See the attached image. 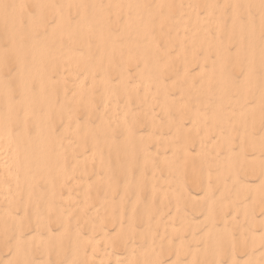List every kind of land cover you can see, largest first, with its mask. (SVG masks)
<instances>
[{
    "label": "rangeland",
    "instance_id": "obj_1",
    "mask_svg": "<svg viewBox=\"0 0 264 264\" xmlns=\"http://www.w3.org/2000/svg\"><path fill=\"white\" fill-rule=\"evenodd\" d=\"M12 2L13 0H9V2ZM27 1H29V2H27ZM90 0H88L86 3L88 4V2H89ZM101 2L103 1V6L105 5L104 3H106V1H104V0H100ZM170 0H165L164 2H162V3H159L158 5H155L154 6V2H153V4L151 5V6H149L148 5V7H149V9H151L152 7H154L155 8V10H156V13H155V17H156V20H155V28H156V30H157V32L158 33H156L157 35H156V42H157V46H158V48H159V50H160V54H159V56H158V58H157V60L159 61V63H160V70H161V68H162V70L165 68V70H163L162 71V73L161 74H159V76H157V77H155L154 75H151L152 76V78H151V76H150V78H151V80H153V81H155V83L154 84H152L151 86H150V90H151V95L153 96V101L152 102H148V97L147 96H143V95H141V94H143V90L141 89L142 87H140V86H142V85H138L139 87H137L136 89H130V85H134V84H136V83H138L137 82V80H138V72L136 73V69H138V65H139V63H136V64H133V65H130V66H134V67H130V66H126V67H124L123 65H122V61H123V59H124V55H126L125 53H126V51H123L122 52V50H124V49H126V48H124L125 47V44L124 43H127L128 41H131V38L129 37V39L128 40H126V37L125 36H123L122 35V37L121 38H117V37H119V36H121L120 35V32H119V30L121 29V27H119V26H122V21H123V12H120V13H118V15H116V16H114V17H111L112 15L110 14V16H109V24H107L106 25V27L108 28H106L107 29V31L109 32V31H111L112 29V31L111 32H109L108 34H111V39L112 40H114L115 41V43L117 44V46L118 47H120V46H122V47H120V51H115V52H113L112 53V55H107V54H105V55H103V58L102 59H104L103 61H109V63H110V65L108 64L107 65V67L104 69H96V70H94V72H93V74L92 75H88L86 78H87V80H85V78H83V80L81 81V84L83 85H81L82 86V97H87V93L88 92H90V93H92V95H93V97H95L94 98V103H93V105H94V108L97 110V111H95L93 114H90V116L86 113V111L85 112H83L84 110H82V109H78L77 110V112L75 113V117H74V119L75 120H77L78 121V123H79V125L81 126V127H79V128H81V129H83V128H85V126H84V124L87 126V127H89V126H91L90 128H93V129H95V128H97V126L96 125H98L99 124V122H100V118L104 115V118L106 119V120H108V123L110 124V121H111V125H110V127L111 128H114L112 131H111V133H110V136H109V139L112 141V142H114V143H116V144H118L117 146H116V144H114V143H112V145L111 146H108V147H110V148H108L107 146H104V147H102L104 144H103V142L104 143H106V138H105V136H103L102 134H96L95 135V137H96V139L98 138V141H99V146H100V144H102L100 147H99V149H103V151H101V150H99L98 149V152H97V154L100 156V160L98 161L97 159H95V160H90V161H87L86 162V164H87V168H86V172L84 173V175L82 176H80V178L82 179H84L85 180V182H88V184L87 185H89V188H88V190H90V191H88V196H89V200H90V202L86 205L87 206V208L86 209H84V211L82 212V214H80L79 213V209L77 210V208H72L71 210V212H73L72 214L71 213H67V214H65L64 216H62V217H60L62 214L61 213H63V211L65 210V211H67L68 209H69V207H71V206H69V205H71L72 203H78V201H79V199H80V197H79V195H77V194H79V193H77V188H78V185L77 186H74L73 188H75V190H73V188L71 189V191H72V195L75 197L74 199H73V201L74 202H72V200L71 201H68V204L66 203V202H63L61 199V201H59V197H57V195H59L60 193L61 194H64V190H60V192L59 193H57L56 192V196L55 197H51V198H49V200H48V197L49 196H46V195H49V189L47 188V185H45V183H42V182H40V181H38V182H36L35 184H36V189H35V187L32 189V194H33V196H32V194H31V196H30V198L28 199L29 200V202H28V205H27V207H26V209H25V211H26V213H25V215L24 216H22V214H21V209L23 208V205L22 204H24V202H21V201H23L24 200V196H23V194L25 195V191H24V189L21 191L22 192V195H19V197L17 198V200L19 201V206L17 205V208L15 207V208H13L14 210H11V213H13L12 214V218H13V221H15V223L10 219L9 220V218L8 217H6V216H4V215H1L0 214V226L2 225V227H3V229H5V230H3L2 231V227L0 228L1 230H0V239L1 240H3L2 241V243H3V245L1 246V242H0V264H80V262H81V264H88V263H92V264H95V260H93V259H90L91 261L89 262V260L87 259V256L88 255H86L87 254V252H89V248H88V246H86V245H84V248H83V245H81L82 244V241L84 240V238H86L87 237V235H90V236H99L100 234H104L105 235V237H107V239H106V241L104 242V243H99L98 244V246H103V247H98L96 250H97V252H95V255H99L102 251L101 250H103V249H106V247H107V249H109V252H110V255H111V258H107L106 259V262L108 263V264H112L114 261H115V256L117 255V259H118V261H119V264H136V262H137V264H144V262H145V264L147 263V264H153V261H152V259H154V258H156V260L158 261V263H160V264H172L173 262V264H181V263H184V264H188V255L193 251H195L194 253L196 254V255H198V256H195L196 257V259H195V261H197V263L194 261L193 263L195 264H200L199 263V261L200 260H202V258H205L206 257V253H204V251H205V249L203 248V242L204 241H200L201 239H203L204 237H203V233H205V230L208 228V224H207V222L206 221H204V219H202V220H200L201 218H203L204 216H203V214H202V212H204L205 213V208L207 209L208 207L207 206H209L208 204H210V202L212 201L213 202V210L215 209V211H214V214L216 215H214L215 216V218H214V220L216 221H214L212 224H215V225H213V226H216L215 227V232H214V230H213V232L211 231V233L210 234H208L207 233V236H209V237H207L208 239H211V241L210 240H208V239H206V244L208 243V245H210L211 244V242H213L214 240H212L213 239V237H215L214 235H217L216 236V238L217 239H219V242H220V245H221V247H223V249L222 248H220V252H225V254L227 253V250H228V253L227 254H229V251L231 250H234V253H235V256L238 258V260L240 261V260H242L243 259V257H245V254H246V252L247 251H244L243 249L241 250L240 249V247L238 246L241 242V239H242V237H243V239H242V241H244V242H246V243H248V240L250 241V237H249V233L248 232H251V231H255L256 232V234H257V236L258 237H260L261 236V227L262 228H264V224H261V225H259V224H257V226L256 225H254V227L252 226V227H250L249 226V223H248V221L250 222V220H251V218H254V219H257V221H261L262 220V223H264V221H263V218H264V210H263V208H261V207H263L264 206V196H263V194H264V183H262L261 182V178H259V176H258V172H256L257 170L259 171V169L258 168H256L255 167V165H254V163L255 164H257L258 162L259 163H263L264 162V149L262 148L263 146V144H264V139H263V137H264V93H263V90H264V81L262 80V79H264V78H262V77H264V65H262L264 62H263V58H264V54H263V52H264V33H263V30H264V25H263V23H264V19H263V17H264V13H262V12H264V6H263V8H262V5H264L263 4V1L261 0H255V1H257V5H255L256 4V2H255V4H254V0H245V3H244V0H212V3H213V9H215V11L212 9V11H213V13L212 14H209V15H206L204 12H205V9L207 8V3L204 1V2H201L202 0H195V1H191V0H173L172 2H176L175 4L174 3H172L171 1L169 2ZM179 1V2H178ZM215 1V2H214ZM224 1H226V3L224 2ZM228 1V2H227ZM243 1V2H242ZM252 1H253V3H252ZM2 4H1V0H0V9H1V11H0V16H2L3 17V19L5 18V20L3 21V19H2V17L0 18L1 20V24H0V26L2 25V27H0V31L1 32H3V34L0 32V35L2 36H0V41L2 42H4V37L7 35V34H9V36L7 35V38H9V39H5V42L3 43H1L2 44V46H1V44H0V60L2 59V57H5V58H3L2 59V61H5L7 64H5L6 66H8L7 68L5 67L4 68V70L6 69V70H8V73H7V71L5 72L3 69V71H1L0 73L2 74H0L1 75V77H2V80H4L5 82L7 81V82H9V83H5L6 85H8L10 88H11V90H10V95H11V98L13 99V101L14 102H18L19 101V94L17 93V92H15V90H13L12 89V87H13V85L12 84H14V82L16 81L15 79L16 78H14V76H13V74L16 72L15 70H16V65H14V63H12L11 61L9 62L10 64H8V59L7 58H9L10 59V57H11V60H12V57H14V54H15V56H17L16 55V52H15V50L17 51V54H19V55H21L22 56V54H24V52H26L27 51V54L30 56H26V55H23L22 57H23V60L24 59H27L28 61V63L27 62H25V64H26V66L28 67V65L30 64L29 62L32 60L31 58L32 57H35V56H37L36 55V53L34 52V51H36V50H34V49H36V48H33L32 47V44L33 45H35V46H45L44 48H45V50H46V52H47V54H49L50 56H54V57H57V59L58 58H62L63 60H65V58L69 55L70 57H72V55L71 54H76L77 55V57H76V59L78 60V61H80L81 59H82V57H84V59H82V62L80 61V65L82 64V63H84L85 65H83L84 66V68L85 67H88V66H90V65H94V64H96V63H99V59H101V57L102 56H100L99 55V46H97L98 45V42H97V38L95 37L94 38V40H93V37L94 36H90V34L88 35V34H83L82 35V37L83 38H81V39H84V40H76L75 39V35H76V31L74 32V34H73V30L74 29H76V28H74L73 26L76 24V22L78 21V19H77V17H75V16H77V13L75 14V12H74V10H71L70 9V11H68L67 12V17H69L68 19H70V23L69 24H65V25H57L56 26V19H55V15L56 14H54V13H56V12H58L59 10H61V9H59L58 7H60L61 8V6H59V4H58V2H59V0H32L31 2H30V0H22V2H23V6H21L20 8H18V7H16V3H18L17 2V0H14L12 3H9L7 0H2ZM7 2V4H5ZM32 2H33V4L36 6V8H34L35 6L33 5L32 6ZM152 2V1H151ZM186 2V4H180V3H185ZM200 2V3H199ZM219 2V3H218ZM221 2V3H220ZM236 2H240V3H237L236 4ZM242 2V3H241ZM249 2V3H248ZM258 2H259V4H258ZM262 2V3H261ZM31 3V4H30ZM56 3V4H55ZM156 3V2H155ZM170 3H171V5H170ZM180 5H179V4ZM195 3V4H194ZM199 3V4H198ZM202 3H204V5L202 4ZM215 3H217V4H215ZM228 3H231V5L229 6L228 5ZM250 3H252L253 4V7L254 6H257V8L256 7H252V4H251V7H249L248 8V6L250 5ZM260 3H261V5H260ZM10 4H12V6L10 5ZM29 4V6H27ZM49 5V4H51V6H53V10L52 11H50L51 13H49V12H45V15H47V17L44 15L42 18H40V20H38L37 18H36V13H35V11L37 10V9H45V7H46V5ZM55 4V5H54ZM87 4H86V8H87V13L89 12V10L90 9H88V8H90L91 6H92V4L89 2V4H88V6H87ZM149 4V3H148ZM224 4H226V6H224ZM6 5V6H5ZM42 5V6H41ZM170 5V6H169ZM179 7L180 6V8L177 10V6ZM198 5V6H197ZM205 5H206V8H205ZM235 5V6H234ZM236 5H238V6H240L241 8H239V7H236ZM245 5V6H244ZM27 6V7H26ZM32 6V7H31ZM102 6V7H103ZM173 6V8L170 10L169 9V7L171 8ZM183 6V7H182ZM242 6H244V7H242ZM260 6H261V8H260ZM8 7V8H7ZM158 7H160L159 9H158ZM174 7H177V8H174ZM182 7V8H181ZM201 7H203V9L204 10H202V8H201V11H200V8ZM6 8V9H5ZM11 10H10V9ZM23 8V9H22ZM28 8V9H27ZM31 8V9H30ZM162 8H164V9H162ZM198 8V9H197ZM231 9V11H230V9ZM235 8V9H234ZM245 8H247L246 10H244ZM257 10H256V9ZM8 9V10H7ZM34 9V10H33ZM162 9V10H161ZM169 9V10H168ZM174 9V10H173ZM176 9V10H175ZM190 9L193 11H190ZM240 9H241V11H240ZM244 11H243V10ZM252 9H254V10H252ZM261 9V10H260ZM6 10V11H5ZM223 10H226V11H223ZM238 10V11H237ZM3 11V12H2ZM9 13H8V12ZM13 11V13L12 14H10V12H12ZM30 11V12H29ZM158 11H159V13H158ZM167 11V12H166ZM173 11V12H172ZM175 11V12H174ZM204 11V12H203ZM237 11V12H236ZM253 11H254V13H253ZM23 13V14H20V16H19V13ZM26 12V13H25ZM53 12V13H52ZM70 12V13H69ZM73 12H74V14H73ZM183 12V13H182ZM188 12V13H187ZM215 12V13H214ZM236 12V13H235ZM239 12H240V14H239ZM244 12V13H243ZM248 12H249V15H248ZM256 12V13H255ZM6 13H8V14H6ZM165 13H167V14H165ZM170 13V14H169ZM175 13H176V15H175ZM185 13H187V14H185ZM197 13V14H196ZM200 13H202V14H200ZM223 13V14H222ZM224 13H225V15H224ZM227 13H230L231 15H232V17H231V15H228ZM238 13V14H237ZM243 14V16H242V14ZM245 13H247L246 15H245ZM258 13V14H257ZM2 14V15H1ZM5 14H6V17H5ZM27 16H25V15ZM33 14V15H32ZM54 14V15H53ZM158 14V15H157ZM189 14V15H188ZM195 14V15H194ZM222 14V15H221ZM233 14H235L237 17H235V15H233ZM251 14V15H250ZM253 14V15H252ZM261 14H263V15H261ZM4 15V16H3ZM50 15H52V16H50ZM70 15H72L71 17H70ZM73 15H75V16H73ZM178 15V16H177ZM179 15L181 16V17H179ZM221 15V16H220ZM226 15H228V17L226 16ZM256 15V16H255ZM9 16V17H8ZM13 16H15V18L13 17ZM118 16V17H117ZM174 16V17H173ZM176 16V17H175ZM194 16V17H193ZM198 18H197V17ZM219 16V17H218ZM234 16V17H233ZM248 16V20L246 21V17ZM250 16H252L253 18H254V22L252 21L253 20V18H250ZM7 17L8 18H10V19H7ZM20 17V18H19ZM48 17H49V19H48ZM54 18V20H53V18ZM158 17V18H157ZM190 17V18H189ZM192 17V18H191ZM223 17H226V18H223ZM14 18V19H13ZM17 18V19H16ZM44 18V19H43ZM73 18H74V20H73ZM111 18H112V20L114 21H112L113 22V24H114V26H113V24H112V22H110L111 21ZM116 20H115V19ZM170 18H172V19H170ZM208 18H210V19H208ZM221 18V19H220ZM234 19V20H236L235 18H237V20L238 21H242L241 23L239 22V24H237L238 22H237V20H236V22H235V24H233L234 22H233V20L232 19ZM242 18H243V20H242ZM250 18V19H249ZM259 18H260V21H259ZM22 19V20H21ZM53 21H52V20ZM168 19H170L169 21H168ZM178 19V20H177ZM189 19V20H188ZM192 19V20H191ZM252 19V20H251ZM14 20H17V21H13ZM47 20V21H46ZM50 20V21H49ZM76 20V21H75ZM118 20V21H117ZM162 20H164V21H162ZM175 22H174V21ZM177 20V21H176ZM187 20V21H186ZM250 20V21H249ZM3 21V22H2ZM8 21V23H6ZM40 21H41V23H45V24H40ZM74 21V22H73ZM121 21V22H120ZM167 23H166V22ZM171 21H173V22H171ZM184 21V22H183ZM190 21V23H188ZM201 21V22H200ZM247 22V23H244V22ZM252 21V24L253 25H250V22ZM6 23V24H2V23ZM22 24H21V23ZM51 22V23H50ZM71 22H72V24H71ZM116 22L118 23V24H116ZM120 22V23H119ZM186 22L188 23V24H186ZM195 22V23H194ZM226 22H227V24H226ZM249 22V23H248ZM259 23V25L257 24V23ZM263 22V23H262ZM11 23V24H10ZM15 25H14V24ZM27 23H28V25H27ZM49 23V24H48ZM171 23V24H170ZM175 23V24H174ZM197 23V24H196ZM213 23H214V25H213ZM223 23V27L224 28H227V27H225V26H227L228 24V28L225 30V29H223V32H222V26H220L221 24ZM12 24H13V26H12ZM48 26H47V25ZM110 24H112V25H110ZM167 24V25H166ZM201 24H202V26H201ZM205 24V25H204ZM211 24V25H210ZM239 25V26H237V25ZM245 25V27L246 28H248V31H246V28H245V30H244V26H241V25ZM9 25V26H8ZM18 25V26H17ZM28 26L27 28H29V29H27L25 26ZM43 25H46L45 27L43 26ZM69 26V25H71L70 27H67V26ZM165 25V26H164ZM171 27H170V26ZM175 25V26H174ZM188 25V26H187ZM204 25V26H203ZM231 25H236L235 26V28H236V30H239V27L241 28L240 30L242 31V30H244V33L243 32H241L240 30V34H239V31H234L233 29H235V28H233L234 26H231ZM263 25V26H262ZM3 26L5 27V29L3 28ZM11 26V27H10ZM16 26V27H15ZM20 26V27H19ZM24 26L25 28H22V27ZM39 26V27H38ZM118 26V27H117ZM169 26V27H168ZM173 26V27H172ZM209 26V27H208ZM249 26H250V28H249ZM252 26L254 27L253 29H252ZM14 27V28H13ZM42 27H44V28H42ZM193 27V28H192ZM222 27V28H221ZM260 27H262L261 29H260ZM7 28H8V30H7ZM30 28H33L32 29V32H29V34H28V31H31V29ZM36 28V29H35ZM40 28V29H39ZM47 28V29H46ZM67 28H68V30H67ZM72 28V29H71ZM78 28V27H77ZM93 28V27H92ZM160 28V29H159ZM179 28H180V30H179ZM209 28V29H208ZM213 29V31H215L214 33H213V31H212V29ZM233 28V29H232ZM243 28V29H242ZM256 28V29H255ZM257 28H259L260 30H262L261 32H260V30L258 29V34L256 33V32H254L253 34H254V36L251 34L253 31H256L257 30ZM2 29V30H1ZM4 29V30H3ZM19 30V31H16V30ZM22 29H24L23 31H22ZM41 29L42 30H44V31H42L41 32ZM53 29H56L55 30V32H54V30ZM119 29V30H118ZM161 29L162 30H164V32L163 33H161L162 31H161ZM165 29H167V30H165ZM168 29H171L170 31H168ZM211 29V30H210ZM220 29V31L222 32L221 34L223 35H221V34H219L220 33V31L218 32V30ZM230 29H231V31H230ZM251 29V30H250ZM255 29V30H254ZM14 30H15V32H16V34H15V32H14ZM21 30V31H20ZM34 30H35V32H34ZM37 30V31H36ZM47 30H49V31H47ZM71 30V31H70ZM117 30V31H116ZM160 30V31H159ZM198 30L200 31L198 34L196 33V32H198ZM7 31V32H6ZM25 31H26V33H25ZM64 31H66V33H64ZM69 31V32H68ZM93 31H94V28H93ZM210 31V32H209ZM226 31V32H225ZM234 31V32H233ZM245 31L246 32H248V33H245ZM251 31V32H250ZM36 33V34H34V33ZM68 32V33H67ZM115 32V33H114ZM160 32V33H159ZM204 32V33H203ZM230 32H231V34H232V36L233 37H235V38H233L232 36H231V34H230ZM233 32V33H232ZM237 32H238V34H237ZM12 35H11V34ZM21 33V34H20ZM32 33V34H31ZM42 35H41V34ZM54 34V37H52L53 36V34ZM72 33V34H71ZM112 33H114V34H112ZM166 33H168V34H166ZM178 33V34H177ZM196 33V34H195ZM235 33V34H234ZM242 33V34H241ZM20 34V35H19ZM27 34V35H26ZM30 34H31V36H30ZM52 34V35H51ZM115 34H117L116 36L117 37H115ZM160 34H165V35H160ZM176 34V35H175ZM226 34V35H225ZM228 34V35H227ZM244 34V35H243ZM246 34H248V35H246ZM250 34V35H249ZM15 35H16V37H15ZM26 36L27 37V40H26V37H24V36ZM28 35L32 38V36H33V38L30 40L29 39V37H28ZM41 35V36H40ZM74 35V36H73ZM88 35V37H86V36ZM119 35V36H118ZM170 35H171V37L173 36V38H172V40L170 39ZM210 35V36H209ZM230 35V36H229ZM237 35H239V36H237ZM246 35V36H245ZM256 35H258L257 37L258 38H256L255 36ZM4 36V37H3ZM22 38L21 40L22 41H20V39L18 38ZM38 36H40V37H38ZM47 36H48V39H47ZM85 36V37H84ZM162 36H165L164 38H162ZM177 38L176 40L177 41H179L180 40V42H175L174 43V41L175 40H173V39H175V37ZM205 36V37H204ZM206 36L207 37H209V38H206ZM212 36H213V38H212ZM218 36H220V37H218ZM225 36V37H224ZM243 38H242V37ZM248 36H249V38H248ZM251 36V37H250ZM253 36V37H252ZM259 36L261 37V39L259 38ZM14 37H15V39L18 41V42H20V44L22 45V49H21V45H20V47L18 46V48H17V45H15L14 46V49H13V45H11V42L12 41H14L15 39H14ZM35 37H37V38H35ZM43 37H45V38H43ZM113 37H115V38H113ZM222 37H224V39L222 38ZM228 37H230V38H228ZM24 38H25V40H24ZM49 38H52V39H50V41H52V42H50L49 41ZM56 38L58 39V40H61V44L59 43V41L57 40L56 41ZM61 38V39H60ZM69 38V39H68ZM161 38V39H160ZM183 38H185L184 40H183ZM187 38V39H186ZM254 38H256V39H254ZM19 39V40H18ZM33 39L35 40V43H34V41H33ZM40 39V40H39ZM42 39V40H41ZM85 39H86V41H85ZM91 39V40H90ZM95 39H96V41H95ZM122 41H121V40ZM123 39H125V41L123 40ZM158 39L160 40V41H158ZM164 39H166V40H164ZM179 39V40H178ZM212 39V40H211ZM230 39V40H229ZM232 39H233V42H232V44H231V46H229L230 44H228L229 42H231L232 41ZM242 39L244 40V41H242ZM247 39H248V41H247ZM7 40H9V41H7ZM14 41L15 43L17 42V41ZM30 40V41H29ZM119 40V41H118ZM167 40H168V42H167ZM187 40V41H186ZM228 40H229V42H228ZM246 40V41H245ZM255 40V41H254ZM257 40H258V42H257ZM260 40V41H259ZM24 41H25V43H24ZM54 41H56V42H54ZM63 41V42H62ZM68 41V42H67ZM74 41V42H73ZM79 41H82V43H80ZM90 41H92V42H90ZM170 41V42H169ZM235 41H237V42H235ZM240 41H242V42H240ZM251 41H253V43L251 42ZM6 42H8V43H6ZM17 42V43H18ZM28 42V43H27ZM31 42V44H29ZM37 42V43H36ZM46 42H48V43H51V44H48V43H46ZM54 42V43H53ZM71 42V44L73 43V45L75 44V47H73V45H71V44H69ZM76 42V43H75ZM94 42V44H92ZM165 42V43H164ZM172 42V43H171ZM184 44H183V43ZM219 42H221V43H219ZM226 42V43H225ZM244 42H246L245 43V45H244ZM255 42V43H254ZM10 43V44H9ZM13 43V42H12ZM24 43V44H23ZM27 43V44H26ZM44 43V44H43ZM46 43V44H45ZM78 43L79 44H82V45H79L78 46ZM83 43H85V44H83ZM87 43V44H86ZM119 43H120V45H119ZM164 43V44H163ZM248 43H252V44H250V45H248ZM27 45V46H29V49L30 48H33V50L32 49H30L31 51H29L28 50V48L26 47L25 48V46L24 45ZM52 44H53V46H52ZM56 44H57V46H56ZM59 44L60 45H63V46H60L59 47ZM92 46H91V45ZM96 44V45H95ZM162 44V45H161ZM168 44V45H167ZM173 44V45H172ZM199 44L201 45L200 47L202 48L203 47V51H204V49H206V48H209L208 46H210V50H208L207 51V54L206 55H204L205 54V52H203V51H199V50H201L200 49V47H199ZM219 44V45H218ZM221 44V45H220ZM225 44H226V46H225ZM235 44V45H234ZM240 44H242L241 45V47L240 46H237V45H240ZM261 44V45H260ZM11 45V46H10ZM65 45V46H64ZM68 47H67V46ZM69 45H71V46H69ZM85 45V46H84ZM87 45V46H86ZM90 45V46H89ZM93 45H94V47H93ZM170 45V47H168ZM184 45V46H183ZM244 45V46H243ZM49 46V47H48ZM51 46V47H50ZM124 46V47H123ZM164 46H166L165 48H164ZM174 48H173V47ZM176 46V47H175ZM212 46H217L218 48H221V50H219L220 52H216V51H214V50H212L211 49V47ZM224 46V47H223ZM235 46V47H234ZM248 46V47H247ZM252 46H254V47H252ZM24 47V48H23ZM48 47V48H47ZM55 47H58V49H56ZM64 47V48H63ZM84 47H86V48H84ZM162 47V48H161ZM169 48V50H168V48ZM237 47V48H236ZM256 47H257V49H256ZM259 47V48H258ZM262 47V48H261ZM12 48V49H11ZM73 50H72V49ZM83 48V49H82ZM94 49V50H92V49ZM172 48H173V50H172ZM233 48V49H232ZM244 48H246L247 49V51H246V49L244 50ZM250 48H252V50H254L255 49V53L254 52H252V50L250 49ZM5 49V50H4ZM17 49H19V52H18V50ZM22 50V52H23V49H24V52L22 53V52H20L21 50ZM60 49V50H59ZM71 49V50H70ZM82 49V50H81ZM98 49V50H97ZM197 49V50H196ZM199 49V50H198ZM227 49L228 50H231V51H227ZM240 49H242V50H244V52L246 51V53H248V55L246 56L245 54H244V52L242 51V50H240ZM4 50V51H3ZM12 50V51H11ZM57 50V51H56ZM67 50V51H66ZM68 50H69V52H68ZM88 50H89V52L91 53H89L88 52ZM97 50V51H96ZM117 50V49H116ZM130 50H132L133 52H135L133 49H130ZM166 50V51H165ZM185 50V51H184ZM64 52V53H62V52ZM163 51L164 52H167L168 51V53H166L165 55H163L164 53H163ZM199 51V52H198ZM225 51V52H224ZM241 51V52H240ZM251 51V52H250ZM5 52V53H4ZM8 52L9 53H11V52H13V54L11 55L10 54V56L8 55ZM30 52V53H29ZM33 52H34V54H33ZM61 52V53H60ZM94 52V53H93ZM185 52V53H184ZM210 54H209V53ZM212 52H214V53H212ZM222 52H224V53H222ZM229 52V53H228ZM231 52V53H230ZM22 53V54H21ZM87 53H89V54H87ZM118 54V55H115V54ZM120 53V54H119ZM123 55H122V54ZM180 53V54H179ZM194 53V54H193ZM195 53H196V56H194L193 57V61L192 62H190L191 63V65L188 63L187 64V69L186 70H188V72L189 73H187V71L185 72V71H183L182 70V67H183V64L184 63H186V59L188 58V56H189V54H193V55H195ZM201 53V54H200ZM226 53V54H225ZM228 53V54H227ZM245 55L244 57H240V55ZM243 53V54H242ZM257 53H258V56H255V55H257ZM260 53H262V54H260ZM35 55V56H31V55ZM80 54V55H79ZM133 54H136V56H138L139 57V53L137 54V53H133ZM162 54V55H161ZM218 54V55H217ZM220 54V55H219ZM230 54H231V56H230ZM233 54V55H232ZM255 54V55H254ZM7 55H8V57H7ZM79 55V56H78ZM90 55V56H89ZM99 55V56H98ZM161 55V56H160ZM185 55V56H184ZM209 55V57L208 58H210V59H208L207 60V62L205 61L204 63H203V66H204V68H203V71H201V74H199L200 72H199V64L201 63V59L204 57V56H208ZM221 55L223 56V57H221ZM227 55V56H226ZM229 55V56H228ZM250 55V56H249ZM260 55V56H259ZM263 57H262V56ZM118 57L117 59H118V61L116 60V57ZM123 56V57H122ZM219 56V57H218ZM237 56V57H236ZM238 56H239V58H238ZM252 56V57H251ZM7 57V58H6ZM25 57V58H24ZM85 57L87 58V59H85ZM90 57H91V59H90ZM94 57V58H93ZM122 57V58H121ZM137 57V58H138ZM161 57H163V58H161ZM173 57H175V58H173ZM177 57V58H176ZM180 57V58H179ZM197 57V58H196ZM199 57V58H198ZM213 57H215V59H213ZM225 57V58H224ZM232 57V58H231ZM249 57H250V60H249ZM257 57V58H256ZM37 58V57H36ZM97 58H99V59H97ZM121 58V59H120ZM159 58H161L160 60H159ZM182 58V59H181ZM229 58V59H228ZM235 58V60H233ZM241 58V59H240ZM261 58V59H263V60H259V59ZM29 59H31V60H29ZM114 59V60H113ZM172 61H171V60ZM175 59H177V60H175ZM180 59V60H179ZM198 59V60H197ZM211 59H213V60H211ZM221 59H223V61L221 60ZM225 59V60H224ZM228 61H227V60ZM231 59V63L229 62V60ZM244 59H246V61L244 60ZM259 60V61H257V60ZM7 60V61H6ZM88 60V61H87ZM112 60H113V63H116V64H113L112 63ZM121 60V61H120ZM179 60V61H178ZM182 60V63H180V61ZM195 60V61H194ZM199 60H200V62H199ZM211 60V64L209 65V61ZM216 60V61H215ZM241 60V64H240V61ZM255 60H256V62H257V64L258 65H256V63H255ZM26 61V60H25ZM92 61V62H91ZM170 61V62H169ZM214 61H215V63H214ZM225 61V63H223L222 65H221V63L222 62H224ZM249 61H251V62H249ZM252 61H254L253 63H252ZM119 62V63H118ZM169 62V63H168ZM173 62V63H172ZM197 64H196V63ZM228 62V63H227ZM233 62H234V65H233ZM237 62H239L238 63V65H236V63ZM248 64H247V63ZM262 62V63H261ZM171 63V64H170ZM175 63H177L176 65H177V69H176V65H175ZM207 63V64H206ZM227 63V64H226ZM250 63H251V65H250ZM181 64V65H180ZM217 64H218V66H217ZM230 64V65H229ZM240 64V65H239ZM243 64V65H242ZM11 65H13V66H11ZM80 65H79V68H80ZM86 65H88V66H86ZM115 65V67H113ZM119 65V66H118ZM172 65V66H171ZM195 65V66H194ZM209 65V66H208ZM223 65H225V67H224V70H223ZM238 66V68L236 67V66ZM245 65V66H244ZM253 65H255V66H253ZM12 68H11V67ZM109 66V67H108ZM112 66V67H111ZM168 66V67H167ZM194 66V67H193ZM239 66H244V68H239ZM258 66V67H257ZM261 66V67H260ZM128 67V68H127ZM170 67H172V68H170ZM191 67V68H190ZM206 67V68H205ZM208 67V68H207ZM221 67V68H220ZM252 67H254V71H252ZM255 67H257V68H255ZM263 67V68H262ZM8 68H10V69H8ZM107 68L109 69V71L107 70ZM113 68V69H112ZM117 70H116V69ZM119 68H121L119 71L120 72H123V73H117V71H118V69ZM124 68H125V70H124ZM167 68H168V71H170V72H168L167 71ZM211 68H212V70H214L213 72H212V70H211ZM219 68V69H218ZM230 70H229V69ZM232 68V69H231ZM235 68L237 69V70H235ZM260 68H262V70L260 69ZM12 69H14V70H12ZM172 69V70H171ZM218 69V70H217ZM228 69V70H227ZM238 69H240V70H238ZM10 70V71H9ZM99 70V72L97 73V71ZM113 72V75H112V72ZM116 70V71H115ZM123 70V71H122ZM193 70V71H192ZM232 70H234L233 72H231ZM244 70V71H243ZM101 71V72H100ZM102 71H104L105 73H109L110 75H111V77H110V75L108 74V75H106V78H105V85H107L108 84V81L110 80H112L111 81V83H110V81H109V84L106 86V88H108L107 90L109 91V92H111L112 93V98H110V100L111 101H115V107H114V109H116V111H114L113 113H112V117H116V116H118V114L120 115V113L119 112H121V109L122 108H124V109H127V107H130L131 108V110H130V112H129V114H127V116H126V121H127V123L129 124V127L131 126V129L133 128V129H135L132 133L134 134L133 136L135 137V136H137L135 139H133L134 137L132 136V139H128L127 140V138L125 139V136H124V134L122 133V131H123V127L122 126H120L119 125V123H118V121H116L114 118H112V117H110L109 116V113L108 112H103L102 111V109H101V102H102V100L101 99H103L104 97H103V94L105 95V93H106V91H104L105 89H104V87H105V85H101V83L103 84V82H101V83H99L100 81V75L103 73ZM132 71V72H131ZM135 71V72H134ZM173 71V72H172ZM222 71H226L227 73H223ZM238 71H240V73L238 72ZM179 72V73H178ZM216 72V73H215ZM222 72V73H221ZM230 72H231V74L232 75H230ZM249 72V73H248ZM251 72H253V73H251ZM263 72V73H262ZM165 73V75H162V74H164ZM167 73V74H166ZM171 74V75H168V74ZM177 73V74H176ZM184 73V74H183ZM186 73V74H185ZM191 73V75H189ZM193 73V74H192ZM196 75H198L196 78H195V74ZM212 73H213V75H212ZM237 73V74H236ZM242 73L244 74V75H242ZM257 73V74H256ZM49 74V73H48ZM55 72L53 73H51V71H50V76L52 77V80H53V82L55 83V81H57V83L59 82L58 80H57V78H56V76H55ZM81 72H80V69H78L75 73H74V75H71V77L70 76H65V81L63 82V81H61V82H59V85H57L56 83H55V85H56V89L54 88V92H55V94L56 95H54L55 97H54V99H56V97H57V99H56V101L54 100L53 102H55L57 105L60 103V98L62 99V96H60V94H62V95H66L67 93V98H66V100H68L69 98H70V94H71V91H72V89L75 87V85H74V81H73V79H78V82L81 80L80 79V77L79 76H81ZM127 74H129L130 75V77H128V79H124L122 82L120 81V75H124V77H126V75ZM188 74V75H187ZM247 76H246V75ZM250 74V75H249ZM260 74V75H259ZM6 77H5V76ZM8 75V76H7ZM76 75H77V77H76ZM97 75V76H96ZM129 75H127V76H129ZM161 75V76H160ZM166 75H167V77H166ZM176 75V76H175ZM185 75H187L186 77H185ZM192 75H195L194 76V78H193V76ZM201 75V76H200ZM204 75V77H202ZM218 75V76H217ZM255 75L257 76V77H255ZM259 75V76H258ZM261 75H263V76H261ZM108 76V77H107ZM164 76V77H163ZM173 76V77H172ZM220 76V77H219ZM227 76H232V77H230V78H232V80H229L230 78L229 77H227ZM243 76V77H242ZM251 76H254L253 78L251 77ZM96 77V78H95ZM119 77V78H118ZM132 77H133V79H132ZM153 77H155L154 79H153ZM158 77H159V79H158ZM162 77H163V80H162ZM166 77V78H165ZM182 77H184V78H182ZM213 79L214 77V79H216V80H218L217 82H218V84H217V82H215L214 81V79L212 80L211 78ZM236 78V79H234V78ZM240 77V78H239ZM252 79H251V78ZM11 78H14V79H11ZM90 78H93L94 79V83L91 85V87L89 86V82L88 81H90ZM109 80H108V79ZM118 78V79H117ZM176 78H178L177 79V81H176ZM183 80H182V79ZM186 78V79H185ZM227 78V79H226ZM239 78V79H238ZM251 80H250V79ZM256 78L257 79H259L258 81H256ZM8 79V80H7ZM70 81H69V80ZM115 79V80H114ZM134 79H136L135 81H134ZM193 81H192V80ZM226 79V80H225ZM240 79H243V80H241V81H239ZM254 79V80H253ZM97 80V81H96ZM160 80H161V82H163V83H161L160 82ZM179 80V81H178ZM199 80V81H198ZM220 80H221V82H223L225 85H226V82H227V86H225L223 83H221L220 82ZM11 81H12V83H11ZM96 81V82H95ZM121 82V84H120V82ZM128 82L127 84H126V82ZM131 81H133V82H131ZM194 82V83H192V82ZM203 81H205L203 84H205V85H202V82ZM211 81V82H210ZM233 81V82H232ZM236 81V82H235ZM237 81H239V83L237 82ZM262 82V83H260V82ZM87 82V83H86ZM106 82H107V84H106ZM118 82V84H120L119 86L116 84ZM181 82V83H180ZM208 83V85H207V83ZM213 82V83H212ZM215 82V83H214ZM220 82V83H219ZM230 82H232L234 85L232 86L231 84L232 83H230ZM246 82V83H245ZM248 82H249V84H248ZM253 82V83H252ZM255 82V83H254ZM61 83V84H60ZM69 83V84H68ZM70 83H72V84H70ZM95 83H99L98 84V86H97V84L95 85ZM114 84L113 85V88L115 87V85H117L114 89H115V91H114V89L112 88V85L111 84ZM130 83V84H129ZM160 84V86H161V88H160V86H159V84ZM164 83H165V86H163L164 85ZM186 83V84H185ZM210 83V84H209ZM252 83V84H251ZM256 83H259V84H256ZM175 84V85H174ZM188 84V85H187ZM194 85V87L192 86V85ZM199 84V85H198ZM216 85L215 87L213 86V85ZM222 84V85H221ZM237 84V85H236ZM69 86L68 88H67V86ZM95 85V86H94ZM111 85V86H110ZM154 85V86H153ZM190 85V86H189ZM197 85H198V87H197ZM209 85H210V87H209ZM212 85V86H211ZM239 85V86H238ZM240 85H242V87L240 86ZM252 85V86H251ZM256 85V86H255ZM258 85H260V86H258ZM263 85V86H262ZM66 86V87H65ZM86 86H87V88H86ZM94 86V87H93ZM104 86V87H103ZM109 86V87H108ZM169 86H170V88H169ZM172 86L174 87V88H172ZM185 87H188V88H192V89H188V88H186V90L184 91V88ZM200 86H202V87H200ZM228 86H229V88H228ZM254 86V87H253ZM60 87V88H59ZM73 87V88H72ZM90 87V88H89ZM97 89H96V88ZM102 88V90L100 91V88ZM153 87V88H152ZM158 87V88H157ZM177 88V90H176V88ZM178 87H179V89H178ZM197 87V88H196ZM205 87H207V89L205 88ZM209 87V88H208ZM225 87H226V89H229V90H227L226 91V89H225ZM250 87H253L252 89H254V93H253V91H251L252 89L250 88ZM258 87V88H257ZM261 87V88H260ZM152 88V89H151ZM157 88V89H156ZM160 88V89H159ZM172 88V89H171ZM181 88V89H180ZM205 88V89H204ZM232 88V89H231ZM233 88H234V90H233ZM257 88V89H256ZM259 88H260V90H259ZM57 89H59L58 91H57ZM91 89H92V91H91ZM96 89V90H95ZM138 89V90H137ZM156 89V90H155ZM162 89V90H161ZM169 89V90H168ZM175 91H174V90ZM195 89L196 90H198V91H195ZM200 89H202V90H200ZM208 89H210V90H208ZM215 89V90H214ZM236 89V90H235ZM237 89H239V90H237ZM249 89V90H248ZM256 89V90H255ZM263 89V90H262ZM56 90V91H55ZM88 90V91H87ZM99 90V91H98ZM119 90V91H118ZM120 90H121V93H120V95H119V93L118 92H120ZM128 90H130L131 92H134V90H135V92H134V94H136L135 96V98L134 99H131V101H129L128 102V100L130 99V97L132 96V97H134V94L132 95L131 94V92L130 91H128ZM137 90V91H136ZM159 90V91H158ZM180 90V91H179ZM195 92H193V91ZM208 90V91H207ZM222 90V91H221ZM230 90H232V91H230ZM14 91V92H13ZM66 91V92H65ZM86 91H87V93H86ZM97 91V92H96ZM123 91V92H122ZM159 93L157 96H156V94H157V92ZM163 91V92H162ZM170 91V92H169ZM178 91H179V93H178ZM182 91H183V95L184 96H186L185 98L184 97H182ZM224 91V92H223ZM228 92V93H226V92ZM235 91H237V92H235ZM241 91V92H240ZM250 91V92H249ZM257 91V92H256ZM260 91V92H259ZM125 92H127L126 94H125ZM160 92H162V93H160ZM166 92V93H165ZM186 92V93H185ZM188 92V93H187ZM197 92V93H196ZM204 94H203V93ZM208 92H209V94H211V92H212V94L209 96V94H208ZM220 92V93H219ZM239 92V93H238ZM248 92V93H247ZM12 93V94H11ZM70 93V94H69ZM100 93H101V95H100ZM103 93V94H102ZM123 93L125 94V96L123 95ZM154 93V94H153ZM167 93H169V94H167ZM199 93V94H198ZM206 93L208 94V95H206ZM232 93V94H231ZM251 93V94H250ZM255 93H257L256 95H254ZM262 93V94H261ZM16 94V95H15ZM58 94V95H57ZM97 94L98 95H100V96H97ZM116 94V95H115ZM130 94V97L128 96ZM161 94V95H160ZM191 95L190 96V98H188V95ZM204 95V96H201V95ZM217 96H216V95ZM223 94V95H222ZM228 94V95H227ZM237 94H239V95H237ZM245 94V95H244ZM15 95V96H14ZM70 95V96H69ZM121 95H123L122 96V98H121ZM140 95V96H139ZM172 95H175L174 97L172 96ZM194 95H197V96H194ZM231 95V96H230ZM247 95H249V96H247ZM255 97H253V96ZM259 95H261V97L259 96ZM68 96H69V98H68ZM119 96V97H118ZM139 96V97H138ZM154 96H156V97H154ZM162 96V97H161ZM164 96H165V98H164ZM178 96H180V97H178ZM223 96V97H222ZM234 96H236V97H238V98H236V97H234ZM242 96V97H241ZM250 97L251 98V100L253 101H251L250 100V98H248L247 99V97ZM16 97V98H15ZM98 97H99V99H98ZM131 97V98H132ZM141 97V98H140ZM147 101V103H143V102H145V100H143V98ZM168 97V98H167ZM174 99H173V98ZM200 97V98H199ZM203 97V98H202ZM213 97V98H212ZM218 97H219V99H218ZM257 97V98H256ZM15 98V99H14ZM84 98H82V99H84ZM124 98H126V99H124ZM156 98H157V100H156ZM162 98H164V99H162ZM170 98H172V100L170 99ZM179 98V99H178ZM196 100H195V99ZM217 98V99H216ZM222 98V99H221ZM240 98H241V100H240ZM253 98V99H252ZM261 98H263V99H261ZM93 99V98H92ZM97 99V100H96ZM137 99H140L139 101L137 100ZM179 100V101H177V100ZM186 99V100H185ZM193 99V100H192ZM200 101H199V100ZM209 99V100H208ZM224 99H226L227 100V102H226V100H224ZM243 99V100H242ZM255 99V100H254ZM57 100H59V101H57ZM71 100V102L70 101H68V102H70L69 104H71L72 103V99H70ZM117 100V101H116ZM123 100H126V101H123ZM136 100V101H135ZM143 100V101H142ZM171 100V101H170ZM189 100V101H188ZM208 100V101H207ZM214 100H215V102H214ZM235 100V101H234ZM257 100H258V102L260 101V103L258 104V102H257ZM262 100H263V103H262ZM139 103H138V102ZM159 101V102H158ZM168 101V102H167ZM175 101V102H174ZM186 101H187V103L189 104H187L186 103ZM191 101V102H190ZM206 101V102H205ZM222 101L224 102V104H226V105H220V102L222 103ZM247 101V102H246ZM68 102H66L65 104H66V107L67 106H70L69 104H67ZM96 102H99L100 104H96ZM121 102V103H120ZM122 102H124L123 103V105H122ZM158 102V103H157ZM192 102L194 103V104H192ZM209 102V103H208ZM231 102V103H230ZM120 103V104H119ZM138 103V104H137ZM170 105H169V104ZM175 103V104H174ZM202 103V104H201ZM227 103H229L228 105H227ZM251 103V104H250ZM119 104V105H118ZM130 106H129V105ZM137 106H136V105ZM144 104V105H143ZM149 104V105H148ZM151 104H153L152 105V108H151ZM157 104V105H156ZM159 104V105H158ZM171 104H172V106H171ZM195 104H198V105H195ZM200 104H201V106H200ZM208 104H211V105H208ZM126 105H128L127 107H126ZM136 107H139V108H136ZM168 105H169V107H168ZM175 107H174V106ZM140 106H142V107H140ZM150 107V108H148V107ZM180 106H182V108L180 107ZM194 106H199V107H195L194 108ZM213 106V107H212ZM215 106V107H214ZM221 106V107H220ZM244 106V107H243ZM254 106H255V108H254ZM65 107V108H66ZM99 107V108H98ZM119 107V108H118ZM160 107V108H159ZM170 107H173V108H170ZM181 109H180V108ZM183 107L186 109V110H184L183 109ZM145 108V109H144ZM155 108V109H154ZM158 108H159V110H158ZM192 110H191V109ZM202 108H204V110L202 109ZM206 108V109H205ZM214 108H217V110L216 109H214ZM258 108V109H257ZM66 109H69V107H67ZM119 109V110H118ZM129 109V108H128ZM147 109H149L148 111H147ZM168 109V110H167ZM175 109V110H174ZM187 109H189V110H191V111H189V110H187ZM214 109V110H213ZM219 109H221L220 111H219ZM17 110V109H16ZM151 110V111H150ZM170 110V111H169ZM172 110V111H171ZM183 110H184V112H183ZM203 110V111H202ZM141 111V113H142V115H141V113H139ZM155 111H159L157 114L155 113ZM161 111H163V112H161ZM174 111H176L177 112V114L176 113H174ZM192 112V113H188V112ZM208 111V112H207ZM215 111H218V113L216 114V112ZM254 111V112H253ZM16 112H18L17 114H18V116H20L19 114H20V111H16ZM81 112V113H80ZM100 112V113H99ZM136 112V113H135ZM147 112V113H146ZM152 112V113H151ZM180 112V113H179ZM224 112H225V114H224ZM0 113H2V112H0ZM115 113V114H114ZM165 113H167V114H165ZM171 113V114H170ZM194 113V114H193ZM207 113V114H206ZM220 113V114H219ZM261 113V114H260ZM77 114H79V115H77ZM84 114V115H83ZM98 114H100L99 116H98ZM138 114V117L136 116ZM147 114V115H146ZM168 114H169V116H168ZM176 114V115H175ZM192 115V117H194V116H196L197 117V119H199V121L200 122H205L207 125H209V128L207 129L208 130V132L209 133H207V136L206 135H202V132H203V127L201 126V127H194V129L189 125L190 124V119L189 118H191V116H189V115ZM206 114V115H205ZM216 114V115H215ZM248 114H249V116H248ZM86 115H88L89 116V118L88 117H86ZM94 115V120H93V118H92V116ZM95 115L97 116V117H95ZM106 115V116H105ZM146 115V116H145ZM151 115H152V117H151ZM162 115H163V117H162ZM166 115V116H165ZM262 115V118H260V116ZM77 116V117H76ZM110 118H109V117ZM130 116H133L134 117V119H135V121L137 120V119H139V120H137L138 122H139V124L137 123V121H136V124L139 126H137L135 123L133 124V125H131L130 124ZM156 116V117H155ZM176 118H175V117ZM182 118H181V117ZM186 116V117H185ZM201 116V117H200ZM219 118H217V117ZM227 116H229V119H228V117ZM243 116V117H242ZM248 116V117H247ZM83 117H85V118H83ZM100 117V118H99ZM137 117V118H136ZM140 117V118H139ZM144 117V118H143ZM174 117V118H173ZM183 117H184V119H183ZM222 117V118H221ZM231 117V118H230ZM238 117H239V119H238ZM77 118V119H76ZM88 118V119H87ZM90 118H92V119H90ZM96 118V119H95ZM110 120H109V119ZM156 118V119H155ZM162 120H161V119ZM169 118V119H168ZM252 118H254V120H252ZM258 118V119H257ZM98 119V120H97ZM145 119H147V120H145ZM149 119H151V120H149ZM159 119V120H158ZM166 119V120H165ZM173 120V122H171L172 120ZM177 119V120H176ZM180 119L182 120V121H180ZM209 119V120H208ZM223 119V120H222ZM238 119V120H237ZM247 119V120H246ZM261 119H263V120H261ZM81 120H82V122H81ZM90 120V121H89ZM169 122H168V121ZM179 120V121H178ZM215 120V121H214ZM219 120V121H218ZM227 120H228V122H227ZM245 120H246V122H245ZM259 120V121H258ZM85 123H84V122ZM97 121H99L98 123H97ZM142 121V122H141ZM143 121H145V122H143ZM157 121V122H156ZM158 121L160 122V123H158ZM166 121V122H165ZM178 122L177 124H176V122ZM206 121H209V122H206ZM217 121V122H216ZM226 123H225V122ZM253 121V122H252ZM62 122V121H61ZM161 122L163 123V124H161ZM215 122V123H214ZM223 122V123H222ZM244 122H245V124H244ZM260 123V124H258V123ZM263 122V123H262ZM80 123H82V124H80ZM84 123V124H83ZM87 123V124H86ZM113 123V124H112ZM142 123H144L143 125H142ZM172 123L174 124V126L172 125ZM182 123V124H181ZM252 123V124H251ZM256 123V124H255ZM117 124V125H116ZM146 124V125H145ZM156 124V125H155ZM162 125V127L161 126H158V125ZM167 124V125H166ZM170 124V125H169ZM176 124V125H175ZM181 124V125H180ZM215 124V125H214ZM225 124V125H224ZM228 124V125H227ZM238 124H239V126H238ZM254 124H255V126L257 127L258 125H259V127L258 128H255V126H254ZM263 124V125H262ZM116 125V126H115ZM134 125H136L135 127H132V126H134ZM150 127H149V126ZM186 125H188V128H187V126ZM217 125V126H216ZM237 125V126H236ZM245 125H247V126H245ZM253 125V126H252ZM84 126V127H83ZM94 126V127H93ZM114 126V127H113ZM163 126H165L166 128L167 127H169V128H165V129H162V128H164ZM180 128H179V127ZM186 126V127H185ZM220 126V127H219ZM233 126V127H232ZM241 126H244V128L246 129V131H245V129L244 128H242ZM261 126H262V128H261ZM58 127V128H57ZM60 125H59V123H56L55 124V128H56V133L58 134L59 133V130H60ZM117 127H119L118 129H116ZM122 127V128H121ZM152 127L154 128V129H152ZM157 127V128H156ZM160 127V128H159ZM183 127V128H182ZM215 127V128H214ZM223 127V128H222ZM249 127V128H248ZM252 127V128H251ZM136 128H138L137 130H136ZM148 128H149V130H148ZM156 128V129H155ZM158 128H159V130H158ZM198 128V129H197ZM200 128H202L201 130H200ZM222 128V129H221ZM231 128H233V130L235 129V131H232L231 130ZM242 128V129H241ZM151 129V130H150ZM170 129V130H169ZM172 129V130H171ZM177 129H179V130H177ZM187 129H192L193 130V133H192V130H187ZM212 131H210V130ZM237 129V130H236ZM241 129V130H240ZM252 129V130H251ZM259 129H261V130H259ZM30 130V129H29ZM32 130V129H31ZM122 130V131H121ZM160 130H161V132H160ZM255 130H256V132H255ZM263 130V131H262ZM120 131H121V133H120ZM151 131V132H150ZM155 133H153V132ZM174 131H175V133H174ZM188 131V132H187ZM198 133H197V132ZM230 131H232V132H230ZM252 133H251V132ZM259 131V132H258ZM113 132L115 133V134H113ZM137 132V133H136ZM179 132V133H178ZM186 133V135H185V133ZM236 132V133H235ZM122 134V135H120V134ZM153 133V134H152ZM159 133H160V135H159ZM164 135H163V134ZM177 133V134H176ZM181 133H182V136H180L181 135ZM190 135H189V134ZM196 133V134H195ZM216 133V134H215ZM250 133H251V135H250ZM254 133V134H253ZM112 134L114 135L113 137H112ZM117 134H119V135H117ZM135 134H138V135H135ZM179 134V135H178ZM197 135V134H201V135H197L196 137H195V135ZM230 134V135H229ZM232 134V135H231ZM247 134V135H246ZM140 135H142V136H144V137H142V136H140ZM151 135V136H150ZM166 135V136H165ZM173 135H175V136H173ZM177 135V136H176ZM184 135V136H183ZM193 135V136H192ZM208 135H209V137H208ZM238 135V136H237ZM244 135V136H243ZM254 135V136H253ZM261 135H263V136H261ZM99 136H101V138L99 137ZM139 136V137H138ZM167 136H168V138H167ZM179 136V137H178ZM187 136V137H186ZM190 136V137H189ZM191 136L192 137H194V138H191ZM206 137V139L207 138H209V139H205L204 138V140H203V137ZM214 136V137H213ZM234 136V137H233ZM257 136V138H255ZM112 137V138H111ZM176 137V138H175ZM201 137V138H200ZM237 137H238V139H237ZM242 137H243V139H242ZM99 138L101 139V140H99ZM121 138V139H120ZM124 138V139H123ZM141 138H145L146 140H144L143 139V141H145V142H147V143H150V145L149 144H147V143H145V142H143L142 141V139ZM152 138L153 139H155V140H157L156 142L154 141V143H153V140H152ZM183 138V139H182ZM197 138H199L198 140H196ZM219 138V139H218ZM230 138L235 142L234 144H233V141H230ZM116 139H117V141H116ZM149 139V142L147 141ZM172 139H174V140H172ZM176 139V140H175ZM192 139V140H191ZM194 139V140H193ZM201 139V140H200ZM217 139H218V141H217ZM244 139H245V141H244ZM120 140H122V141H120ZM124 140H126L125 142H124ZM131 140V141H130ZM136 140V141H135ZM140 142H139V141ZM162 140H164V141H166V142H164V141H162ZM187 141V143H186V141ZM191 140V141H190ZM200 140V141H199ZM254 140V141H253ZM260 142H258V141ZM261 140V141H260ZM100 141H101V143H100ZM103 141V142H102ZM130 141V143H128ZM169 141H171V142H169ZM174 141H176V142H174ZM179 141V142H178ZM203 141H204V143H203ZM227 141V143H225ZM246 142V143H244V142ZM252 141V142H251ZM119 142V143H118ZM120 142H121V144H122V142L124 143V146H123V144L121 145L120 144ZM137 142V143H136ZM139 142V143H138ZM143 142V144H141L140 145V143H142ZM158 142V143H157ZM192 143V144H190V143ZM197 142V143H196ZM209 144H208V143ZM228 142H229V144H228ZM237 142V143H236ZM85 143H87V142H85ZM128 143V144H127ZM133 143H135L137 146H142L143 145V147H142V149H140L141 147H134L135 145L133 144ZM161 143H162V145H161ZM186 143V144H185ZM221 143H222V146H221ZM225 143V144H224ZM128 145V147H127V145ZM188 144V145H187ZM196 144H198V145H196ZM201 144H203V145H201ZM246 144V146L247 147H250V148H247V147H244V145ZM86 146H87V144H85ZM122 147H124V148H122L121 150L119 149V148H121L120 146ZM132 147H131V146ZM184 145V146H183ZM208 146V148H207V146ZM235 145V146H234ZM112 146H115V147H112ZM154 146V147H153ZM181 146V147H180ZM192 146V147H191ZM201 146L203 147V148H201ZM223 146H225V149H224V147ZM262 146V147H261ZM126 147V148H125ZM132 149V150H134V151H132L130 148ZM146 147V148H145ZM158 147H160V149L162 150H160ZM165 147V148H164ZM168 147V148H167ZM170 147V148H169ZM172 147V148H171ZM178 147H180V149L179 150H177L178 149ZM198 149H197V148ZM200 147V148H199ZM210 147L212 148V149H214V150H212V149H210ZM214 147V148H213ZM230 149H229V148ZM89 148H90V146H88L87 148H85V146H84V148H83V150L85 151V150H89ZM108 148V149H107ZM117 150H115V149ZM138 148V149H137ZM145 148V149H144ZM154 148V149H153ZM155 148H157L156 150H155ZM165 150H164V149ZM187 148H188V150L189 151H187ZM207 150H206V149ZM217 148V149H216ZM219 148V149H218ZM237 148V149H236ZM243 148L246 150H243ZM252 148V149H251ZM253 148H254V151H253ZM257 148H259V149H257ZM110 149V150H109ZM112 149V150H111ZM119 149V150H118ZM137 149V150H136ZM146 149H148V150H146ZM175 149V150H174ZM202 149H203V151H202ZM233 149H234V151H233ZM261 149V150H260ZM107 151V153H104V152H106ZM108 150H109V152H108ZM116 151V153H118L119 155H118V157H117V154L116 153H114V151ZM124 150H126V151H124ZM127 150H130V151H128L127 152ZM139 150V151H138ZM141 150V151H140ZM142 150H143V152H142ZM149 150H152V151H149ZM176 150H177V152L179 153H177L176 152ZM212 150V151H211ZM222 150H224V151H222ZM249 150L250 151H252V152H254V153H250L249 152ZM122 151V152H121ZM137 151V152H136ZM171 151V152H170ZM176 153H175V152ZM182 151V152H181ZM200 151V152H199ZM205 151V152H204ZM243 151V152H242ZM248 151V153H246ZM257 151V152H256ZM258 151H261L260 153L258 152ZM102 153V154H100V153ZM127 152V153H126ZM156 152V153H155ZM170 152V153H169ZM234 152H235V154H234ZM103 153H104V155H103ZM111 153H112V155H114V156H112L111 155ZM124 153V154H123ZM125 153H126V155H125ZM129 153V154H128ZM132 153H133V155H132ZM135 153H136V156H137V159H136V156H135ZM159 153V154H158ZM160 153H162V154H160ZM164 153V154H163ZM173 153H175L174 155H173ZM181 153V154H180ZM195 153V154H194ZM200 153V154H199ZM205 153V154H204ZM209 153V154H208ZM212 153V154H211ZM216 153V154H215ZM218 153V154H217ZM225 153V154H224ZM232 153L234 154V155H232ZM239 153V154H238ZM259 153V154H258ZM121 154V155H120ZM141 154V155H140ZM146 154V155H145ZM149 154V155H148ZM189 154H190V157L189 158H193L192 160L190 159H188V156H189ZM192 154V155H191ZM230 154H231V156H230ZM244 154V155H243ZM252 154V155H251ZM259 156H258V155ZM74 155H80L79 154V152L77 151H75V153H74ZM102 155V156H101ZM108 155H111V156H108ZM116 155V156H115ZM129 155V156H128ZM130 155H132V157L130 156ZM156 155H157V158H156ZM166 155H168V157L166 156ZM181 155V157H179ZM194 155V156H193ZM198 155V156H201L200 158L198 157H196V156ZM205 155L207 156V157H205ZM214 155V156H213ZM217 155V156H216ZM224 155H225V157H224ZM236 155H238V156H236ZM262 155V156H261ZM105 156V158H102V157H104ZM129 157V158H124V157ZM133 156H135V157H133ZM173 156V157H172ZM187 156V157H186ZM193 156V157H192ZM211 156V157H210ZM213 156V157H212ZM220 158H219V157ZM222 156V157H221ZM232 156H234V158L232 157ZM248 156V157H247ZM256 156L258 157V158H256ZM119 157H121V159H122V161L123 162H125V164L123 163L122 164V161L121 160H118V159H120ZM131 157V158H130ZM150 157H151V159H150ZM177 157H178V159H177ZM203 157V158H202ZM231 157L233 158V159H236V161H239L238 163H239V166H240V159H242L243 160V163H242V166H240V168L238 169H236V171H233V172H231V174H227V176H222V182L224 183H222V182H220V183H218V184H216L215 183V180L213 179L214 177H213V175H214V173L218 170V169H225V168H227V166H228V164H229V161L231 162ZM261 157V158H260ZM108 158V159H107ZM111 158V159H110ZM116 158V160H114ZM153 158V159H152ZM160 158V159H159ZM163 158V159H162ZM204 158H206L207 160H208V162H207V160L206 159H204ZM209 158V159H208ZM223 158H225V159H223ZM71 158H69V160H68V158H67V160H66V163H68L69 161H71L70 160ZM128 159L129 160H132V161H128ZM134 159V160H133ZM188 159V160H187ZM201 159V160H200ZM213 159H214V161H213ZM246 159H247V161H246ZM105 160H106V162H105ZM110 161V164H111V166H110V164H108L109 163V161ZM114 160V161H113ZM127 160V161H126ZM152 160H154L153 162H152ZM187 160V161H186ZM195 160V161H194ZM198 160H200L199 162H198ZM205 160H206V162H205ZM211 160H212V162H211ZM257 160V161H256ZM102 161V162H101ZM107 161H108V163H107ZM139 161V162H138ZM146 161V162H145ZM160 163H159V162ZM173 162V163H171V162ZM176 161V162H175ZM191 161V162H190ZM202 161H204V162H202ZM249 161V162H248ZM261 161V162H260ZM92 162H94V163H92ZM116 162H118V164L116 163ZM130 165V167L128 166V164ZM137 162V163H136ZM187 162H188V164H187ZM250 162H252V164H249ZM254 162V163H253ZM101 163V164H100ZM103 163V164H102ZM107 163V164H106ZM134 163H136L135 165H134ZM140 163V164H139ZM142 163V164H141ZM147 163V164H146ZM156 163H157V166H156ZM163 163V164H162ZM165 163H167L166 165H165ZM184 163H186V164H184ZM200 163H203V164H205L206 165V163H207V166L205 167V165L203 166V165H200ZM211 163H213L212 165H210ZM215 163V164H214ZM217 163V164H216ZM219 163V164H218ZM223 163V164H222ZM96 164V165H95ZM100 164V165H99ZM117 164V165H116ZM132 164V165H131ZM145 164V165H144ZM149 164H150V166H149ZM153 164V165H152ZM169 164L172 166H169ZM174 166H176V167H174ZM195 164V165H194ZM197 164V165H196ZM92 165V166H91ZM93 165H95V166H93ZM107 165V166H106ZM110 167H109V166ZM114 165L118 168H120V171H122V173L124 174H121V178H120V171L117 169V168H114ZM120 165V166H119ZM134 165V166H133ZM137 165V166H136ZM162 165V166H161ZM177 165H179L178 167H177ZM189 165H191V166H189ZM200 165V166H199ZM215 167H214V166ZM217 165H219V166H217ZM225 167H224V166ZM254 165V166H253ZM105 166V167H104ZM125 167V168H123V167ZM133 166V167H132ZM136 166V167H135ZM140 168H139V167ZM142 166V167H141ZM161 166V168H160V170H159V167ZM167 168V170H169V171H166V168ZM213 166V167H212ZM221 166V167H220ZM223 166V167H222ZM244 166V167H243ZM95 167H97V168H95ZM103 167H104V169L106 170V172L108 171H111V172H105V170L103 169ZM128 167V168H127ZM150 167L151 169H148V168ZM180 167V168H179ZM186 167V168H185ZM189 167H190V170H189ZM191 167H192V169H191ZM194 167V168H193ZM201 169H200V168ZM205 167V168H204ZM212 167V168H211ZM245 167H246V169H245ZM249 169H248V168ZM251 167V168H250ZM256 168V170L254 169L253 171H250L249 172V170H251L252 168ZM101 168V169H100ZM108 168H110V170L108 169ZM133 168V169H132ZM135 168V169H134ZM144 168V169H143ZM163 168V169H162ZM169 168V169H168ZM177 168V169H176ZM195 168H196V171H195ZM198 168V169H197ZM204 168V169H203ZM211 168V169H210ZM218 168V169H217ZM244 170H242V169ZM260 168V167H259ZM97 169H100L101 171H99V170H97ZM103 169V170H102ZM124 169V170H123ZM125 169H128V171L127 170H125ZM139 169V170H138ZM189 171H188V170ZM208 169V170H207ZM93 170V171H92ZM98 172H97V171ZM113 170H115V171H113ZM116 170L118 171V173L116 172ZM129 170H131L130 171V173H129ZM142 170H144V171H142ZM159 170V171H158ZM162 170L164 171V172H162ZM176 170H178L177 172H176ZM205 172H204V171ZM212 170H215V171H212ZM239 170V171H238ZM88 171V172H87ZM124 171V172H123ZM137 171V173H135ZM151 171V172H150ZM156 171V172H155ZM173 171H174V173H173ZM182 171H183V173H182ZM198 171H199V174H198ZM203 171V173L205 174V176H204V174L203 173H201ZM242 171L244 172V174L246 175V176H244V174L242 173ZM91 172V173H90ZM98 173V175H97V173ZM116 173L115 175H117V176H115L114 174H112V173ZM160 172V173H159ZM166 172V173H165ZM172 172V173H171ZM177 174H176V173ZM187 172V173H186ZM251 172H254V173H251ZM86 173L90 176H88V175H86ZM94 173V174H93ZM96 173V174H95ZM111 173V174H110ZM127 173V174H126ZM139 173H140V175H139ZM141 173H142V175H141ZM145 173V174H144ZM170 173H171V175H170ZM181 173V174H180ZM193 173V174H192ZM238 173V174H237ZM242 173V174H241ZM249 173H250V175H249ZM91 174V175H90ZM100 174V175H99ZM107 174V175H106ZM119 174V175H118ZM131 176H130V175ZM135 174L137 175L136 177H135ZM149 174V175H148ZM179 174V175H178ZM202 174V175H201ZM210 174V175H209ZM211 174H212V176H211ZM235 174H237V175H235ZM248 174V175H247ZM255 174V175H254ZM76 176H79L78 174H75ZM108 175H111V177H113V178H111L110 176L108 177ZM129 175L130 176V178H129V176L127 177V176ZM158 175H160V176H158ZM166 175V176H165ZM169 175V176H168ZM175 175L176 176H178V177H175ZM198 175V176H197ZM209 175V176H208ZM233 175V176H232ZM242 175L244 176V177H242ZM257 175V176H256ZM87 176V177H86ZM125 176V177H124ZM141 176V177H140ZM144 176V179L142 178ZM145 176H147V177H145ZM160 178H158V177ZM174 176V177H173ZM184 176V177H183ZM196 176H197V179H196ZM231 176L232 177H234L235 179L232 181V179H231ZM239 178V179H237V177ZM100 177V178H99ZM103 177V178H102ZM114 177H115V179H114ZM123 177L126 179H123ZM127 177V178H126ZM132 177V178H131ZM139 177V178H138ZM150 177V178H149ZM153 177V178H152ZM170 177H172V178H170ZM190 177V180L188 179ZM213 177V178H212ZM88 178V180H86ZM100 180H99V179ZM109 178V179H108ZM129 178V179H128ZM141 178V180H137V179H140ZM145 178H147V180L145 179ZM158 178V179H157ZM170 178V179H169ZM204 178V179H203ZM224 178V179H223ZM259 178V179H258ZM90 179V180H89ZM109 181H108V180ZM111 179V180H110ZM117 179V180H116ZM119 179V180H118ZM137 181L136 182V184H135V180ZM142 179H143V181H142ZM156 180V181H158L157 183H156V181H154V180ZM210 179V180H209ZM211 179L213 180V181H211ZM98 180H99V182H101L100 184H98L99 182H98ZM114 180V181H113ZM122 180H125V181H123L122 182ZM151 180V181H150ZM164 181V182H162V181ZM178 180V181H177ZM185 180V181H184ZM189 180V181H188ZM200 180V181H199ZM206 180V181H205ZM231 182H230V181ZM239 180V181H238ZM246 180V181H245ZM256 180V181H255ZM258 180V181H257ZM97 181V182H96ZM102 181H105V182H102ZM118 181V182H117ZM134 181V182H133ZM141 181V182H140ZM160 181V182H159ZM166 181V182H165ZM186 181H188V182H186ZM191 181V182H190ZM193 181V182H192ZM199 181V182H198ZM210 183H209V182ZM248 181V182H247ZM91 182H94V184L93 183H91ZM108 182V183H107ZM113 182H114V185L115 186H113L112 184H113ZM121 182V183H120ZM143 182H146L145 184L143 183ZM178 182V183H177ZM202 182H203V184H202ZM215 185H212V183ZM235 182V183H234ZM254 182V183H253ZM43 184V186H42V184ZM104 183H107V184H103ZM112 183V184H111ZM118 183V184H117ZM132 183V184H131ZM142 183V184H141ZM161 184V185H157V184ZM162 183H164V184H162ZM174 185H173V184ZM175 183H177L176 185H178V186H176L175 185ZM195 184V185H193V184ZM204 183H205V185H204ZM232 183V184H231ZM238 183V184H237ZM91 184H93L92 186H91ZM98 184V185H97ZM128 184H129V186H128ZM133 184H135V185H137V187H139V188H137V189H131V187L133 186ZM140 186H139V185ZM169 184H170V186H169ZM180 184V185H179ZM230 186H229V185ZM261 184H263V185H261ZM39 185V186H38ZM96 187H95V186ZM122 185V186H121ZM134 185V187H132V188H136V186ZM150 186V188H149V186ZM186 185V186H185ZM191 185H192V187H191ZM198 185V186H197ZM205 187H204V186ZM208 185V186H207ZM211 185V186H210ZM216 185H218L217 187H216ZM221 185H223V186H225L226 188H225V192L224 193H222L223 195H225V196H223L222 194V196L221 195H218V196H221L220 198L217 196V194H219V191L221 190V188H219V187H223V186H221ZM228 185V186H227ZM235 185V186H234ZM243 185H244V188H243ZM251 185V186H250ZM259 185V186H258ZM98 186V187H97ZM101 186V187H100ZM119 186H121V187H119ZM128 186V187H127ZM131 186V187H130ZM143 186H144V188H143ZM147 186V187H146ZM160 186V187H159ZM165 186V187H164ZM195 188H194V187ZM38 187H39V190L41 189V188H43L42 189V192H41V190L38 192ZM93 187V188H92ZM104 187H106V188H104ZM127 187V188H126ZM141 187V188H140ZM162 187V188H161ZM181 188V189H179V188ZM200 187V188H199ZM212 187V188H211ZM232 187H233V189H232ZM238 187H239V190H238ZM247 187H248V189L249 190H247ZM44 188H46V192H45V189ZM98 190H97V189ZM104 188V189H103ZM119 188V189H118ZM121 188H122V190H121ZM146 188H147V190H146ZM175 188V189H174ZM182 188H187V190L185 189V191H184V189L182 190ZM240 188H242V189H240ZM261 188H263V189H261ZM93 189V190H92ZM118 190V192H116L117 190ZM177 189H179L181 192H178L179 190H177ZM204 189V190H203ZM206 189H211L210 190V192H209V190H207V192H208V194L206 193V197H208V198H210V199H206L204 196H205V194H204V191L206 190ZM214 189H217V190H214ZM248 191H246V190ZM97 190V191H96ZM103 190H104V192H103ZM114 190V191H113ZM116 190V191H115ZM130 190H131V192H130ZM158 190V191H157ZM176 190V191H175ZM202 190H203V192H202ZM227 190V191H226ZM242 190V191H241ZM259 191V193L260 194H258V191ZM34 191V192H33ZM63 191V192H62ZM112 191V192H111ZM128 191V194L126 193V192ZM144 191V192H143ZM212 191V192H211ZM218 191V192H217ZM228 191H230L231 193H229ZM235 191H238L237 193L240 195V196H242V198L243 199H241V197L239 196V198H238V201L240 200V202H238L237 200H234V202H233V204L235 203V205L237 204V206H235V209H236V211H235V214L237 213V211L238 210H240L241 212H239L238 211V213H237V215H235L232 219L234 220V222L236 223V222H241V219L243 218V215H244V219H243V222H241V223H237L238 224V226H237V224H235L233 221L231 222V221H229L228 223L226 222L225 223V220H221V212H219V211H217L219 208H218V206L221 204L220 202H223V201H230V200H232V195L231 194H233V193H235ZM251 191V192H250ZM262 191H263V193H262ZM44 192V193H43ZM92 192V193H91ZM94 192V193H93ZM95 192H96V196H95ZM103 194H102V193ZM143 192V193H142ZM147 192H148V194H150L149 196L147 195ZM186 192H187V194H186ZM226 192H227V194H226ZM243 192H244V194L245 193H249L250 194V196H248V195H246L245 194V196L243 195ZM42 193V194H41ZM48 193V194H47ZM107 193V194H106ZM109 193V194H108ZM119 193V194H118ZM132 193V194H131ZM139 193V194H138ZM155 193V194H154ZM171 193V194H170ZM212 193V194H211ZM216 193V194H215ZM20 194V193H19ZM44 194V195H43ZM75 194V195H74ZM100 194H101V196H100ZM106 194V195H105ZM114 194V195H113ZM125 194V195H124ZM130 194V195H129ZM141 194V195H140ZM160 194V195H159ZM168 194V195H167ZM188 194H189V196L190 197H188ZM197 194V195H196ZM201 196H200V195ZM204 194V195H203ZM215 194V195H214ZM229 194V195H228ZM261 194H262V197H261ZM35 195V196H34ZM38 195V196H37ZM110 195H113V196H111V198L109 197ZM119 195V196H118ZM128 195V196H127ZM136 195V196H135ZM154 195V196H153ZM155 195H157V196H155ZM173 195H175V197L173 196ZM178 195H180V196H178ZM184 195V196H183ZM186 195V196H185ZM208 195V196H207ZM23 196V197H22ZM40 196V197H39ZM174 197L175 199H173V198H171V197ZM176 196H178V197H176ZM195 196V197H194ZM198 197V199H197V197ZM200 196V197H199ZM203 196V197H202ZM214 196V197H213ZM217 196V197H216ZM229 196H231V197H229ZM252 196L253 197H255V200H252ZM258 196H260V197H258ZM34 199H36V201H35V199H34V202L35 203H33L32 202V198ZM95 197V198H94ZM100 197V198H99ZM106 197V198H105ZM119 197V198H118ZM136 197H138L140 200H138V198H136ZM149 197V198H148ZM160 197V198H159ZM170 197V198H169ZM185 197V198H184ZM227 197V198H226ZM249 197V198H248ZM41 198V199H40ZM46 198V199H45ZM58 198V199H57ZM90 198H94V199H98V201H100V203L99 202H97V201H95L94 199H90ZM121 198V199H120ZM181 198H184V199H182V201H181ZM192 200H194L195 201V203H194V201L192 200H190V199ZM199 198H202V201H201V199L199 200ZM260 198V199H259ZM40 199V200H39ZM58 201H57V200ZM120 199V200H119ZM160 199V200H159ZM161 199H163V200H161ZM166 201H165V200ZM169 199V200H168ZM205 199V200H204ZM259 199V200H258ZM27 200V201H28ZM31 200V201H30ZM42 200V201H41ZM91 200H92V203H91ZM102 200H103V202H102ZM105 200H107V201H105ZM112 200V201H111ZM119 200V201H118ZM126 200V201H125ZM132 200V201H131ZM168 200V201H167ZM181 201V202H179V201ZM196 200H197V203H196ZM216 200V201H215ZM220 202H219V201ZM243 200V201H242ZM247 200V201H246ZM38 201V202H37ZM43 201H45L44 203H43ZM49 201V202H48ZM52 201V202H51ZM110 201H111V203H110ZM117 201V202H116ZM130 201V202H129ZM136 201H139L138 203L136 202ZM140 201H141V204L144 206H147V207H141L142 205H139L140 204ZM161 201V202H160ZM163 201V202H162ZM188 201H191L190 203H188ZM200 201V202H199ZM205 201V202H204ZM215 201V202H214ZM218 201V202H217ZM237 201V202H236ZM251 201V202H250ZM43 203V205H42V203ZM54 202V203H53ZM102 202V203H101ZM108 202V203H107ZM118 202H119V204H118ZM120 202H122V205L120 204ZM166 204H165V203ZM169 203V205H167L168 203ZM170 202H172V203H170ZM178 202V203H177ZM193 202V203H192ZM211 202V203H212ZM263 202V203H262ZM32 205H31V204ZM53 203V204H52ZM58 203V204H57ZM64 203V204H63ZM94 203V204H93ZM116 203H117V205H116ZM130 203V204H129ZM153 204V208H152V204ZM164 203V204H163ZM181 203H183V204H181ZM192 203V204H191ZM200 203V204H199ZM205 203V204H204ZM214 203H216V205H218V206H215V204ZM247 203H249V204H247ZM22 206H21V205ZM35 204H36V206H35ZM38 204V205H37ZM57 204V205H56ZM60 204H62V205H64V208H62L61 206H60ZM90 204V205H89ZM106 204V205H105ZM113 204L115 205V206H113ZM136 204H138V205H136ZM159 204H162V207L159 205ZM179 204V206H181V207H179V206H177ZM186 204H188V206L186 207ZM193 204H195V205H193ZM196 204L197 205H199V208H198V206H196ZM202 204H203V206L204 207H202ZM240 206H239V205ZM256 204V205H255ZM263 204V205H262ZM4 206V204H2V203H0V208H3L2 206ZM41 207H40V206ZM45 205V206H44ZM50 206L51 207V209H50V211H49V213L46 211V209H47V207L46 206ZM54 205H55V207H54ZM58 205H59V207H58ZM67 205V206H66ZM166 207H165V206ZM249 205V206H248ZM250 205H251V207H252V205H254V208L252 207H250ZM259 205V206H258ZM33 206V207H32ZM37 206H39V207H37ZM101 206H104V207H101ZM107 206H109V208H107ZM110 206H112V207H114L113 209H111L110 208ZM119 206V207H118ZM130 206V207H129ZM135 206H137V207H135ZM151 206V207H150ZM158 206H160V207H158ZM190 206V207H189ZM21 207V208H20ZM31 207V208H30ZM37 207V208H36ZM43 207V208H42ZM52 207H54V208H52ZM56 207H58L57 208V210H58V214H59V217H58V214L56 213L57 211H55L56 210ZM89 207V208H88ZM116 207V208H115ZM124 207V208H123ZM189 207V208H188ZM201 207V208H200ZM214 207H216L217 208V210H216V208H214ZM248 207H250V208H248ZM256 207L258 208H260V209H257L256 210ZM18 208H19V210H18ZM44 208H45V210H44ZM68 208V209H67ZM99 208V209H98ZM105 208V209H104ZM132 208V209H131ZM191 208V209H190ZM41 209H43V210H41ZM55 209V210H54ZM94 209H97V211H98V214H96V216L95 215H92V214H88V213H92V211L94 210ZM118 209H119V211H118ZM129 209V210H128ZM136 211H135V210ZM143 209H147V210H145V212H144V210ZM151 209H153V210H151ZM154 209H156V210H154ZM159 209H160V211H159ZM183 209V210H182ZM192 210V211H190V210ZM23 210V209H22ZM36 210H37V212H36ZM51 210H52V212H51ZM75 210H76V212H75ZM104 210H106V211H104ZM122 210V211H121ZM124 210V211H123ZM128 210V211H127ZM132 210H134L133 212L134 213H132L131 211ZM139 210V211H138ZM141 210V211H140ZM164 210H166V211H164ZM179 210H182V211H179ZM198 210V211H197ZM230 210H232V208H228L226 211L225 210H223V212H222V215H224L225 214V216L227 215L228 217V219L230 220L231 219V217H232V211H230ZM248 210L251 212V214H248L247 212H248ZM257 211V213H256V211ZM261 212H260V211ZM42 211V212H41ZM54 211H55V213H54ZM64 211V212H65ZM77 211H78V213H77ZM111 211V212H110ZM118 211V212H117ZM152 211H153V213H152ZM155 211V212H154ZM164 212V214H163V212ZM189 211V212H188ZM196 211H197V213H196ZM199 211H200V213H199ZM253 211V212H252ZM28 212H29V214H28ZM31 212V213H30ZM109 212V213H108ZM117 212V213H116ZM188 212V214H186V213ZM195 212V213H194ZM219 212V213H218ZM231 212V213H230ZM245 212V213H244ZM259 212V213H258ZM19 213V214H18ZM34 213H36V214H34ZM48 213V214H47ZM111 213V214H110ZM142 214V217H141V214ZM149 213V214H148ZM150 213H152V214H150ZM160 213V214H159ZM161 213H162V215H161ZM174 213V214H173ZM184 213V214H183ZM240 213V214H239ZM246 213L248 214V216L246 215ZM16 214H17V216H16ZM32 216H31V215ZM37 214H40L39 216L37 215ZM56 214V215H55ZM70 214V215H69ZM73 214H75V215H73ZM77 214H78V216H77ZM109 214H110V216H109ZM122 214V215H121ZM127 216H126V215ZM133 214H135V218H134V216H133ZM136 214H139L138 216L136 215ZM144 214V215H143ZM175 214H177V215H175ZM182 216H180V215ZM220 216H218V215ZM260 214H262V216H260ZM20 215H21V218H22V220H21V218H20ZM34 215H35V217H37V219H41V220H43V217H45L44 218V221H49V228H48V226H47V228H42V227H37L36 226V223H35V220H34ZM84 215V216H83ZM90 217H89V216ZM111 215H114L113 216V218H112V216ZM149 215V216H148ZM150 215H153V216H150ZM155 215V216H154ZM174 215V216H173ZM234 215V214H233ZM2 216V217H1ZM14 216H15V218H14ZM25 216H26V218H25ZM28 216V217H27ZM47 216H48V218H52L51 220L50 219H47ZM52 216V217H51ZM55 216H56V218H55ZM108 216V217H107ZM120 216H122V217H120ZM123 216H124V218H123ZM126 216V217H125ZM148 216V217H147ZM165 216V217H164ZM176 216H177V218H176ZM180 216V217H179ZM183 216H185V217H183ZM242 216V217H241ZM24 217V218H23ZM30 217H31V219H30ZM42 217V218H41ZM66 217H67V219H66ZM79 217V218H78ZM84 217V218H83ZM86 217L88 218L87 220V222H86ZM160 217V218H159ZM171 217H173V218H171ZM236 217H237V219H236ZM240 217V218H239ZM247 219H246V218ZM259 217V218H258ZM63 218H64V220H63ZM77 218V219H76ZM83 218V219H82ZM100 218H103L104 219V221L102 222V224L101 225H99V222H98V220L100 219ZM108 218V219H107ZM116 218V219H115ZM117 218H120V219H117ZM121 218H123V219H121ZM127 218H129V219H127ZM147 218V219H146ZM153 218V219H152ZM184 218H186V219H184ZM218 218V219H217ZM220 218V219H219ZM4 220L6 223L7 222H10V223H8V225L7 224H5V222L3 221H1V220ZM16 219H17V221H16ZM28 220V219H30V220H28L27 221V223H29V224H26V220ZM33 219V220H32ZM54 219V221H52ZM59 220V222H58V220ZM62 219V220H61ZM72 219H74V220H72ZM95 219V220H94ZM132 219V220H131ZM135 219V221L133 222V220ZM137 219H139V221L141 222H139V221H137ZM141 219V220H140ZM144 219V220H143ZM167 219H168V221H167ZM177 219H179V222H178V220ZM190 220L189 222L187 221V220ZM195 219H196V221H195ZM231 219V220H232ZM84 220V221H83ZM91 220V221H90ZM118 220V221H117ZM131 222H130V221ZM147 221V223H146V221ZM152 220H153V222H152ZM157 220V221H156ZM165 220V221H164ZM239 220V221H238ZM19 221V222H18ZM20 221H21V223H23L24 225H28V226H26V227H24V225L23 224H21L20 223ZM32 221H34V223L32 222ZM61 221H66V225H67V231L65 230V231H62V230H60V226H61ZM78 221H79V223H78ZM89 221H90V223H89ZM95 221V222H94ZM112 221V222H111ZM127 221V222H126ZM143 221H145V222H143ZM159 221V222H158ZM163 221V222H162ZM172 221H174V223H172ZM186 221V222H185ZM202 221H203V223L205 224V225H203V223H202ZM221 221H223L224 222V224L223 223H221ZM228 221V220H227ZM51 222V223H50ZM126 222V223H125ZM137 222V223H136ZM148 222H149V224H148ZM151 222V223H150ZM168 222V223H167ZM176 222H178L177 224H176ZM191 222V223H190ZM196 222V223H195ZM198 222V223H197ZM4 223V224H3ZM18 223H19V225H18ZM55 223H57V225L55 224ZM61 223V224H60ZM67 223H69V225L67 224ZM74 223V224H73ZM83 223V224H82ZM86 223H88V224H86V226H85V224ZM111 223H112V225H111ZM143 223H145L144 224V226H143ZM153 223V225H151ZM158 223V224H157ZM161 223H163V224H161ZM183 223H185V224H183ZM193 223V224H192ZM195 223V224H194ZM248 223V224H247ZM14 224V225H13ZM54 224V225H53ZM59 224V225H58ZM77 224V225H76ZM79 224V225H78ZM127 226H126V225ZM148 224V225H147ZM159 224H160V226H159ZM165 224V225H164ZM173 224V225H172ZM190 224V225H189ZM201 224H202V226H201ZM223 224V225H222ZM230 224H232V226H230ZM233 224H234V226H233ZM16 225V226H15ZM20 225H22V226H20ZM52 225L54 226V227H52ZM76 225V226H75ZM82 225V226H81ZM90 225H93L94 226V230H95V233L93 232L94 230H92L91 232H90V234H89V229H90ZM107 225V226H106ZM109 225V226H108ZM139 225V226H138ZM185 225V226H184ZM192 225H195V226H192ZM198 225V226H197ZM200 225V226H199ZM226 225V226H225ZM239 225H240V227H239ZM244 225V226H243ZM258 225L260 226V227H258ZM5 226L7 227V228H5ZM10 226V227H9ZM12 226V227H11ZM15 226V227H14ZM81 228H80V227ZM124 226V227H123ZM151 226H153V227H155V228H153L152 227V229H151ZM159 226V227H158ZM166 226H167V228H166ZM172 226V227H171ZM179 226V227H178ZM186 228H184V227ZM187 226V227H186ZM195 227V229L197 230H195V231H192V230H190V228L189 227ZM197 226V227H196ZM207 226V227H206ZM249 226V227H248ZM8 227L10 228V229H8ZM16 227H17V229H16ZM22 229H21V228ZM74 227V228H73ZM85 227H87L86 229H85ZM97 227H98V229H97ZM135 227V228H134ZM137 227L138 228H140V229H137ZM145 227V228H144ZM148 227V228H147ZM200 227V228H199ZM218 227V228H217ZM13 228L15 229V232H14V230H13ZM20 228V230H22V231H18V229ZM99 228H101V230H99ZM102 228H103V230H102ZM115 228V229H114ZM126 228H128V229H126ZM164 228V229H163ZM180 228V229H179ZM184 228V229H183ZM222 230H221V229ZM233 228H234V230H233ZM238 228V229H237ZM250 228V229H249ZM6 229L9 231V232H11V233H9V235H10V239H9V235H6V234H8L7 233V231H6ZM12 229V231H10ZM26 229V230H25ZM43 229V230H42ZM45 229H49V231H50V233L49 232H47V231H45ZM74 229H76V230H74ZM84 229V230H83ZM96 229H97V232H96ZM120 229V230H119ZM132 229V230H131ZM137 229V231H135ZM143 229H145V230H143ZM147 229V230H146ZM176 229V230H175ZM188 229V231L189 232H185L184 230H187ZM219 229V230H218ZM237 231H236V230ZM244 229V230H243ZM246 229H247V231H246ZM74 230V231H73ZM85 230H87V232L85 231ZM100 232H99V231ZM125 231V233L127 234L125 237L127 238H125L123 235H125V233H123L124 231ZM161 232H160V231ZM164 230V231H163ZM217 230H218V232H217ZM231 230V231H230ZM233 230V231H232ZM260 230V231H259ZM17 231V232H16ZM34 231H36V233H34ZM38 231V232H37ZM45 231V232H44ZM52 231V232H51ZM55 231V232H54ZM119 231V232H118ZM135 231V232H134ZM141 231V232H140ZM145 231V232H144ZM147 231V232H146ZM155 231V233H153ZM180 231V233L181 234H179V237H178V234H176L177 232H179ZM190 231H191V233H190ZM236 231V232H235ZM246 233H245V232ZM32 232V233H31ZM70 232H72V233H70ZM75 232V233H74ZM102 232V233H101ZM129 232V233H128ZM139 232V233H138ZM173 232V233H172ZM175 232V233H174ZM184 232V233H183ZM218 234H217V233ZM220 232H224L223 234V237L221 236V234L222 233H220ZM242 234H241V233ZM1 233H2V235H1ZM6 233V234H5ZM16 233V234H15ZM19 233V234H18ZM38 233H39V235H41L40 237H39V235H38ZM45 233V234H44ZM47 233V234H46ZM56 234V236L55 235H53L52 237L51 236H47V235H50V234ZM62 233H64V234H62ZM75 235H74V234ZM78 233H80V234H78ZM86 233V234H85ZM100 233V234H99ZM109 233V234H108ZM120 233H122L121 235H120ZM131 233V234H130ZM136 233H138V234H136ZM140 233H144L143 235H142V237L144 238L145 236L146 237H151V239L148 241V238H142L139 234ZM161 233V235H159ZM168 235H167V234ZM187 233V234H186ZM189 233L190 234H194V238L197 240H194V241H191L190 240V237L189 236H191V235H189ZM198 233V234H197ZM200 233H202L201 234V236H200ZM233 234V236H232V234ZM4 234V235H3ZM18 234V235H17ZM68 234V235H67ZM73 234V235H72ZM94 234V235H93ZM116 234V235H115ZM147 234V235H146ZM149 234H151V235H149ZM171 234V235H170ZM176 235L177 237H175L174 235ZM183 234V235H182ZM196 234V235H195ZM213 234V235H212ZM236 234V235H235ZM238 234V235H237ZM246 234V235H245ZM13 235H16L15 237L13 236ZM34 235H36V236H34ZM44 235V236H43ZM66 235H67V237H66ZM107 235V236H106ZM130 235H132V237L130 236ZM137 235V236H136ZM145 235V236H144ZM154 235H155V237H154ZM220 235V236H219ZM244 235V236H243ZM4 236V237H3ZM7 236V237H6ZM13 236V237H12ZM27 236V237H26ZM63 236V237H62ZM119 236V237H118ZM121 236V237H120ZM123 236V237H122ZM138 236H140L139 238H138ZM157 236L159 237V239L160 238H164V239H160V240H158V242L156 241L158 238H157ZM165 236V237H164ZM182 238H181V237ZM186 236V237H185ZM200 236V237H199ZM213 236V237H212ZM228 236H231L230 238L228 237ZM5 237H6V239H5ZM17 237V238H16ZM31 237H32V239H34V240H31ZM54 237V238H53ZM57 237V239L55 240V238ZM72 237V238H71ZM80 237V238H79ZM116 237H118V239H116ZM175 237V238H174ZM199 237V238H198ZM210 237H212V238H210ZM219 237V238H218ZM222 237V238H221ZM235 237V238H234ZM238 237V238H237ZM246 237V238H245ZM247 237H249V238H247ZM14 238H16V239H14ZM19 238V239H18ZM22 238V239H21ZM27 238V239H26ZM42 238V239H41ZM47 238H48V240H47ZM51 238V239H50ZM60 240H62V241H59V239ZM63 238H66V239H63ZM75 238V240H77V241H80V243L79 242H77V241H73V239ZM76 238H79V239H76ZM112 240H111V239ZM129 238H130V240H129ZM135 238V239H134ZM157 238V239H156ZM166 238V239H165ZM189 240H188V239ZM193 238V239H194ZM226 238L229 240L230 239V242L228 241H226ZM9 239V240H8ZM36 239V240H35ZM125 239V240H124ZM132 239H134V241H131ZM142 239V240H141ZM154 239V240H153ZM172 239H173V241H172ZM221 239V240H220ZM224 239H225V241H224ZM247 239V240H246ZM0 240V241H1ZM13 240V241H12ZM23 241L24 243H23V245H21V241ZM30 240V241H29ZM42 242H40V241ZM53 240L55 241V242H53ZM114 240V241H113ZM122 240V241H121ZM139 240V241H138ZM152 240V241H151ZM162 240V241H161ZM171 242H170V241ZM174 240H175V242H174ZM182 240V241H181ZM203 240H205V239H203ZM223 240V241H222ZM234 240H236L237 241V243L234 241ZM11 241V242H10ZM27 241H28V244H27ZM45 241H47V243L45 242ZM68 243H67V242ZM148 241V242H147ZM155 241V242H154ZM188 243H187V242ZM210 241V242H209ZM234 241V243H232ZM12 242H14V243H12ZM19 244H18V243ZM32 242H33V244H32ZM37 242V243H36ZM50 242L52 243V245H53V247H52V245L50 246ZM64 242H66V243H64ZM73 242V243H72ZM114 243L112 246H111V243ZM116 242V243H115ZM121 242V243H120ZM150 242V243H149ZM164 242H166V244H167V247H165V244H164ZM191 242V243H190ZM221 242H222V244H221ZM11 243V244H10ZM56 243H57V245H56ZM58 243H60V245L58 244ZM118 243V244H117ZM126 243V244H125ZM140 243V244H139ZM147 243V244H146ZM173 243V244H172ZM190 243V244H189ZM210 243V244H209ZM225 243V244H224ZM6 244H8V246L6 245ZM13 244V245H12ZM27 244V245H26ZM31 244H32V246H31ZM37 244H39L41 247H39V245H37ZM48 246H47V245ZM69 244V245H68ZM73 244V245H72ZM78 244H80L81 245V247H80V245L78 246ZM103 244V245H102ZM120 244V245H119ZM122 244V245H121ZM123 244H125L124 245V249L122 248L123 247ZM146 244V245H145ZM150 244H152V246L150 245ZM154 244V245H153ZM161 244V245H160ZM162 244H164V245H162ZM171 244V245H170ZM231 246H230V245ZM235 244H236V246L237 247H235ZM34 245V246H33ZM37 245V246H36ZM55 245V246H54ZM74 245H76L77 246V249H76V246H74ZM117 245H119V247H117L116 248V246ZM129 245H130V247L131 248H129ZM157 245V246H156ZM185 245H186V247H185ZM195 247H194V246ZM208 245H207V248L210 250V248L208 247ZM226 245L227 246H229L228 247V249H226ZM232 245H233V248H232ZM7 246V247H6ZM14 246V247H13ZM15 246H16V249H17V253H16V249H15ZM19 246H21L20 248H18ZM43 246H44V248L47 250H45L44 248H43ZM47 246V247H46ZM50 246V247H49ZM73 247V248H71V247ZM105 246V247H104ZM122 246V247H121ZM127 246H128V249H127V251H129L130 250V252H126V248H127ZM143 248H142V247ZM159 246V247H158ZM172 246V247H171ZM191 246V247H190ZM198 246V247H197ZM6 247V248H5ZM24 247H25V249H24ZM29 248V249H27V248ZM32 247V248H31ZM33 247H36V248H33ZM70 247V248H69ZM78 247H80V248H82V249H80V248H78ZM112 247V248H111ZM136 249H135V248ZM147 247V248H146ZM164 247H165V249H167V250H164ZM38 248H41V249H39V251H38ZM48 248V249H47ZM69 248V249H68ZM87 248V249H86ZM151 249V250H153L152 251V253H154L153 255H152V253H151V250H149V249ZM161 250H164V251H166V252H164V251H161ZM171 248V249H170ZM201 248V249H200ZM203 248V249H202ZM206 248V249H207ZM230 248V249H229ZM3 249V250H2ZM5 249V250H4ZM6 249H7V251H6ZM12 249H14V250H12ZM22 249V250H21ZM37 249V250H36ZM44 249V250H43ZM54 249V250H53ZM63 251H62V250ZM65 249V250H64ZM98 249H99V251H98ZM101 249V250H100ZM112 249V250H111ZM134 249V250H133ZM138 249H140L141 251H139ZM169 249H170V251H169ZM175 249V250H174ZM194 249H197V250H199V251H197V250H194ZM208 249H207V251H208ZM226 249V250H225ZM241 251H240V250ZM19 250H21V252L24 250V252L23 253H19L18 251ZM31 250V251H30ZM35 250V251H34ZM51 250V251H50ZM55 250H61V251H59L60 253H57ZM68 250V251H67ZM72 250V251H71ZM78 250V251H77ZM81 250V251H80ZM83 250H86V252L85 251H83ZM132 250V251H131ZM137 250V251H136ZM177 250H180V251H177ZM192 250V251H191ZM28 251V252H27ZM41 251H43V254L41 253ZM45 251V252H44ZM49 251V252H48ZM52 251H54L53 253H52ZM121 251V252H120ZM125 251V252H124ZM147 251H149L150 253H148ZM159 251V252H158ZM173 251V252H172ZM174 251H175V253H174ZM181 251H185V252H182L181 253ZM186 251H188V254L186 253ZM196 251H197V253H196ZM206 251V252H207ZM237 251L240 253H237ZM5 252V253H4ZM29 252H30V256H29ZM63 252H64V255H62L63 254ZM68 252H70V255H69V253ZM73 252V253H72ZM79 252V253H78ZM85 252V253H84ZM100 252V253H99ZM136 252V253H135ZM143 252V253H142ZM146 252V253H145ZM160 252H162L161 253V255H159V253ZM169 252V253H168ZM171 252V253H170ZM198 252H201V253H198ZM210 254H208L207 255V257L204 259L205 261H206V259L208 260V259H210L209 258V256H211L212 254V252H211V250L210 251H208ZM207 252V253H208ZM233 252V251H232ZM14 253V254H13ZM26 254V253H28L27 254V256H25V257H23V255L22 254ZM40 253V254H39ZM45 253V254H44ZM49 255H48V254ZM62 253V254H61ZM80 253H82L81 255H80ZM122 253H124V254H122ZM125 253H128V254H126L127 256L125 257ZM138 253V254H137ZM158 253V254H157ZM173 253H174V255H173ZM178 253V254H177ZM184 253V254H183ZM223 253H221V258L219 257V262H220V264H223V262H225V264H228L226 261H227V257H228V255L226 254H223ZM32 254V255H31ZM33 254H34V256H33ZM52 254V255H51ZM57 254H58V256H57ZM68 256H67V255ZM116 254V255H115ZM132 255V256H129V255ZM135 254V255H134ZM140 254V255H139ZM144 254V255H143ZM181 254V256H179ZM204 254V255H203ZM242 254V255H241ZM15 255H18V257H20V255H22L21 257H23V258H20L21 260H27V261H21V260H19V258H17ZM38 255V256H37ZM40 255V256H39ZM45 255V256H44ZM62 255V257H60ZM78 255H79V257H78ZM86 257H85V256ZM122 257H121V256ZM138 255V256H137ZM142 255V257H140ZM149 255H151V257L149 256ZM159 257H158V256ZM167 255V256H166ZM169 255V256H168ZM14 258H13V257ZM44 256V257H43ZM53 256V257H52ZM56 256V258H54ZM67 256V257H66ZM135 256V257H134ZM143 256H144V258H143ZM167 258H166V257ZM176 256H177V258H176ZM203 256V257H202ZM222 256H223V258L224 259H226V260H224L223 258H222ZM9 257H11V258H9ZM70 257H72V258H70ZM74 257H76L75 259H74ZM130 257H132V259L130 258ZM133 257L135 258L134 259V262L135 263H133ZM187 257V258H186ZM199 257V258H198ZM61 258V259H60ZM81 258H84L85 260L83 261V263H82V259ZM114 258V259H113ZM121 258V259H120ZM138 260H137V259ZM147 258H150V259H147ZM172 258V259H171ZM4 259V260H3ZM9 259V260H8ZM15 259V260H14ZM32 261H31V260ZM40 259V260H39ZM43 259H45V260H43ZM48 259V260H47ZM78 259V260H77ZM79 259H81V260H79ZM87 259V260H86ZM144 259H146V260H144ZM178 259V260H177ZM198 259V260H197ZM200 259V260H199ZM10 260H12V261H14V262H11ZM18 260V261H17ZM43 260V261H42ZM57 260H60V261H57ZM68 260V261H67ZM74 260H75V262H74ZM108 260V261H107ZM113 260V261H112ZM132 260V261H131ZM143 260V261H142ZM149 260V261H148ZM177 260V262H179V261H181V262H179V263H175V261ZM2 261V262H1ZM35 261V262H34ZM38 261L40 262V263H38ZM42 261V262H41ZM45 261V262H44ZM48 261V262H47ZM65 261V262H64ZM85 261H87V262H85ZM150 261H151V263H150ZM203 261V260H202ZM204 261V262H205ZM47 262V263H46ZM61 262V263H60ZM73 262V263H72ZM121 262V263H120ZM132 262V263H131ZM156 262V261H155ZM154 262V264H158V263H155ZM165 262V263H164ZM170 262V263H169ZM207 262H209L208 264H210L211 262H210V260L209 261H207ZM207 262H205V264L207 263ZM204 264V263H203Z\"/></svg>",
    "mask_w": 264,
    "mask_h": 264
},
{
    "label": "bare ground",
    "instance_id": "obj_2",
    "mask_svg": "<svg viewBox=\"0 0 264 264\" xmlns=\"http://www.w3.org/2000/svg\"><path fill=\"white\" fill-rule=\"evenodd\" d=\"M8 2H9V0H7ZM14 1V0H13ZM12 1V2H13ZM32 0H30V2H31ZM37 1V0H36ZM88 0H59V2H58V4H59V6H61V8L60 7H58L59 9H61V10H59L58 12H56V13H54V14H56L55 15V19H56V26L57 25H65V24H69L70 23V19H68L69 17H67V12L68 11H70V9L71 10H74V12H75V14L77 13V16H75V15H73V16H75V17H77V19H78V21L76 22V24L73 26L74 28H76V29H74L72 32H73V34H74V32L76 33V35H75V39L76 40H80L81 38H83L82 37V35L83 34H90V36L92 35V36H94L93 37V40H94V38L96 37L97 38V42H98V45L97 46H99V55L100 56H102L101 57V59H99V58H97V59H99L100 61H99V63H96V64H94V65H90V66H88V65H86V66H88V67H85L84 68V66L83 65H85L84 63H82L81 65H80V61L82 62V59H84V57H82V59L80 60V61H78L77 59H76V57H77V55L76 54H71L72 55V57H70L69 55L65 58V60H63L62 58H58L57 59V57H54V56H50L49 54H47V52H46V50H45V46H35V45H33L32 44V47L33 48H36V49H34V50H36V51H34L35 53H36V55L37 56H35V55H33L34 54V52H33V54L31 55V56H35V57H32L31 59H29V60H31L29 63V65H28V67L26 66V64H25V62H27L28 60V58L27 59H24L23 60V55H26L27 54V51L26 52H24V49H23V52H24V54H22L23 52H22V45L20 44V42H18L16 39H15V37H16V35H15V37H14V39L18 42H14V41H12L11 42V45H13V49H14V46L15 45H17V48H18V46L20 47V45H21V51L20 52H22L21 54H22V56L21 55H19V54H17V51L15 50V52H16V55L17 56H15V54H14V57H12V60H11V57H10V59L9 58H7L8 57V55L10 56V54L12 55L13 54V52H11V53H9L8 52V55H7V59H8V64H10L9 62L11 61L12 63H14V65H16V72L13 74V76H14V78H16L15 80V82H14V84H12L13 85V87H12V89L13 90H15V92H17L18 94H19V101L18 102H14L13 101V99L11 98V95H10V90H11V86L9 87L8 85H6L5 83L7 82H5L4 80H2V77H1V75H0V112H2V113H0V203H2V204H4V206H2L3 208H0V214L1 215H4V216H6V217H8L9 218V220L11 219L12 221H13V216H12V214L13 213H11V210H14L13 208H17V205L19 204V201L17 200V198L19 197V195H22V190L24 189V191H25V195L23 194V196H24V200L23 201H21V202H24V204H22L23 205V210L21 209V214H22V216H24L25 215V213H26V211H25V209H26V207H27V205H28V202H29V198H30V196H31V194H32V189L35 187V189H36V182H38V181H40V182H42V183H45V185H47V188L49 189L48 191H49V195H46V196H49L48 197V200H49V198H53V197H55L56 196V192L57 193H59L60 192V190H64V194H59V195H57V197H59V201H63V202H66L67 204H68V201H71L72 200V202H74L73 201V199L75 198L72 194V191H71V189L74 187V186H77L78 185V188H77V193H79V194H77V195H79V197H80V199H79V201H78V203H72L71 205H69V206H71V207H69V209L67 210V211H63V213H61L62 215L60 216V217H62V216H64L65 214H67V213H73V212H71L72 210V208H77V210L79 209V213L80 214H82V212L84 211V209H86L87 208V204L90 202V200H89V196H88V191H90V190H88V188H89V185H87L88 184V182H85V180L82 178H80V176L82 175H84V173L86 172V168H87V164H86V162L87 161H92V160H95V159H97L98 161L100 160L99 158H100V156L97 154V152H98V149H99V147L102 145V144H100V146H99V141H98V138L96 139V137H95V135L96 134H104L103 136H105V138H106V143H104L103 141V146L102 147H104V146H111L112 145V143H114V142H112L110 139H109V136H110V133H111V131L114 129V128H111L110 127V125H111V121H110V124L108 123V120H106L105 118H104V115L100 118V122L99 121H97V123L99 122V124L98 125H96L97 126V128H95V129H93V128H90L91 126H89V127H87L84 123V126H85V128H83V129H81V128H79V127H81L80 125H79V123H78V121L77 120H75L74 119V115H75V113L77 112V110L78 109H82V110H84L83 112H85L86 111V113L90 116V114H93L95 111H97L95 108H94V105H93V103H94V98L95 97H93V95H92V93H90V92H88L87 93V91H86V93H87V97H82V84H81V81L83 80V78H85V80H87V76L88 75H92L93 74V72H94V70H96V69H105L106 67H107V65L109 64L110 65V63H109V61H103L104 59H102L103 58V55H105V54H107V55H112V53L113 52H115V51H120V47H122V46H120V47H118L117 46V44L115 43V41L114 40H112L111 39V34H108L109 32H111V31H107V27H106V25L107 24H109V16H110V14L112 15L111 17H114V16H116V15H118V13H120V12H123V21H122V26H119V27H121V29L119 30V32H120V35L121 36H119V37H117L116 35L117 34H115V37H117V38H121L122 37V35L123 36H125L126 37V40H128L129 39V37L131 38V41H128L127 43H124L125 44V47L124 48H126V49H124V50H122V52L123 51H126V55H124V59H123V61H122V65L124 66V67H126V66H130V65H133V64H136V63H139V65H138V69H136L137 71H136V73L138 72V80H137V82L138 83H136V84H134V85H130V89H136L137 87H139L138 85H142V86H140V87H142L141 89L143 90V94H141V95H143L144 97L145 96H147L148 97V102H152L153 101V96L151 95V90H150V86L152 85V84H154L155 83V81H153V80H151V78H152V76L151 75H154L155 77H157V76H159V74H161L162 73V71L163 70H165V68L162 70V68H161V70H160V63H159V61L157 60V58H158V56H159V54H160V50H159V48H158V46H157V42H156V33H158L157 32V30H156V28H155V20H156V17H155V13H156V10H155V8L154 7H152L151 9H149V7H148V5L149 6H151L152 4H153V2H154V6L155 5H158L159 3H162V2H164L165 0H104V1H106V3H104L105 5L103 6V1L101 2L100 0H90L89 2L92 4V6L90 7V8H88V9H90L89 10V12L87 13V8H86V2H87ZM152 1V2H151ZM171 2L173 1V0H170ZM169 1V2H170ZM191 1H195V0H191ZM199 1V0H198ZM206 2L207 4V8H206V5H205V14L206 15H209V14H212L213 13V11H212V7H213V3H212V0H202L201 2ZM216 1V0H215ZM214 1V2H215ZM219 1V0H218ZM221 1V0H220ZM229 1V0H228ZM227 1V2H228ZM231 1V0H230ZM250 1V0H249ZM259 1V0H258ZM261 1V0H260ZM259 1V2H260ZM263 1V0H262ZM11 1L9 2V3H12ZM17 2L18 3H16V7H18V8H20L21 6H23L22 4H23V2H22V0H17ZM27 2H29V1H27ZM89 2H88V4H89ZM179 2V1H178ZM225 3H226V1H224ZM243 2V1H242ZM241 2V3H242ZM255 2H256V4H255ZM259 2H258V4H259ZM3 2H2V0H1V4H2ZM149 3V4H148ZM172 3H176V2H172ZM200 3V2H199ZM198 3V4H199ZM219 3V2H218ZM221 3V2H220ZM237 3H240V2H236V4ZM244 3H245V0H244ZM249 3V2H248ZM252 3H253V1H252ZM252 3H250V5L248 6V8L249 7H251V4ZM262 3V2H261ZM261 3H260V5H261ZM5 4H7V2L5 3ZM31 4V3H30ZM56 4V3H55ZM54 4V5H55ZM88 4H87V6H88ZM177 4V3H176ZM179 4V3H178ZM180 4H186V2L185 3H180ZM179 4V5H180ZM195 4V3H194ZM203 5H204V3H202ZM215 4H217V3H215ZM231 5V3H228V5ZM254 4L255 5H257V1H255L254 0ZM263 4H264V1H263ZM3 5V4H2ZM8 5V4H7ZM11 6H12V4H10ZM34 4H33V2H32V6H33ZM170 5H171V3H170ZM169 5V6H170ZM229 5V6H230ZM6 6V5H5ZM27 6H29V4L27 5ZM26 6V7H27ZM31 6V7H32ZM35 6V5H34ZM42 6V5H41ZM103 6V7H102ZM177 6V5H176ZM198 6V5H197ZM224 6H226V4H224ZM235 6V5H234ZM245 6V5H244ZM244 6H242V7H244ZM263 6L264 5H262V8H263ZM1 7V6H0ZM156 7V6H155ZM178 7V6H177ZM177 7H174V8H177ZM183 7V6H182ZM181 7V8H182ZM236 7H239V8H241L240 6H238V5H236ZM252 7H253V4H252ZM251 7V8H252ZM254 7H256L257 8V6H254ZM253 7V8H254ZM3 8V7H2ZM1 8V9H2ZM8 8V7H7ZM34 8H36V6L34 7ZM160 7H158V9H159ZM173 8V6L170 8L169 7V9L171 10ZM180 8V6L177 8V10ZM200 8V7H199ZM202 8V10H204L203 9V7H201ZM201 8H200V11H201ZM255 8V9H256ZM260 8H261V6H260ZM261 8V9H262ZM1 9H0V11H1ZM6 9V8H5ZM10 9V8H9ZM12 9V8H11ZM10 9V10H11ZM23 9V8H22ZM28 9V8H27ZM31 9V8H30ZM162 9H164V8H162ZM161 9V10H162ZM168 9V10H169ZM198 9V8H197ZM230 9V8H229ZM235 9V8H234ZM247 8H245L244 10H246ZM260 9V10H261ZM8 10V9H7ZM34 10V9H33ZM53 10V6H51V4H47L46 5V7H45V9H37L36 11H35V15H36V18L38 19V20H40V18H42L44 15H45V12H49V13H51L50 11H52ZM174 10V9H173ZM176 10V9H175ZM193 10V9H192ZM191 9H190V11H192ZM214 11H215V9H213ZM243 10V9H242ZM243 10V11H244ZM248 10V9H247ZM252 10H254V9H252ZM257 10V9H256ZM6 11V10H5ZM223 11H226V10H223ZM230 11H231V9H230ZM238 11V10H237ZM236 11V12H237ZM240 11H241V9H240ZM255 11V10H254ZM254 11H253V13H254ZM3 12V11H2ZM8 12V11H7ZM30 12V11H29ZM74 12H73V14H74ZM167 12V11H166ZM173 12V11H172ZM175 12V11H174ZM193 12V11H192ZM216 12V11H215ZM214 12V13H215ZM232 12V11H231ZM235 12V13H236ZM242 12V11H241ZM9 13V12H8ZM8 13H6V14H8ZM13 13V11L12 12H10V14H12ZM26 13V12H25ZM53 13V12H52ZM70 13V12H69ZM158 13H159V11H158ZM183 13V12H182ZM188 13V12H187ZM187 13H185V14H187ZM244 13V12H243ZM256 13V12H255ZM262 13H264V12H262ZM6 14H5V17H6ZM20 14H23V13H19V16H20ZM53 14V15H54ZM165 14H167V13H165ZM170 14V13H169ZM197 14V13H196ZM200 14H202V13H200ZM223 14V13H222ZM221 14V15H222ZM228 15H231L230 13H227ZM238 14V13H237ZM239 14H240V12H239ZM242 14V13H241ZM247 13H245V15H246ZM258 14V13H257ZM2 15V14H1ZM25 15V14H24ZM33 15V14H32ZM158 15V14H157ZM175 15H176V13H175ZM189 15V14H188ZM195 15V14H194ZM220 15V16H221ZM224 15H225V13H224ZM228 15H226L227 17H228ZM233 15H235V14H233ZM248 15H249V12H248ZM251 15V14H250ZM253 15V14H252ZM261 15H263V14H261ZM4 16V15H3ZM26 16V15H25ZM46 17H47V15H45ZM50 16H52V15H50ZM72 15H70V17H71ZM119 16V15H118ZM117 16V17H118ZM178 16V15H177ZM182 16V15H181ZM180 15H179V17H181ZM210 16V15H209ZM242 16H243V14H242ZM256 16V15H255ZM2 16H0V18H1ZM9 17V16H8ZM7 17V19H10V18H8ZM14 18H15V16H13ZM27 17V16H26ZM174 17V16H173ZM176 17V16H175ZM194 17V16H193ZM197 17V16H196ZM219 17V16H218ZM231 17H232V15H231ZM234 17V16H233ZM235 17H237L236 15H235ZM246 17V16H245ZM13 18V19H14ZM20 18V17H19ZM53 18V17H52ZM158 18V17H157ZM190 18V17H189ZM192 18V17H191ZM198 18V17H197ZM223 18H226V17H223ZM229 18V17H228ZM248 18V16L246 17V21L248 20L247 19ZM250 18H253L252 16H250ZM249 18V19H250ZM2 19H3V17H2ZM17 19V18H16ZM44 19V18H43ZM48 19H49V17H48ZM115 19V18H114ZM170 19H172V18H170ZM170 19H168V21L170 20ZM208 19H210V18H208ZM221 19V18H220ZM232 19V18H231ZM236 20H237V18H235ZM240 19V18H239ZM238 19V20H239ZM263 19H264V17H263ZM1 20V19H0ZM5 20V18L3 19V21ZM11 20V19H10ZM22 20V19H21ZM52 20V19H51ZM53 20H54V18H53ZM52 20V21H53ZM73 20H74V18H73ZM116 20V19H115ZM178 20V19H177ZM176 20V21H177ZM189 20V19H188ZM192 20V19H191ZM233 20V22L235 21L236 22V20H234V19H232ZM237 20V24H239V22L240 21H238ZM242 20H243V18H242ZM252 20V19H251ZM2 21V22H3ZM13 21V20H12ZM14 21H17V20H14ZM13 21V22H14ZM47 21V20H46ZM50 21V20H49ZM76 21V20H75ZM113 20H112V18H111V21L110 22H112ZM118 21V20H117ZM162 21H164V20H162ZM174 21V20H173ZM173 21H171V22H173ZM187 21V20H186ZM250 21V20H249ZM253 22L255 21L254 20V18H253V20H252ZM252 21L250 22V25H253L252 24ZM259 21H260V18H259ZM1 22V21H0ZM74 22V21H73ZM114 22V21H113ZM113 22H112V24H113ZM121 22V21H120ZM119 22V23H120ZM166 22V21H165ZM175 22V21H174ZM184 22V21H183ZM201 22V21H200ZM235 22L233 23V24H235ZM242 22V21H241ZM240 22V23H241ZM244 22V21H243ZM6 23H8V21L6 22ZM5 22L4 23H2L3 25L4 24H6ZM15 23V22H14ZM13 23V24H14ZM17 23V22H16ZM15 23V24H16ZM21 23V22H20ZM51 23V22H50ZM167 23V22H166ZM188 23H190V21L188 22ZM187 22H186V24H188ZM195 23V22H194ZM244 23H247V22H244ZM249 23V22H248ZM257 23V22H256ZM263 23V22H262ZM1 24V23H0ZM11 24V23H10ZM13 24H12V26H13ZM14 24V25H15ZM22 24V23H21ZM40 24H45V23H41V21H40ZM49 24V23H48ZM71 24H72V22H71ZM112 24H110V25H112ZM116 24H118L117 22H116ZM171 24V23H170ZM175 24V23H174ZM197 24V23H196ZM226 24H227V22H226ZM236 24V25H237ZM258 25H259V23H257ZM7 25V24H6ZM27 25H28V23H27ZM25 26L26 28L28 27V26ZM47 25V24H46ZM46 25H43L44 27L46 26ZM167 25V24H166ZM205 25V24H204ZM203 25V26H204ZM211 25V24H210ZM213 25H214V23H213ZM223 25V23L220 25V26H222ZM229 25V24H228ZM228 25L227 26H225V27H227L228 28ZM235 25V26H236ZM263 25H264V23H263ZM262 25V26H263ZM9 26V25H8ZM18 26V25H17ZM48 26V25H47ZM67 26V25H66ZM71 25H69V26H67V27H70ZM113 26H114V24H113ZM165 26V25H164ZM170 26V25H169ZM168 26V27H169ZM175 26V25H174ZM188 26V25H187ZM201 26H202V24H201ZM224 26V25H223ZM222 26V27H223ZM231 26H234V25H231ZM235 26L233 27V28H235ZM237 26H239V25H237ZM236 26V27H237ZM241 26H244V30H245V25H241ZM0 27H2V25L0 26ZM6 27V26H5ZM5 27L3 26V28L5 29ZM11 27V26H10ZM16 27V26H15ZM20 27V26H19ZM22 27V26H21ZM24 26L22 27V28H25ZM39 27V26H38ZM44 27H42V28H44ZM63 27V26H62ZM78 27V28H77ZM94 28V31H93V28ZM118 27V26H117ZM171 27V26H170ZM173 27V26H172ZM209 27V26H208ZM221 27V28H222ZM14 28V27H13ZM25 28V29H26ZM107 28V29H106ZM193 28V27H192ZM227 28H222V32H223V29H227ZM232 28V29H233ZM249 28H250V26H249ZM254 27L252 26V29H253ZM262 27H260V29H261ZM264 28V27H263ZM3 29V30H4ZM27 29H29V28H27ZM31 29V31H28V34H29V32H32V29L33 28H30ZM36 29V28H35ZM40 29V28H39ZM47 29V28H46ZM72 29V28H71ZM160 29V28H159ZM209 29V28H208ZM212 29V28H211ZM210 29V30H211ZM241 28L239 27V30H240ZM243 29V28H242ZM256 29V28H255ZM254 29V30H255ZM258 29L259 28H257V30L256 31H253L251 34L254 36V32H256L257 34H258ZM259 29V30H260ZM2 30V29H1ZM7 30H8V28H7ZM24 29H22V31H23ZM54 30V32H55V30L56 29H53ZM67 30H68V28H67ZM165 30H167V29H165ZM171 29H168V31H170ZM179 30H180V28H179ZM234 31L236 30V28L235 29H233ZM239 30H236V31H239ZM244 30H240L241 32H243L244 33ZM251 30V29H250ZM16 31H19L18 29L16 30ZM21 31V30H20ZM37 31V30H36ZM42 31H44V30H42L41 29V32ZM47 31H49V30H47ZM71 31V30H70ZM117 31V30H116ZM160 31V30H159ZM161 33H163L164 32V30H162L161 29ZM212 31H213V29H212ZM220 31V29L218 30V32ZM230 31H231V29H230ZM233 31V32H234ZM240 31H239V34H240ZM246 31H248V28H246ZM245 31V33H248V32H246ZM262 30H260V32H261ZM1 32V31H0ZM4 32V31H3ZM3 32H1L2 34H3ZM7 32V31H6ZM14 32H15V30H14ZM24 32V31H23ZM34 32H35V30H34ZM33 32V33H34ZM69 32V31H68ZM67 32V33H68ZM113 32V31H112ZM200 31L198 30V32H196L197 34L199 33ZM210 32V31H209ZM215 31H213V33H214ZM221 31H220V33L219 34H221L222 33ZM226 32V31H225ZM232 32V33H233ZM251 32V31H250ZM25 33H26V31H25ZM64 33H66V31H64ZM115 33V32H114ZM114 33H112V34H114ZM160 33V32H159ZM195 33V34H196ZM204 33V32H203ZM254 33V34H253ZM263 33H264V30H263ZM11 34V33H10ZM15 34H16V32H15ZM21 34V33H20ZM19 34V35H20ZM32 34V33H31ZM31 34H30V36H31ZM34 34H36V33H34ZM41 34V33H40ZM53 34V33H52ZM51 34V35H52ZM72 34V33H71ZM166 34H168V33H166ZM178 34V33H177ZM230 34H231V32H230ZM235 34V33H234ZM237 34H238V32H237ZM242 34V33H241ZM8 36H9V34H7ZM7 35L4 37L5 39L7 38ZM12 35V34H11ZM27 35V34H26ZM42 35V34H41ZM40 35V36H41ZM88 35L86 36V37H88ZM160 35H165V34H160ZM176 35V34H175ZM222 35V34H221ZM224 35V34H223ZM222 35V36H223ZM226 35V34H225ZM228 35V34H227ZM244 35V34H243ZM246 35H248V34H246ZM245 35V36H246ZM250 35V34H249ZM1 36V35H0ZM24 36V35H23ZM29 35H28V37H29V39L31 40L32 38H33V36H32V38L30 37ZM40 36H38V37H40ZM74 36V35H73ZM84 36V37H85ZM210 36V35H209ZM230 36V35H229ZM231 36H232V34H231ZM237 36H239V35H237ZM252 36V37H253ZM258 35H256L255 37L256 38H258L257 37ZM2 37V36H1ZM18 37V36H17ZM24 37H26V36H24ZM52 37H54V34H53V36ZM115 37H113V38H115ZM165 36H162V38H164ZM175 37V36H174ZM205 37V36H204ZM218 37H220V36H218ZM225 37V36H224ZM224 37H222L223 39H224ZM233 37V36H232ZM242 37V36H241ZM251 37V36H250ZM19 38V37H18ZM35 38H37V37H35ZM43 38H45V37H43ZM172 38H173V36L171 37V35H170V39L172 40ZM206 38H209V37H207L206 36ZM212 38H213V36H212ZM228 38H230V37H228ZM233 38H235V37H233ZM243 38V37H242ZM248 38H249V36H248ZM256 38H254V39H256ZM259 38L261 39V37L259 36ZM5 39H4V42H5ZM7 39H9V38H7ZM20 39V41H22L21 39L22 38H19ZM18 39V40H19ZM38 39V38H37ZM47 39H48V36H47ZM50 39H52V38H49V41H50ZM61 39V38H60ZM69 39V38H68ZM161 39V38H160ZM177 38L175 37V39H173V40H175L174 41V43L177 41L176 40ZM185 38H183V40H184ZM187 39V38H186ZM24 40H25V38H24ZM26 40H27V37H26ZM29 40V41H30ZM40 40V39H39ZM42 40V39H41ZM58 39L56 38V41H57ZM81 40H84V39H81ZM91 40V39H90ZM121 40V39H120ZM124 41H125V39H123ZM164 40H166V39H164ZM179 40V39H178ZM212 40V39H211ZM230 40V39H229ZM229 40H228V42H229ZM7 41H9V40H7ZM28 41V40H27ZM32 41V40H31ZM33 41H34V43H35V40L33 39ZM56 41H54V42H56ZM59 41V43L61 42V40H58ZM85 41H86V39H85ZM95 41H96V39H95ZM119 41V40H118ZM122 41V40H121ZM158 41H160L159 39H158ZM187 41V40H186ZM242 41H244L243 39H242ZM242 41H240V42H242ZM246 41V40H245ZM247 41H248V39H247ZM255 41V40H254ZM260 41V40H259ZM3 42V41H2ZM1 41H0V44L2 43ZM3 42V43H4ZM50 42H52V41H50ZM53 42V43H54ZM63 42V41H62ZM68 42V41H67ZM74 42V41H73ZM80 43H82V41H79ZM90 42H92V41H90ZM167 42H168V40H167ZM170 42V41H169ZM177 42H180V40L179 41H177ZM176 42V43H177ZM232 42H233V39H232V41L231 42H229L228 44H232ZM235 42H237V41H235ZM252 43H253V41H251ZM257 42H258V40H257ZM6 43H8V42H6ZM24 43H25V41H24ZM23 43V44H24ZM28 43V42H27ZM26 43V44H27ZM37 43V42H36ZM46 43H48V42H46ZM45 43V44H46ZM57 43V42H56ZM76 43V42H75ZM165 43V42H164ZM163 43V44H164ZM172 43V42H171ZM183 43V42H182ZM185 43V42H184ZM183 43V44H184ZM219 43H221V42H219ZM226 43V42H225ZM234 43V42H233ZM245 43L246 42H244V45H245ZM252 43H248V45H250V44H252ZM255 43V42H254ZM10 44V43H9ZM24 45L25 46V48L27 47L28 48V50L29 51H31L30 49H32L33 50V48H30L29 49V46H27V45ZM29 44H31V42L29 43ZM44 44V43H43ZM48 44H51V43H48ZM61 44V43H60ZM59 44V47L60 46H63V45H60ZM69 44H71V42L69 43ZM83 44H85V43H83ZM87 44V43H86ZM92 44H94V42L92 43ZM222 44V43H221ZM220 44V45H221ZM231 44L229 45V46H231ZM247 44V43H246ZM10 45V46H11ZM71 45H73V43L71 44ZM71 45H69V46H71ZM79 45H82V44H79L78 43V46ZM91 45V44H90ZM89 45V46H90ZM96 45V44H95ZM119 45H120V43H119ZM162 45V44H161ZM168 45V44H167ZM173 45V44H172ZM219 45V44H218ZM235 45V44H234ZM241 45L242 44H240V45H237V46H240L241 47ZM243 45V46H244ZM261 45V44H260ZM1 46H2V44H1ZM52 46H53V44H52ZM56 46H57V44H56ZM65 46V45H64ZM67 46V45H66ZM83 46V45H82ZM85 46V45H84ZM87 46V45H86ZM92 46V45H91ZM184 46V45H183ZM201 45L199 44V47H200ZM225 46H226V44H225ZM45 47V48H44ZM49 47V46H48ZM47 47V48H48ZM51 47V46H50ZM68 47V46H67ZM73 47H75V44L73 45ZM93 47H94V45H93ZM166 46H164V48H165ZM168 47H170V45L168 46ZM167 47V48H168ZM173 47V46H172ZM176 47V46H175ZM209 48H206V49H204V51L202 50L203 49V47L201 48L200 47V49L201 50H199L200 52L201 51H203V52H205V54L204 55H206L207 54V51L208 50H210V46H208ZM224 47V46H223ZM235 47V46H234ZM248 47V46H247ZM252 47H254V46H252ZM24 48V47H23ZM56 49H58V47H55ZM64 48V47H63ZM84 48H86V47H84ZM162 48V47H161ZM174 48V47H173ZM173 48H172V50H173ZM237 48V47H236ZM259 48V47H258ZM262 48V47H261ZM12 49V48H11ZM72 49V48H71ZM70 49V50H71ZM83 49V48H82ZM81 49V50H82ZM87 49V48H86ZM92 49V48H91ZM97 49V50H98ZM117 49V50H116ZM130 49H133L135 52H133L132 50H130ZM166 49V48H165ZM211 49L212 50H214V51H216V52H220L219 50H221V48H218L217 46H212L211 47ZM233 49V48H232ZM246 48H244V50H245ZM251 50H252V48H250ZM256 49H257V47H256ZM5 50V49H4ZM3 50V51H4ZM18 50V52H19V49H17ZM60 50V49H59ZM73 50V49H72ZM92 50H94V49H92ZM96 50V51H97ZM168 50H169V48H168ZM197 50V49H196ZM240 50H242V49H240ZM244 50H242L243 52H244ZM12 51V50H11ZM57 51V50H56ZM67 51V50H66ZM166 51V50H165ZM185 51V50H184ZM198 51V52H199ZM211 51V50H210ZM227 51H231V50H228L227 49ZM246 51H247V49H246ZM246 51L244 52V54L246 53ZM62 52V51H61ZM60 52V53H61ZM68 52H69V50H68ZM88 52H89V50H88ZM225 52V51H224ZM224 52H222V53H224ZM241 52V51H240ZM251 52V51H250ZM252 52H256L255 51V49L254 50H252ZM5 53V52H4ZM30 53V52H29ZM62 53H64V52H62ZM90 53V52H89ZM89 53H87V54H89ZM92 53V52H91ZM90 53V54H91ZM94 53V52H93ZM133 53H139V57L138 56H136V54H133ZM163 55H165L166 53H168V51L167 52H164L163 51ZM185 53V52H184ZM209 53V52H208ZM212 53H214V52H212ZM229 53V52H228ZM227 53V54H228ZM231 53V52H230ZM65 54V53H64ZM115 54V53H114ZM120 54V53H119ZM122 54V53H121ZM169 54V53H168ZM180 54V53H179ZM194 54V53H193ZM193 54H189V56H188V58L186 59V63H184L183 64V67H182V70L183 71H187V73H189L188 72V70H186L187 69V64L189 63L190 65H191V63L190 62H192L193 60V57L194 56H196V53H195V55H193ZM201 54V53H200ZM210 54V53H209ZM226 54V53H225ZM239 54V53H238ZM243 54V53H242ZM247 55H248V53H246ZM245 54V55H246ZM260 54H262V53H260ZM263 54H264V52H263ZM30 55V54H29ZM28 54L26 55V56H29ZM80 55V54H79ZM78 55V56H79ZM98 55V56H99ZM115 55H118V54H115ZM123 55V54H122ZM162 55V54H161ZM160 55V56H161ZM218 55V54H217ZM220 55V54H219ZM233 55V54H232ZM240 55V54H239ZM245 55H240V57L242 56V57H244ZM246 55V56H247ZM255 55V54H254ZM90 56V55H89ZM185 56V55H184ZM227 56V55H226ZM229 56V55H228ZM230 56H231V54H230ZM250 56V55H249ZM255 56H258V53H257V55H255ZM260 56V55H259ZM262 56V55H261ZM30 57V56H29ZM37 57V58H36ZM116 57V56H115ZM119 57V56H118ZM118 57H116V60L118 61ZM123 57V56H122ZM121 57V58H122ZM138 57V58H137ZM209 57V55L208 56H204L202 59H201V63L199 64V74H201V71H203V68H204V66H203V63L206 61L207 62V60L208 59H210V58H208ZM219 57V56H218ZM221 57H223L222 55H221ZM237 57V56H236ZM241 57V58H242ZM252 57V56H251ZM263 57V56H262ZM3 58H5V57H2V59ZM25 58V57H24ZM94 58V57H93ZM120 58V59H121ZM161 58H163V57H161ZM161 58H159V60L161 59ZM173 58H175V57H173ZM177 58V57H176ZM180 58V57H179ZM197 58V57H196ZM199 58V57H198ZM225 58V57H224ZM232 58V57H231ZM238 58H239V56H238ZM240 58V59H241ZM257 58V57H256ZM2 59L0 60V72L1 71H3L4 70V68L6 67H8V66H6L5 64H7L5 61H2ZM85 59H87L86 57H85ZM90 59H91V57H90ZM182 59V58H181ZM213 59H215V57H213ZM213 59H211V60H213ZM229 59V58H228ZM243 59V58H242ZM259 59V58H258ZM261 59V58H260ZM259 59V60H260ZM264 59V58H263ZM263 59H261V60H263ZM26 60V61H25ZM114 60V59H113ZM113 60H112V63H113ZM171 60V59H170ZM175 60H177V59H175ZM180 60V59H179ZM178 60V61H179ZM198 60V59H197ZM211 60L209 61V65L213 62H211ZM222 61H223V59H221ZM225 60V59H224ZM227 60V59H226ZM233 60H235V58L233 59ZM245 61H246V59H244ZM243 60V61H244ZM249 60H250V57H249ZM257 60V59H256ZM256 60H255V63H256V65H258L257 64V62H256ZM259 60H257V61H259ZM260 60V61H261ZM7 61V60H6ZM88 61V60H87ZM121 61V60H120ZM172 61V60H171ZM195 61V60H194ZM216 61V60H215ZM215 61H214V63H215ZM228 61V60H227ZM231 61V59L229 60V62ZM242 61V62H243ZM92 62V61H91ZM170 62V61H169ZM168 62V63H169ZM199 62H200V60H199ZM211 62V63H210ZM240 62V64L242 63L241 62V60L239 61ZM239 62H237L236 63V65H238V63ZM249 62H251V61H249ZM254 61H252V63H253ZM263 62H264V60H263ZM28 63V62H27ZM119 63V62H118ZM173 63V62H172ZM180 63H182V60L180 61ZM196 63V62H195ZM223 63H225V61L224 62H222L221 63V65L223 64ZM228 63V62H227ZM226 63V64H227ZM231 63V62H230ZM244 63V62H243ZM247 63V62H246ZM262 63V62H261ZM113 64H116V63H113ZM171 64V63H170ZM177 63H175V65H176ZM197 64V63H196ZM207 64V63H206ZM216 64V63H215ZM239 64V65H240ZM248 64V63H247ZM79 65H80V68H79ZM181 65V64H180ZM208 65V66H209ZM230 65V64H229ZM233 65H234V62H233ZM235 65V66H236ZM243 65V64H242ZM250 65H251V63H250ZM262 65H264V63L262 64ZM11 66H13V65H11ZM10 66V67H11ZM119 66V65H118ZM135 66V65H134ZM134 66H130V67H134ZM172 66V65H171ZM195 66V65H194ZM193 66V67H194ZM217 66H218V64H217ZM245 66V65H244ZM244 66H239V68H244ZM253 66H255V65H253ZM109 67V66H108ZM112 67V66H111ZM113 67H115V65L113 66ZM168 67V66H167ZM223 67V70H224V67H225V65H223L222 66ZM237 68H238V66H236ZM258 67V66H257ZM257 67H255V68H257ZM261 67V66H260ZM12 68V67H11ZM128 68V67H127ZM170 68H172V67H170ZM191 68V67H190ZM206 68V67H205ZM208 68V67H207ZM221 68V67H220ZM253 69H252V71H254L255 69H254V67H252ZM263 68V67H262ZM262 68H260L261 70H262ZM3 69V70H2ZM8 69H10V68H8ZM78 69H80V72L82 73L81 74V76H79L80 77V81L78 82V79L76 78V79H73V81H74V85H75V87L72 89V91H71V96H70V98H69V96H68V100H66V98H67V94L66 95H62V94H60V96H62V99L60 98V103L57 105L55 102H53L54 100L56 101V99H57V97H56V99H54V95H56L55 94V92H54V88L56 89V85H55V83L57 84V85H59V82H61V81H65V76H70L71 77V75H74V73L78 70ZM113 69V68H112ZM116 69V68H115ZM121 68H119L118 69V71H117V73H119ZM176 69H177V65H176ZM219 69V68H218ZM217 69V70H218ZM229 69V68H228ZM227 69V70H228ZM232 69V68H231ZM12 70H14V69H12ZM106 70V69H105ZM107 70L109 71V69L107 68ZM117 70V69H116ZM115 70V71H116ZM124 70H125V68H124ZM172 70V69H171ZM211 70H212V68H211ZM230 70V69H229ZM235 70H237L236 68H235ZM238 70H240V69H238ZM264 70V69H263ZM5 72L7 71V73H8V70H4ZM3 71V72H4ZM10 71V70H9ZM50 71H51V73L53 72H55L56 74H55V76H56V78H57V80L59 81L58 83H57V81H55V83L53 82V80H52V77L50 76ZM111 71V70H110ZM113 71V70H112ZM111 71V72H112ZM123 71V70H122ZM167 71H168V68H167ZM193 71V70H192ZM214 70H212V72H213ZM234 70H232L231 72H233ZM241 71V70H240ZM240 71H238L239 73H240ZM244 71V70H243ZM99 72V70L97 71V73ZM101 72V71H100ZM103 73L100 75V82L99 83H101V82H103V84L101 83V85H105V78H106V75H108L107 73H105L104 71H102ZM114 72V71H113ZM113 72H112V75H113ZM132 72V71H131ZM135 72V71H134ZM168 72H170V71H168ZM173 72V71H172ZM223 73L225 72V73H227L226 71H222ZM221 72V73H222ZM231 72H230V75H232L231 74ZM235 72V71H234ZM242 72V71H241ZM255 72V71H254ZM264 72V71H263ZM262 72V73H263ZM49 73V74H48ZM120 73H123V72H120ZM119 73V74H120ZM179 73V72H178ZM216 73V72H215ZM249 73V72H248ZM251 73H253V72H251ZM9 74V73H8ZM124 74V73H123ZM167 74V73H166ZM172 74V73H171ZM170 73L168 74V75H171ZM177 74V73H176ZM184 74V73H183ZM186 74V73H185ZM193 74V73H192ZM195 74V73H194ZM228 74V73H227ZM237 74V73H236ZM254 74V73H253ZM257 74V73H256ZM110 75V74H109ZM127 75H129V74H127ZM126 75V77H124V75H120V81L122 82L125 78L126 79H128V77H130V75L129 76H127ZM157 75V76H156ZM162 75H165V73L164 74H162ZM188 75V74H187ZM187 75H185V77L187 76ZM189 75H191V73L189 74ZM196 75V74H195ZM195 75H192L193 76V78H194V76ZM212 75H213V73H212ZM242 75H244L243 73H242ZM246 75V74H245ZM250 75V74H249ZM260 75V74H259ZM258 75V76H259ZM5 76V75H4ZM8 76V75H7ZM75 76V75H74ZM97 76V75H96ZM150 76H151V78H150ZM161 76V75H160ZM176 76V75H175ZM198 75H196L195 76V78L197 77ZM201 76V75H200ZM218 76V75H217ZM247 76V75H246ZM261 76H263V75H261ZM6 77V76H5ZM76 77H77V75H76ZM108 77V76H107ZM110 77H111V75H110ZM113 77V76H112ZM111 77V78H112ZM155 77H153V79L155 78ZM164 77V76H163ZM163 77H162V80H163ZM166 77H167V75H166ZM165 77V78H166ZM173 77V76H172ZM202 77H204V75L202 76ZM220 77V76H219ZM227 77H229V76H227ZM230 77H232V76H230ZM229 77V78H230ZM243 77V76H242ZM252 78L254 77V76H251ZM250 77V78H251ZM255 77H257L256 75H255ZM254 77V78H255ZM14 78H11V79H14ZM96 78V77H95ZM119 78V77H118ZM117 78V79H118ZM182 78H184V77H182ZM181 78V79H182ZM198 78V77H197ZM196 78V79H197ZM211 78V77H210ZM215 78V77H214ZM213 78V79H214ZM234 78V77H233ZM240 78V77H239ZM238 78V79H239ZM249 78V79H250ZM251 78V79H252ZM262 78H264V77H262ZM108 79V78H107ZM125 79V80H126ZM132 79H133V77H132ZM156 79V78H155ZM158 79H159V77H158ZM177 79L178 78H176V81H177ZM186 79V78H185ZM212 79V78H211ZM212 79V80H213ZM227 79V78H226ZM225 79V80H226ZM234 79H236V78H234ZM250 79V80H251ZM8 80V79H7ZM69 80V79H68ZM109 80V79H108ZM115 80V79H114ZM136 79H134V81H135ZM183 80V79H182ZM192 80V79H191ZM229 80H232V78H230ZM241 80H243V79H240L239 81H241ZM254 80V79H253ZM259 79H257L256 78V81H258ZM263 81H264V79H262ZM63 81V82H64ZM70 81V80H69ZM97 81V80H96ZM95 81V82H96ZM110 81V80H109ZM109 81H108V84H109ZM112 81V80H111ZM111 81H110V83H111ZM119 81V82H120ZM127 81V80H126ZM125 81V82H126ZM179 81V80H178ZM193 81V80H192ZM191 81V82H192ZM199 81V80H198ZM214 81L215 82H217L218 80H216V79H214ZM239 81H237L238 83H239ZM89 82V86L91 87V85L94 83V79L93 78H90V81H88ZM121 82H120V84H121ZM131 82H133V81H131ZM160 82H161V80H160ZM164 82V81H163ZM163 82H161V83H163ZM202 82V81H201ZM205 81H203L202 82V85H205V84H203ZM211 82V81H210ZM214 82V83H215ZM220 82H221V80H220ZM219 82V83H220ZM224 82V81H223ZM223 82H221V83H223ZM233 82V81H232ZM232 82H230V83H232ZM236 82V81H235ZM260 82V81H259ZM7 83H9V82H7ZM11 83H12V81H11ZM62 83V82H61ZM60 83V84H61ZM87 83V82H86ZM98 83V84H99ZM128 82H126V84H127ZM134 83V82H133ZM181 83V82H180ZM192 83H194V82H192ZM207 83V82H206ZM213 83V82H212ZM225 83V82H224ZM223 83V84H224ZM246 83V82H245ZM253 83V82H252ZM251 83V84H252ZM255 83V82H254ZM260 83H262V82H260ZM69 84V83H68ZM70 84H72V83H70ZM97 83H95V85H96ZM98 84H97V86H98ZM106 84H107V82H106ZM107 84V85H108ZM115 84V83H114ZM113 83L111 84L112 85V88H113V85H114ZM118 86L120 85V84H118V82L116 83ZM130 84V83H129ZM159 84V83H158ZM186 84V83H185ZM210 84V83H209ZM217 84H218V82H217ZM216 84V85H217ZM248 84H249V82H248ZM256 84H259V83H256ZM264 84V83H263ZM82 85V86H81ZM94 85V86H95ZM107 85H105V87H104V91H106V93H105V95L103 94V99H101L102 100V102H101V109H102V111L103 112H108L109 113V116L110 117H112L113 115H112V113L114 112V111H116V109H114V107H115V101H111L110 100V98H112V93L111 92H109L107 89L108 88H106V86ZM110 85V86H111ZM117 85H115V87L117 86ZM122 85V84H121ZM120 85V86H121ZM175 85V84H174ZM188 85V84H187ZM192 85V84H191ZM199 85V84H198ZM198 85H197V87H198ZM207 85H208V83H207ZM213 85V84H212ZM211 85V86H212ZM216 85H213L214 87L216 86ZM222 85V84H221ZM225 85V84H224ZM232 86L234 85L233 83L231 84ZM237 85V84H236ZM60 86V85H59ZM67 86V85H66ZM65 86V87H66ZM93 86V87H94ZM154 86V85H153ZM159 86H160V84H159ZM163 86H165V83H164V85ZM190 86V85H189ZM188 86V87H189ZM193 87H194V85H192ZM225 86H227V82H226V85ZM239 86V85H238ZM241 87H242V85H240ZM252 86V85H251ZM256 86V85H255ZM258 86H260V85H258ZM263 86V85H262ZM69 86H67V88H68ZM89 87V88H90ZM109 87V86H108ZM114 87V88H115ZM183 87V86H182ZM188 87H183L184 88V91L186 90V88H188ZM196 87V88H197ZM200 87H202V86H200ZM209 87H210V85H209ZM208 87V88H209ZM254 87V86H253ZM253 87H250L251 89L253 88ZM60 88V87H59ZM86 88H87V86H86ZM96 88V87H95ZM100 88V87H99ZM113 88V89H114ZM153 88V87H152ZM151 88V89H152ZM158 88V87H157ZM156 88V89H157ZM160 88H161V86H160ZM159 88V89H160ZM169 88H170V86H169ZM172 88H174L173 86H172ZM171 88V89H172ZM176 88V87H175ZM206 89H207V87H205ZM204 88V89H205ZM228 88H229V86H228ZM258 88V87H257ZM256 88V89H257ZM261 88V87H260ZM260 88H259V90H260ZM88 89V88H87ZM97 89V88H96ZM95 89V90H96ZM116 89V88H115ZM115 89H114V91H115ZM155 89V90H156ZM178 89H179V87H178ZM181 89V88H180ZM188 89H192V88H188ZM225 89H226V87H225ZM232 89V88H231ZM255 89V90H256ZM59 89H57V91H58ZM102 90V88H100V91ZM138 90V89H137ZM136 90V91H137ZM162 90V89H161ZM169 90V89H168ZM174 90V89H173ZM176 90H177V88H176ZM200 90H202V89H200ZM208 90H210V89H208ZM207 90V91H208ZM215 90V89H214ZM227 90H229V89H226V91ZM233 90H234V88H233ZM236 90V89H235ZM237 90H239V89H237ZM249 90V89H248ZM263 90V89H262ZM56 91V90H55ZM91 91H92V89H91ZM99 91V90H98ZM119 91V90H118ZM128 91H130V90H128ZM159 91V90H158ZM175 91V90H174ZM180 91V90H179ZM179 91H178V93H179ZM193 91V90H192ZM195 91H198V90H196L195 89ZM222 91V90H221ZM225 91V92H226ZM230 91H232V90H230ZM251 91H253V93H254V89H252ZM14 92V91H13ZM59 92V91H58ZM66 92V91H65ZM93 92V91H92ZM97 92V91H96ZM116 92V91H115ZM123 92V91H122ZM131 92V91H130ZM134 92H135V90H134ZM134 92H131V94L133 95L134 94ZM157 92V91H156ZM163 92V91H162ZM162 92H160V93H162ZM170 92V91H169ZM194 92V91H193ZM224 92V91H223ZM229 92V91H228ZM228 92H226V93H228ZM235 92H237V91H235ZM241 92V91H240ZM250 92V91H249ZM257 92V91H256ZM260 92V91H259ZM119 93V95H120V93H121V90H120V92H118ZM127 92H125V94H126ZM136 93V92H135ZM166 93V92H165ZM186 93V92H185ZM188 93V92H187ZM195 93V92H194ZM197 93V92H196ZM203 93V92H202ZM220 93V92H219ZM239 93V92H238ZM248 93V92H247ZM263 93H264V90H263ZM12 94V93H11ZM122 94V93H121ZM125 94L123 93V95L125 96ZM154 94V93H153ZM159 93L157 92V94H156V96L158 95ZM167 94H169V93H167ZM182 97H186V96H184L183 95V91H182ZM199 94V93H198ZM204 94V93H203ZM208 94H209V92H208ZM207 93H206V95H208ZM211 94H212V92H211ZM211 94H209V96L211 95ZM232 94V93H231ZM251 94V93H250ZM257 93H255L254 95H256ZM262 94V93H261ZM16 95V94H15ZM14 95V96H15ZM58 95V94H57ZM100 95H101V93H100ZM100 95H98L97 94V96H100ZM116 95V94H115ZM123 95H121V98H122V96ZM136 94H134V97H130V94L128 95L129 97H130V99L128 100V102L129 101H131V99H134L136 96H135ZM161 95V94H160ZM201 95V94H200ZM216 95V94H215ZM223 95V94H222ZM228 95V94H227ZM237 95H239V94H237ZM245 95V94H244ZM264 95V94H263ZM140 96V95H139ZM138 96V97H139ZM156 96H154V97H156ZM173 97L175 96V95H172ZM190 94L188 95V98H190ZM194 96H197V95H194ZM201 96H204V95H201ZM217 96V95H216ZM231 96V95H230ZM247 96H249V95H247ZM246 96V97H247ZM253 96V95H252ZM260 97H261V95H259ZM119 97V96H118ZM162 97V96H161ZM172 97V98H173ZM176 97V96H175ZM178 97H180V96H178ZM223 97V96H222ZM234 97H236V96H234ZM239 97V96H238ZM238 97H236V98H238ZM242 97V96H241ZM254 97V96H253ZM16 98V97H15ZM14 98V99H15ZM59 98V97H58ZM82 98H84V99H82ZM93 98V99H92ZM141 98V97H140ZM143 98V97H142ZM164 98H165V96H164ZM164 98H162V99H164ZM168 98V97H167ZM172 98H170L171 100H172ZM181 98V97H180ZM200 98V97H199ZM203 98V97H202ZM213 98V97H212ZM248 98H250V97H247V99ZM255 98V97H254ZM257 98V97H256ZM54 99V100H53ZM70 99H72V103L71 104H69L70 102H71V100ZM98 99H99V97H98ZM124 99H126V98H124ZM166 99V98H165ZM164 99V100H165ZM174 99V98H173ZM179 99V98H178ZM195 99V98H194ZM217 99V98H216ZM218 99H219V97H218ZM222 99V98H221ZM253 99V98H252ZM261 99H263V98H261ZM97 100V99H96ZM100 100V99H99ZM127 100V99H126ZM126 100H123V101H126ZM138 101L140 100V99H137ZM143 100H145L144 98H143ZM142 100V101H143ZM156 100H157V98H156ZM170 100V101H171ZM177 100V99H176ZM186 100V99H185ZM193 100V99H192ZM196 100V99H195ZM199 100V99H198ZM209 100V99H208ZM207 100V101H208ZM224 100H226V99H224ZM240 100H241V98H240ZM243 100V99H242ZM250 100H251V98H250ZM255 100V99H254ZM57 101H59V100H57ZM68 101H70V102H68ZM117 101V100H116ZM136 101V100H135ZM137 101V102H138ZM166 101V100H165ZM177 101H179V100H177ZM189 101V100H188ZM200 101V100H199ZM235 101V100H234ZM252 101V100H251ZM261 101V100H260ZM260 101L258 102V100H257V102H258V104L260 103ZM66 102H68L67 104H69L70 106H67V107H69V109H66L67 107H66ZM140 102V101H139ZM138 102V103H139ZM159 102V101H158ZM157 102V103H158ZM168 102V101H167ZM175 102V101H174ZM191 102V101H190ZM206 102V101H205ZM214 102H215V100H214ZM226 102H227V100H226ZM247 102V101H246ZM253 102V101H252ZM121 103V102H120ZM119 103V104H120ZM123 103L124 102H122V105H123ZM137 103V104H138ZM144 104L145 103H147V101L145 100V102H143ZM186 103H187V101H186ZM209 103V102H208ZM231 103V102H230ZM262 103H263V100H262ZM96 104H100L99 102H96ZM118 104V105H119ZM143 104V105H144ZM169 104V103H168ZM175 104V103H174ZM188 104V103H187ZM190 104V103H189ZM188 104V105H189ZM192 104H194L193 102H192ZM202 104V103H201ZM201 104H200V106H201ZM223 105L224 104V102L222 101V103L220 102V105ZM229 103H227V105H228ZM251 104V103H250ZM129 105V104H128ZM128 105H126V107L128 106ZM136 105V104H135ZM134 105V106H135ZM149 105V104H148ZM152 105L153 104H151L150 106H151V108H152ZM157 105V104H156ZM159 105V104H158ZM170 105V104H169ZM169 105H168V107H169ZM195 105H198V104H195ZM208 105H211V104H208ZM224 105H226V104H224ZM130 106V105H129ZM137 106V105H136ZM135 106V107H136ZM171 106H172V104H171ZM174 106V105H173ZM66 107V108H65ZM140 107H142V106H140ZM148 107V106H147ZM175 107V106H174ZM181 108H182V106H180ZM179 107V108H180ZM195 107H199V106H194V108ZM202 107V106H201ZM213 107V106H212ZM215 107V106H214ZM221 107V106H220ZM244 107V106H243ZM99 108V107H98ZM116 108V107H115ZM119 108V107H118ZM129 108V109H128ZM136 108H139V107H136ZM148 108H150V107H148ZM160 108V107H159ZM159 108H158V110H159ZM170 108H173V107H170ZM180 108V109H181ZM200 108V107H199ZM254 108H255V106H254ZM17 109V110H16ZM145 109V108H144ZM155 109V108H154ZM183 109L184 110H186L184 107H183ZM191 109V108H190ZM193 109V108H192ZM191 109V110H192ZM203 110H204V108H202ZM206 109V108H205ZM214 109H216L217 110V108H214ZM213 109V110H214ZM258 109V108H257ZM119 110V109H118ZM130 110H131V108L130 107H127V109H124V108H122L121 109V112H119L120 113V115L118 114V116H116L115 118L114 117H112V118H114L116 121H118V123H119V125L120 126H122L123 127V131H122V133L124 134V136H125V139L127 138V140L128 139H132V136L134 135L133 133V131L135 130V129H131V126L129 127V124L127 123V119H126V116H127V114H129V112H130ZM149 109H147V111H148ZM168 110V109H167ZM175 110V109H174ZM184 110H183V112H184ZM187 110H189V109H187ZM191 110H189V111H191ZM202 110V111H203ZM221 109H219V111H220ZM16 111H20V116H18V112H16ZM151 111V110H150ZM160 111V110H159ZM158 111V112H159ZM170 111V110H169ZM172 111V110H171ZM157 111H155V113L157 114L158 113ZM161 112H163V111H161ZM188 112V111H187ZM208 112V111H207ZM216 112V114L218 113V111H215ZM254 112V111H253ZM81 113V112H80ZM96 113V112H95ZM94 113V114H95ZM100 113V112H99ZM136 113V112H135ZM139 113H141V111L139 112ZM147 113V112H146ZM152 113V112H151ZM174 113H176L177 114V112L176 111H174ZM180 113V112H179ZM188 113H192V112H188ZM115 114V113H114ZM165 114H167V113H165ZM171 114V113H170ZM175 114V115H176ZM194 114V113H193ZM207 114V113H206ZM205 114V115H206ZM215 114V115H216ZM220 114V113H219ZM224 114H225V112H224ZM261 114V113H260ZM77 115H79V114H77ZM84 115V114H83ZM88 115H86V117H88L89 118V116ZM100 114H98V116H99ZM141 115H142V113H141ZM147 115V114H146ZM145 115V116H146ZM189 115V114H188ZM226 115V114H225ZM106 116V115H105ZM108 116V117H109ZM137 117H138V114L136 115ZM166 116V115H165ZM168 116H169V114H168ZM171 116V115H170ZM169 116V117H170ZM189 116H191V118H189L190 119V126L194 129V127H203V132H202V135H206L207 136V133H209L208 132V128H209V125H207L205 122H200L199 121V119H197V117L196 116H194V117H192V115H189ZM248 116H249V114H248ZM247 116V117H248ZM77 117V116H76ZM91 117V116H90ZM95 117H97L96 115H95ZM109 117V118H110ZM136 117V118H137ZM151 117H152V115H151ZM156 117V116H155ZM162 117H163V115H162ZM172 117V116H171ZM175 117V116H174ZM173 117V118H174ZM177 117V116H176ZM175 117V118H176ZM181 117V116H180ZM186 117V116H185ZM201 117V116H200ZM217 117V116H216ZM228 117V119H229V116H227ZM243 117V116H242ZM83 118H85V117H83ZM87 118V119H88ZM92 118H93V120H94V115L92 116ZM92 118H90V119H92ZM108 118V119H109ZM140 118V117H139ZM144 118V117H143ZM182 118V117H181ZM218 118V117H217ZM222 118V117H221ZM231 118V117H230ZM260 118H262V115L260 116ZM77 119V118H76ZM86 119V118H85ZM96 119V118H95ZM130 124L131 125H133L134 123L136 124V121L137 120H139V119H137L136 121H135V119H134V117L133 116H130ZM156 119V118H155ZM161 119V118H160ZM169 119V118H168ZM183 119H184V117H183ZM219 119V118H218ZM238 119H239V117H238ZM237 119V120H238ZM258 119V118H257ZM98 120V119H97ZM110 120V119H109ZM145 120H147V119H145ZM149 120H151V119H149ZM159 120V119H158ZM162 120V119H161ZM166 120V119H165ZM172 120V119H171ZM174 120V119H173ZM173 120L171 121V122H173ZM177 120V119H176ZM209 120V119H208ZM223 120V119H222ZM230 120V119H229ZM247 120V119H246ZM246 120H245V122H246ZM252 120H254V118H252ZM256 120V119H255ZM254 120V121H255ZM261 120H263V119H261ZM62 121V122H61ZM90 121V120H89ZM168 121V120H167ZM179 121V120H178ZM180 121H182L181 119H180ZM215 121V120H214ZM219 121V120H218ZM257 121V120H256ZM259 121V120H258ZM81 122H82V120H81ZM142 122V121H141ZM143 122H145V121H143ZM157 122V121H156ZM166 122V121H165ZM169 122V121H168ZM176 122V121H175ZM206 122H209V121H206ZM217 122V121H216ZM225 122V121H224ZM227 122H228V120H227ZM245 122H244V124H245ZM253 122V121H252ZM56 123H59V125H60V130H59V133L57 134L56 133V128H55V124ZM137 123L139 124V122L137 121ZM158 123H160L159 121H158ZM178 122H176V124H177ZM215 123V122H214ZM223 123V122H222ZM226 123V122H225ZM258 123V122H257ZM263 123V122H262ZM80 124H82V123H80ZM87 124V123H86ZM113 124V123H112ZM144 123H142V125H143ZM161 124H163L162 122H161ZM175 124V125H176ZM182 124V123H181ZM180 124V125H181ZM252 124V123H251ZM256 124V123H255ZM255 124H254V126H255ZM258 124H260V123H258ZM117 125V124H116ZM115 125V126H116ZM137 125V124H136ZM136 125H134V126H132V127H135ZM146 125V124H145ZM156 125V124H155ZM158 125V124H157ZM167 125V124H166ZM170 125V124H169ZM172 125L174 126V124L172 123ZM215 125V124H214ZM225 125V124H224ZM228 125V124H227ZM263 125V124H262ZM83 126V127H84ZM138 126V125H137ZM149 126V125H148ZM158 126H161L162 127V125H158ZM187 126V128H188V125H186ZM185 126V127H186ZM217 126V125H216ZM237 126V125H236ZM238 126H239V124H238ZM245 126H247V125H245ZM253 126V125H252ZM264 126V125H263ZM94 127V126H93ZM114 127V126H113ZM121 127V128H122ZM139 127V126H138ZM150 127V126H149ZM164 128H162V129H165L166 127L165 126H163ZM179 127V126H178ZM220 127V126H219ZM233 127V126H232ZM242 128H244V126H241ZM259 127V125L256 127L255 126V128H258ZM58 128V127H57ZM119 127H117L116 129H118ZM157 128V127H156ZM155 128V129H156ZM160 128V127H159ZM159 128H158V130H159ZM167 128H169V127H167ZM166 128V129H167ZM180 128V127H179ZM183 128V127H182ZM197 128V129H198ZM215 128V127H214ZM223 128V127H222ZM221 128V129H222ZM241 128V129H242ZM249 128V127H248ZM252 128V127H251ZM261 128H262V126H261ZM264 128V127H263ZM30 129V130H29ZM32 129V130H31ZM138 128H136V130H137ZM152 129H154L153 127H152ZM165 129V130H166ZM202 128H200V130H201ZM240 129V130H241ZM245 129V128H244ZM133 130V131H132ZM148 130H149V128H148ZM151 130V129H150ZM170 130V129H169ZM172 130V129H171ZM177 130H179V129H177ZM187 130H192V129H187ZM210 130V129H209ZM231 130L232 131H235V129L233 130V128H231ZM237 130V129H236ZM252 130V129H251ZM259 130H261V129H259ZM121 131H120V133H121ZM180 131V130H179ZM211 131V130H210ZM232 131H230V132H232ZM245 131H246V129H245ZM263 131V130H262ZM133 132V133H132ZM151 132V131H150ZM153 132V131H152ZM160 132H161V130H160ZM188 132V131H187ZM197 132V131H196ZM212 132V131H211ZM251 132V131H250ZM255 132H256V130H255ZM259 132V131H258ZM264 132V131H263ZM119 133V134H120ZM137 133V132H136ZM154 133V132H153ZM152 133V134H153ZM174 133H175V131H174ZM179 133V132H178ZM185 133V132H184ZM192 133H193V130H192ZM198 133V132H197ZM236 133V132H235ZM252 133V132H251ZM251 133H250V135H251ZM113 134H115L114 132H113ZM112 134V137L114 136ZM119 134H117V135H119ZM155 134V133H154ZM163 134V133H162ZM177 134V133H176ZM189 134V133H188ZM196 134V133H195ZM194 134V135H195ZM216 134V133H215ZM254 134V133H253ZM120 135H122V134H120ZM135 135H138V134H135ZM159 135H160V133H159ZM164 135V134H163ZM179 135V134H178ZM185 135H186V133H185ZM190 135V134H189ZM197 135H201V134H197ZM197 135H195V137L197 136ZM230 135V134H229ZM232 135V134H231ZM247 135V134H246ZM97 136V135H96ZM140 136H142V135H140ZM151 136V135H150ZM161 136V135H160ZM166 136V135H165ZM173 136H175V135H173ZM177 136V135H176ZM180 136H182V133H181V135ZM184 136V135H183ZM193 136V135H192ZM191 136V138H194V137H192ZM238 136V135H237ZM244 136V135H243ZM254 136V135H253ZM261 136H263V135H261ZM98 137V136H97ZM100 138H101V136H99ZM111 137V138H112ZM134 137V136H133ZM137 136H135L133 139H135ZM139 137V136H138ZM142 137H144V136H142ZM179 137V136H178ZM187 137V136H186ZM190 137V136H189ZM203 137V136H202ZM208 137H209V135H208ZM214 137V136H213ZM234 137V136H233ZM99 138V140H101ZM167 138H168V136H167ZM176 138V137H175ZM201 138V137H200ZM204 138L206 139V137H203V140H204ZM255 138H257V136L255 137ZM121 139V138H120ZM124 139V138H123ZM142 139V141H143V139L144 140H146L145 138H141ZM183 139V138H182ZM199 138H197L196 140H198ZM207 139H209V138H207ZM206 139V140H207ZM219 139V138H218ZM218 139H217V141H218ZM237 139H238V137H237ZM242 139H243V137H242ZM263 139H264V137H263ZM152 140H153V143H154V141L156 142L157 140H155V139H153L152 138ZM172 140H174V139H172ZM176 140V139H175ZM192 140V139H191ZM190 140V141H191ZM194 140V139H193ZM201 140V139H200ZM199 140V141H200ZM116 141H117V139H116ZM120 141H122V140H120ZM126 140H124V142H125ZM131 141V140H130ZM130 141L128 142V143H130ZM136 141V140H135ZM139 141V140H138ZM141 141V140H140ZM139 141V142H140ZM148 142H149V139L147 140ZM162 141H164V140H162ZM186 141V140H185ZM230 141H233L231 138H230ZM244 141H245V139H244ZM243 141V142H244ZM254 141V140H253ZM258 141V140H257ZM261 141V140H260ZM85 142H87V143H85ZM138 142V143H139ZM143 142H145V141H143ZM143 142L142 143H140V145L141 144H143ZM164 142H166V141H164ZM169 142H171V141H169ZM174 142H176V141H174ZM179 142V141H178ZM252 142V141H251ZM259 142V141H258ZM100 143H101V141H100ZM117 143V142H116ZM116 143H114V144H116ZM119 143V142H118ZM127 143V144H128ZM137 143V142H136ZM145 143H147V142H145ZM158 143V142H157ZM167 143V142H166ZM186 143H187V141H186ZM185 143V144H186ZM190 143V142H189ZM193 143V142H192ZM192 143H190V144H192ZM197 143V142H196ZM203 143H204V141H203ZM208 143V142H207ZM225 143H227V141L225 142ZM224 143V144H225ZM235 142L233 141V144H234ZM237 143V142H236ZM244 143H246V142H244ZM260 143V142H259ZM85 144H87V146L85 145ZM120 144H121V142H120ZM122 144H123V146H124V143L122 142ZM121 144V145H122ZM126 144V145H127ZM131 144V143H130ZM135 146L134 147H136L137 145L135 144V143H133ZM147 144H149L150 145V143H147ZM168 144V143H167ZM205 144V143H204ZM209 144V143H208ZM228 144H229V142H228ZM118 144H116V146H117ZM161 145H162V143H161ZM188 145V144H187ZM196 145H198V144H196ZM201 145H203V144H201ZM84 146H85V148H87L88 146H90V148H89V150L87 151V150H83V148H84ZM120 146V145H119ZM121 147V148H119L120 150L122 149V148H124V147ZM131 146V145H130ZM133 146V145H132ZM131 146V147H132ZM184 146V145H183ZM199 146V145H198ZM207 146V145H206ZM221 146H222V143H221ZM235 146V145H234ZM263 146V147H262ZM261 147L264 149V144L262 145ZM112 147H115V146H112ZM127 147H128V145H127ZM137 147H141L140 149H142V147H143V145L142 146H137ZM154 147V146H153ZM181 147V146H180ZM180 147H178V149L177 150H179L180 149ZM192 147V146H191ZM204 147V146H203ZM202 146H201V148H203ZM224 147V149H225V146H223ZM244 147H247L246 146V144L244 145ZM251 147V146H250ZM250 147H247V148H250ZM108 148H110V147H108ZM107 148V149H108ZM126 148V147H125ZM130 148V147H129ZM146 148V147H145ZM144 148V149H145ZM159 149H160V147H158ZM165 148V147H164ZM163 148V149H164ZM168 148V147H167ZM170 148V147H169ZM172 148V147H171ZM197 148V147H196ZM200 148V147H199ZM207 148H208V146H207ZM214 148V147H213ZM229 148V147H228ZM115 149V148H114ZM118 149V150H119ZM131 149V148H130ZM138 149V148H137ZM136 149V150H137ZM154 149V148H153ZM157 148H155V150H156ZM162 149V148H161ZM160 149V150H161ZM198 149V148H197ZM206 149V148H205ZM210 149H212L211 147H210ZM217 149V148H216ZM219 149V148H218ZM230 149V148H229ZM237 149V148H236ZM252 149V148H251ZM257 149H259V148H257ZM99 150H101V151H103V149H99ZM110 150V149H109ZM109 150H108V152H109ZM112 150V149H111ZM116 150V149H115ZM132 150V149H131ZM146 150H148V149H146ZM165 150V149H164ZM175 150V149H174ZM177 150H176V152H177ZM207 150V149H206ZM212 150H214V149H212ZM211 150V151H212ZM243 150H245L244 148H243ZM261 150V149H260ZM75 151L77 152H79V154L80 155H74V153H75ZM106 151V150H105ZM114 151V150H113ZM117 151V150H116ZM116 151H114V153H116ZM124 151H126V150H124ZM128 151H130V150H127V152ZM132 151H134V150H132ZM139 151V150H138ZM141 151V150H140ZM149 151H152V150H149ZM162 151V150H161ZM187 151H189L188 150V148H187ZM202 151H203V149H202ZM222 151H224V150H222ZM233 151H234V149H233ZM246 151V150H245ZM253 151H254V148H253ZM122 152V151H121ZM126 152V153H127ZM137 152V151H136ZM142 152H143V150H142ZM171 152V151H170ZM169 152V153H170ZM175 152V151H174ZM175 152V153H176ZM182 152V151H181ZM200 152V151H199ZM205 152V151H204ZM243 152V151H242ZM249 152L251 153L252 151H250L249 150ZM257 152V151H256ZM259 153L261 152V151H258ZM100 153V152H99ZM104 153H107V151L106 152H104ZM104 153H103V155H104ZM119 153V152H118ZM118 153H116L117 154V157H118ZM126 153H125V155H126ZM156 153V152H155ZM175 153H173V155L175 154ZM178 153V152H177ZM246 153H248V151L246 152ZM252 153H254V152H252ZM258 153V154H259ZM264 153V152H263ZM100 154H102V153H100ZM124 154V153H123ZM129 154V153H128ZM159 154V153H158ZM160 154H162V153H160ZM164 154V153H163ZM179 154V153H178ZM181 154V153H180ZM195 154V153H194ZM200 154V153H199ZM205 154V153H204ZM209 154V153H208ZM212 154V153H211ZM216 154V153H215ZM218 154V153H217ZM225 154V153H224ZM234 154H235V152H234ZM233 153H232V155H234ZM239 154V153H238ZM257 154V155H258ZM111 155H112V153H111ZM111 155H108V156H111ZM121 155V154H120ZM132 155H133V153H132ZM132 155H130L131 157H132ZM141 155V154H140ZM146 155V154H145ZM149 155V154H148ZM192 155V154H191ZM244 155V154H243ZM252 155V154H251ZM102 156V155H101ZM112 156H114V155H112ZM116 156V155H115ZM129 156V155H128ZM135 156H136V153H135ZM135 156H133V157H135ZM167 157H168V155H166ZM194 156V155H193ZM192 156V157H193ZM196 156V155H195ZM214 156V155H213ZM212 156V157H213ZM217 156V155H216ZM230 156H231V154H230ZM236 156H238V155H236ZM259 156V155H258ZM262 156V155H261ZM130 157V158H131ZM173 157V156H172ZM179 157H181V155L179 156ZM187 157V156H186ZM190 157V154H189V156H188V159L190 160H192L193 158H189ZM197 158L199 157H201V156H196ZM205 157H207L206 155H205ZM211 157V156H210ZM219 157V156H218ZM222 157V156H221ZM224 157H225V155H224ZM233 158H234V156H232ZM231 157V162L229 161V164H228V166H227V168H225V169H218L215 173H214V175H213V179L215 180V183L216 184H218V183H220V182H222V176H227V174L229 175V174H231V172H233V171H236V169L238 168H240V166H242V163H243V160L242 159H240V166H239V161H236V159H233ZM248 157V156H247ZM67 158H68V160H69V158H71L70 160L71 161H69L68 163H66V160H67ZM102 158H105V156L104 157H102ZM120 159H118V160H121L122 161V159H121V157H119ZM124 158H129V157H124ZM156 158H157V155H156ZM203 158V157H202ZM220 158V157H219ZM256 158H258L257 156H256ZM261 158V157H260ZM108 159V158H107ZM111 159V158H110ZM136 159H137V156H136ZM150 159H151V157H150ZM153 159V158H152ZM160 159V158H159ZM163 159V158H162ZM177 159H178V157H177ZM187 159V160H188ZM204 159H206V158H204ZM209 159V158H208ZM223 159H225V158H223ZM114 160H116V158L114 159ZM113 160V161H114ZM134 160V159H133ZM138 160V159H137ZM186 160V161H187ZM201 160V159H200ZM200 160H198V162L200 161ZM207 160V159H206ZM206 160H205V162H206ZM109 161V160H108ZM108 161H107V163H108ZM127 161V160H126ZM128 161H132V160H129L128 159ZM154 160H152V162H153ZM195 161V160H194ZM213 161H214V159H213ZM246 161H247V159H246ZM257 161V160H256ZM102 162V161H101ZM105 162H106V160H105ZM139 162V161H138ZM146 162V161H145ZM159 162V161H158ZM171 162V161H170ZM176 162V161H175ZM191 162V161H190ZM202 162H204V161H202ZM207 162H208V160H207ZM211 162H212V160H211ZM249 162V161H248ZM261 162V161H260ZM88 163V162H87ZM92 163H94V162H92ZM106 163V164H107ZM117 164H118V162H116ZM125 164V162H123L122 161V164ZM127 163V162H126ZM137 163V162H136ZM136 163H134V165L136 164ZM160 163V162H159ZM171 163H173V162H171ZM254 163V162H253ZM101 164V163H100ZM99 164V165H100ZM103 164V163H102ZM108 164H110V161H109V163ZM116 164V165H117ZM128 164V163H127ZM140 164V163H139ZM142 164V163H141ZM147 164V163H146ZM163 164V163H162ZM167 163H165V165H166ZM174 164V163H173ZM172 164V165H173ZM184 164H186V163H184ZM187 164H188V162H187ZM210 164V163H209ZM213 163H211L210 165H212ZM215 164V163H214ZM217 164V163H216ZM219 164V163H218ZM223 164V163H222ZM244 164V163H243ZM249 164H252V162H250ZM96 165V164H95ZM95 165H93V166H95ZM132 165V164H131ZM133 165V166H134ZM145 165V164H144ZM153 165V164H152ZM175 165V164H174ZM173 165V166H174ZM195 165V164H194ZM197 165V164H196ZM200 165H205V164H203V163H200ZM199 165V166H200ZM254 165H255V167L256 168H258L259 169V171L257 170L256 172H258V176H259V178H261V182L262 183H264V162L263 163H257V164H255L254 163ZM253 165V166H254ZM92 166V165H91ZM107 166V165H106ZM109 166V165H108ZM110 166H111V164H110ZM109 166V167H110ZM120 166V165H119ZM128 166L130 167V165L128 164ZM132 166V167H133ZM137 166V165H136ZM135 166V167H136ZM149 166H150V164H149ZM156 166H157V163H156ZM162 166V165H161ZM161 166L159 167V170H160V168H161ZM169 166H171L170 164H169ZM179 165H177V167H178ZM189 166H191V165H189ZM207 166V163H206V165H205V167ZM214 166V165H213ZM212 166V167H213ZM217 166H219V165H217ZM224 166V165H223ZM222 166V167H223ZM226 166V165H225ZM224 166V167H225ZM105 167V166H104ZM104 167H103V169H104ZM112 167V166H111ZM123 167V166H122ZM126 167V166H125ZM125 167H123V168H125ZM139 167V166H138ZM142 167V166H141ZM151 167V166H150ZM148 168V169H151V168ZM158 167V166H157ZM165 167V166H164ZM172 167V166H171ZM174 167H176V166H174ZM204 167V168H205ZM211 167V168H212ZM215 167V166H214ZM221 167V166H220ZM244 167V166H243ZM260 167V168H259ZM95 168H97V167H95ZM114 168H117L115 165H114ZM119 168V167H118ZM117 168V169H118ZM128 168V167H127ZM140 168V167H139ZM166 168V167H165ZM180 168V167H179ZM186 168V167H185ZM194 168V167H193ZM200 168V167H199ZM203 168V169H204ZM210 168V169H211ZM248 168V167H247ZM251 168V167H250ZM256 168H252L251 170H249V172L250 171H253L254 169L256 170ZM101 169V168H100ZM100 169H97V170H99V171H101ZM102 169V170H103ZM109 170H110V168H108ZM133 169V168H132ZM135 169V168H134ZM144 169V168H143ZM163 169V168H162ZM169 169V168H168ZM177 169V168H176ZM191 169H192V167H191ZM198 169V168H197ZM201 169V168H200ZM242 169V168H241ZM244 169V168H243ZM242 169V170H243ZM245 169H246V167H245ZM249 169V168H248ZM96 170V171H97ZM105 170V169H104ZM119 171H120V168L118 169ZM124 170V169H123ZM125 170H127L128 171V169H125ZM139 170V169H138ZM158 170V171H159ZM188 170V169H187ZM189 170H190V167H189ZM188 170V171H189ZM208 170V169H207ZM247 170V169H246ZM93 171V170H92ZM113 171H115V170H113ZM130 171L131 170H129V173H130ZM142 171H144V170H142ZM166 171H169V170H167V168H166ZM178 170H176V172H177ZM195 171H196V168H195ZM204 171V170H203ZM203 171L201 172V173H203ZM212 171H215V170H212ZM239 171V170H238ZM244 171V170H243ZM242 171V173L244 174V172ZM88 172V171H87ZM98 172V171H97ZM96 172V173H97ZM105 172H106V170H105ZM108 172V171H107ZM106 172V173H107ZM109 172H111V171H109ZM108 172V173H109ZM116 172L118 173V171L116 170ZM121 173H120V178H121V174H123L122 173V171H120ZM124 172V171H123ZM132 172V171H131ZM151 172V171H150ZM156 172V171H155ZM162 172H164L163 170H162ZM175 172V173H176ZM205 172V171H204ZM237 172V171H236ZM91 173V172H90ZM95 173V174H96ZM135 173H137V171L135 172ZM160 173V172H159ZM166 173V172H165ZM172 173V172H171ZM171 173H170V175H171ZM173 173H174V171H173ZM182 173H183V171H182ZM187 173V172H186ZM241 173V174H242ZM251 173H254V172H251ZM75 174H78L79 176H76ZM89 174V173H88ZM87 173H86V175H88ZM94 174V173H93ZM111 174V173H110ZM112 174H116V173H112ZM127 174V173H126ZM131 174V173H130ZM129 174V175H130ZM145 174V173H144ZM177 174V173H176ZM181 174V173H180ZM193 174V173H192ZM198 174H199V171H198ZM204 174V173H203ZM238 174V173H237ZM237 174H235V175H237ZM91 175V174H90ZM97 175H98V173H97ZM100 175V174H99ZM107 175V174H106ZM119 175V174H118ZM124 175V174H123ZM128 175V176H129ZM138 175V174H137ZM136 174H135V177L137 176ZM139 175H140V173H139ZM141 175H142V173H141ZM149 175V174H148ZM179 175V174H178ZM200 175V174H199ZM202 175V174H201ZM210 175V174H209ZM208 175V176H209ZM248 175V174H247ZM249 175H250V173H249ZM255 175V174H254ZM89 176V175H88ZM111 177V175H108V177ZM115 176H117V175H115ZM127 176V175H126ZM127 176V177H128ZM131 176V175H130ZM130 176H129V178H130ZM158 176H160V175H158ZM157 176V177H158ZM166 176V175H165ZM169 176V175H168ZM198 176V175H197ZM197 176H196V179H197ZM204 176H205V174H204ZM211 176H212V174H211ZM233 176V175H232ZM231 176V179H232V181L235 179L234 177H232ZM244 176H246L245 174H244ZM243 175H242V177H244ZM257 176V175H256ZM87 177V176H86ZM90 177V176H89ZM125 177V176H124ZM123 177V179H125ZM126 177V178H127ZM141 177V176H140ZM145 177H147V176H145ZM174 177V176H173ZM175 177H178V176H176L175 175ZM184 177V176H183ZM228 177V176H227ZM237 177V176H236ZM100 178V177H99ZM98 178V179H99ZM103 178V177H102ZM111 178H113V177H111ZM128 178V179H129ZM132 178V177H131ZM139 178V177H138ZM143 179H144V176L142 177ZM150 178V177H149ZM153 178V177H152ZM159 178V177H158ZM157 178V179H158ZM170 178H172V177H170ZM169 178V179H170ZM258 178V179H259ZM109 179V178H108ZM107 179V180H108ZM114 179H115V177H114ZM143 179H142V181H143ZM146 180H147V178H145ZM160 179V178H159ZM189 180H190V177L188 178ZM204 179V178H203ZM224 179V178H223ZM237 179H239L238 177H237ZM86 180H88V178L86 179ZM90 180V179H89ZM100 180V179H99ZM99 180H98V182H99ZM111 180V179H110ZM117 180V179H116ZM119 180V179H118ZM126 180V179H125ZM125 180H122V182L123 181H125ZM135 180V179H134ZM137 180H141V178L140 179H137ZM154 180V179H153ZM188 180V181H189ZM210 180V179H209ZM236 180V179H235ZM109 181V180H108ZM114 181V180H113ZM151 181V180H150ZM154 181H156V180H154ZM162 181V180H161ZM178 181V180H177ZM185 181V180H184ZM188 181H186V182H188ZM200 181V180H199ZM198 181V182H199ZM206 181V180H205ZM211 181H213L212 179H211ZM230 181V180H229ZM239 181V180H238ZM246 181V180H245ZM256 181V180H255ZM258 181V180H257ZM97 182V181H96ZM102 182H105V181H102ZM118 182V181H117ZM134 182V181H133ZM136 180H135V184H136ZM141 182V181H140ZM158 181H156V183H157ZM160 182V181H159ZM162 182H164V181H162ZM166 182V181H165ZM191 182V181H190ZM193 182V181H192ZM209 182V181H208ZM231 182V181H230ZM248 182V181H247ZM41 183V184H42ZM91 183H93L94 184V182H91ZM101 182H99L98 184H100ZM108 183V182H107ZM107 183H104V184H107ZM121 183V182H120ZM144 184L146 183V182H143ZM178 183V182H177ZM177 183H175V185L177 184ZM210 183V182H209ZM212 183V182H211ZM214 183V182H213ZM212 183V185H214ZM223 183V182H222ZM235 183V182H234ZM254 183V182H253ZM93 184H91V186L93 185ZM97 184V185H98ZM103 184V183H102ZM103 184V185H104ZM112 184V183H111ZM118 184V183H117ZM132 184V183H131ZM135 184H133V186L132 187H134V185ZM142 184V183H141ZM162 184H164V183H162ZM173 184V183H172ZM193 184V183H192ZM196 184V183H195ZM195 184H193V185H195ZM202 184H203V182H202ZM221 184V183H220ZM224 184V183H223ZM232 184V183H231ZM238 184V183H237ZM113 186H115L114 185V182H113V184H112ZM139 185V184H138ZM157 185H161V184H157ZM174 185V184H173ZM180 185V184H179ZM204 185H205V183H204ZM203 185V186H204ZM229 185V184H228ZM227 185V186H228ZM261 185H263V184H261ZM39 186V185H38ZM42 186H43V184H42ZM95 186V185H94ZM105 186V185H104ZM122 186V185H121ZM121 186H119V187H121ZM128 186H129V184H128ZM127 186V187H128ZM136 186V188H132L131 186V189H137V188H139V187H137V185H135ZM140 186V185H139ZM149 186V185H148ZM169 186H170V184H169ZM176 186H178V185H176ZM186 186V185H185ZM198 186V185H197ZM208 186V185H207ZM211 186V185H210ZM215 186V185H214ZM218 185H216V187H217ZM221 186H223V185H221ZM226 186V185H225ZM225 186H223V187H219V188H221V190L219 191V194H217V196L218 195H221L222 193H224L225 191ZM230 186V185H229ZM235 186V185H234ZM251 186V185H250ZM259 186V185H258ZM96 187V186H95ZM98 187V186H97ZM101 187V186H100ZM126 187V188H127ZM147 187V186H146ZM160 187V186H159ZM165 187V186H164ZM171 187V186H170ZM191 187H192V185H191ZM194 187V186H193ZM205 187V186H204ZM93 188V187H92ZM104 188H106V187H104ZM103 188V189H104ZM141 188V187H140ZM143 188H144V186H143ZM149 188H150V186H149ZM162 188V187H161ZM179 188V187H178ZM195 188V187H194ZM200 188V187H199ZM212 188V187H211ZM243 188H244V185H243ZM42 189L43 188H41L40 190H41V192H42ZM45 189V192L47 191L46 190V188H44ZM97 189V188H96ZM99 189V188H98ZM97 189V190H98ZM119 189V188H118ZM175 189V188H174ZM179 189H181V188H179ZM179 189H177V190H179ZM184 188H182V190H183ZM186 190H187V188H185ZM185 189H184V191H185ZM232 189H233V187H232ZM240 189H242V188H240ZM250 189V188H249ZM248 189V187H247V190H249ZM261 189H263V188H261ZM39 190V187H38V192L40 191ZM73 190H75V188H73ZM93 190V189H92ZM96 190V191H97ZM100 190V189H99ZM117 190V189H116ZM115 190V191H116ZM121 190H122V188H121ZM146 190H147V188H146ZM181 190V191H182ZM204 190V189H203ZM203 190H202V192H203ZM207 190H209V189H206L205 191H204V194H205V198L207 199L208 197H206V193L208 194V192H207ZM211 190V189H210ZM210 190H209V192H210ZM214 190H217V189H214ZM238 190H239V187H238ZM246 190V189H245ZM246 190V191H247ZM264 190V189H263ZM59 191V192H58ZM114 191V190H113ZM158 191V190H157ZM176 191V190H175ZM180 190L178 191V192H181ZM227 191V190H226ZM242 191V190H241ZM258 191V190H257ZM34 192V191H33ZM63 192V191H62ZM103 192H104V190H103ZM112 192V191H111ZM116 192H118V190L116 191ZM126 192V191H125ZM130 192H131V190H130ZM144 192V191H143ZM142 192V193H143ZM212 192V191H211ZM218 192V191H217ZM229 193H231L230 191H228ZM238 191H235V193H233V194H231L232 195V200H230V201H223V202H220L219 200V202L221 203L219 206L218 205H216V203H214L215 204V206H218V210H217V208L216 207H214V208H216V210L217 211H219V212H221V220L223 219V220H225V223L227 222H229V221H233L234 222V220L232 219L235 215H237V213H238V211L239 212H241L240 210H238L237 211V213L235 214V211H236V209H235V206H237V204L235 205V203L233 204V202H234V200H237L238 201V198H239V192L237 193ZM248 192V191H247ZM251 192V191H250ZM20 193V194H19ZM31 193V194H30ZM44 193V192H43ZM92 193V192H91ZM94 193V192H93ZM102 193V192H101ZM127 194H128V191L126 192ZM262 193H263V191H262ZM42 194V193H41ZM48 194V193H47ZM103 194V193H102ZM107 194V193H106ZM105 194V195H106ZM109 194V193H108ZM119 194V193H118ZM132 194V193H131ZM139 194V193H138ZM155 194V193H154ZM171 194V193H170ZM186 194H187V192H186ZM203 194V195H204ZM212 194V193H211ZM216 194V193H215ZM214 194V195H215ZM226 194H227V192H226ZM246 195H248L247 193H245ZM245 194H244V192H243V195L245 196ZM258 194H260L259 193V191H258ZM44 195V194H43ZM75 195V194H74ZM114 195V194H113ZM113 195H110L109 197L111 198V196H113ZM125 195V194H124ZM130 195V194H129ZM141 195V194H140ZM147 195L149 196L150 194H148V192H147ZM160 195V194H159ZM168 195V194H167ZM197 195V194H196ZM200 195V194H199ZM223 195V194H222ZM221 195V196H222ZM229 195V194H228ZM22 196V197H23ZM32 196H33V194H32ZM35 196V195H34ZM38 196V195H37ZM95 196H96V192H95ZM100 196H101V194H100ZM119 196V195H118ZM128 196V195H127ZM136 196V195H135ZM154 196V195H153ZM155 196H157V195H155ZM174 197H175V195H173ZM171 197V198H173V199H175L174 197ZM178 196H180V195H178ZM178 196H176V197H178ZM184 196V195H183ZM186 196V195H185ZM201 196V195H200ZM199 196V197H200ZM208 196V195H207ZM216 196V197H217ZM221 196H218L219 198L221 197ZM223 196H225V195H223ZM222 196V197H223ZM248 196H250V194L248 195ZM263 196H264V194H263ZM40 197V196H39ZM188 197H190L189 196V194H188ZM195 197V196H194ZM197 197V196H196ZM203 197V196H202ZM214 197V196H213ZM229 197H231V196H229ZM241 197V199H243L242 198V196H240ZM258 197H260V196H258ZM261 197H262V194H261ZM32 198V197H31ZM95 198V197H94ZM94 198H90V199H94ZM100 198V197H99ZM98 198V199H99ZM106 198V197H105ZM119 198V197H118ZM136 198H138V197H136ZM149 198V197H148ZM160 198V197H159ZM170 198V197H169ZM185 198V197H184ZM184 198H181V201H182V199H184ZM227 198V197H226ZM249 198V197H248ZM35 199V198H34ZM34 199L32 198V202L33 203H35L34 202ZM37 199V198H36ZM36 199H35V201H36ZM41 199V198H40ZM39 199V200H40ZM46 199V198H45ZM54 199V198H53ZM58 199V198H57ZM56 199V200H57ZM61 199V200H60ZM98 199L96 200V199H94L95 201H97V202H99L100 203V201H98ZM121 199V198H120ZM119 199V200H120ZM190 199V198H189ZM197 199H198V197H197ZM201 199V201H202V198H199V200ZM208 199H210V198H208ZM260 199V198H259ZM258 199V200H259ZM28 200V201H27ZM55 200V199H54ZM118 200V201H119ZM138 200H140L139 198H138ZM160 200V199H159ZM161 200H163V199H161ZM165 200V199H164ZM169 200V199H168ZM167 200V201H168ZM191 200V199H190ZM193 200V199H192ZM191 200V201H192ZM205 200V199H204ZM252 200H255V197H253L252 196ZM31 201V200H30ZM42 201V200H41ZM50 201V200H49ZM48 201V202H49ZM58 201V200H57ZM105 201H107V200H105ZM112 201V200H111ZM111 201H110V203H111ZM126 201V200H125ZM132 201V200H131ZM166 201V200H165ZM179 201V200H178ZM181 201H179V202H181ZM191 201H188V203H190ZM194 201V200H193ZM216 201V200H215ZM214 201V202H215ZM217 201V202H218ZM236 201V202H237ZM243 201V200H242ZM247 201V200H246ZM38 202V201H37ZM45 201H43V203H44ZM52 202V201H51ZM102 202H103V200H102ZM101 202V203H102ZM117 202V201H116ZM130 202V201H129ZM137 203L139 202V201H136ZM161 202V201H160ZM163 202V201H162ZM200 202V201H199ZM205 202V201H204ZM212 202V201H211ZM210 202V204H208L209 206H207L208 208L206 209L205 208V213L204 212H202V214H203V218H201L200 220H202V219H204V221H206L207 222V224H208V228L205 230V233H203L204 235H203V239H205V240H203V239H201L200 241L202 242V241H204L203 242V248L205 249V251H204V253H206L205 255H206V257H207V255L208 254H210L208 251H210L211 250V256H209V258L210 259H206V261L204 260L205 258H202V260H200L199 261V263L200 264H205V262H207V261H209L210 260V264H220V262H219V257L221 258V253H223V252H220L221 250H220V248H222L223 249V247H221V245H220V242H219V239H217L216 238V236L217 235H214L215 237H213V239L212 240H214L213 242H211V244L210 245H208V243L206 244V239H208L207 237H209V236H207V233L208 234H210L211 233V231L213 232V230L215 229V227L216 226H213V225H215V224H212L215 220H214V218H215V214H214V211H215V209L213 210V202L211 203ZM238 202H240V200L238 201ZM251 202V201H250ZM42 203V202H41ZM43 203H42V205H43ZM46 203V202H45ZM54 203V202H53ZM52 203V204H53ZM91 203H92V200H91ZM108 203V202H107ZM165 203V202H164ZM163 203V204H164ZM168 203V202H167ZM170 203H172V202H170ZM178 203V202H177ZM193 203V202H192ZM191 203V204H192ZM194 203H195V201H194ZM196 203H197V200H196ZM263 203V202H262ZM31 204V203H30ZM58 204V203H57ZM56 204V205H57ZM64 204V203H63ZM94 204V203H93ZM118 204H119V202H118ZM120 204L122 205V202H120ZM130 204V203H129ZM152 204V203H151ZM166 204V203H165ZM181 204H183V203H181ZM200 204V203H199ZM205 204V203H204ZM247 204H249V203H247ZM264 204V203H263ZM262 204V205H263ZM21 205V204H20ZM21 205V206H22ZM32 205V204H31ZM38 205V204H37ZM90 205V204H89ZM106 205V204H105ZM116 205H117V203H116ZM136 205H138V204H136ZM139 205H142L141 204V201H140V204ZM161 207H162V204H159ZM167 205H169V203L167 204ZM193 205H195V204H193ZM235 205V206H234ZM239 205V204H238ZM256 205V204H255ZM19 206V205H18ZM35 206H36V204H35ZM40 206V205H39ZM39 206H37V207H39ZM45 206V205H44ZM60 206L62 207V208H64V205H62V204H60ZM67 206V205H66ZM113 206H115L114 204H113ZM145 206V205H144ZM143 205L141 206V207H144ZM160 206H158V207H160ZM165 206V205H164ZM177 206H179V204L177 205ZM188 206V204H186V207ZM196 206H198V208H199V205H197L196 204ZM205 206V205H204ZM203 206V204H202V207H204ZM240 206V205H239ZM249 206V205H248ZM259 206V205H258ZM33 207V206H32ZM36 207V208H37ZM41 207V206H40ZM47 207V209H46V211L49 213V211H50V209H51V207L50 206H46ZM54 207H55V205H54ZM54 207H52V208H54ZM58 207H59V205H58ZM58 207H56V210L55 211H57L56 213L58 214V210H57V208ZM101 207H104V206H101ZM112 206H110V208H111ZM119 207V206H118ZM130 207V206H129ZM135 207H137V206H135ZM145 207H147V206H145ZM151 207V206H150ZM154 206H153V204H152V208H153ZM166 207V206H165ZM179 207H181V206H179ZM190 207V206H189ZM188 207V208H189ZM206 207V206H205ZM232 208V210H230V211H232V217H231V219L229 220L227 217V215L225 216V214L224 215H222V212H223V210H227L228 208ZM238 207V206H237ZM250 207H251V205H250ZM250 207H248V208H250ZM252 207L254 208V205H252ZM251 207V208H252ZM21 208V207H20ZM31 208V207H30ZM43 208V207H42ZM50 208V209H49ZM89 208V207H88ZM107 208H109V206H107ZM114 207H112L111 209H113ZM116 208V207H115ZM124 208V207H123ZM138 208V207H137ZM201 208V207H200ZM261 208H263V210H264V206L263 207H261ZM65 209V208H64ZM99 209V208H98ZM105 209V208H104ZM132 209V208H131ZM139 209V208H138ZM191 209V208H190ZM189 209V210H190ZM257 209H260L259 207L257 208L256 207V210ZM18 210H19V208H18ZM41 210H43V209H41ZM44 210H45V208H44ZM43 210V211H44ZM129 210V209H128ZM127 210V211H128ZM135 210V209H134ZM134 210H132L131 212L132 213H134L133 211ZM137 210V209H136ZM135 210V211H136ZM144 210V212H145V210H147V209H143ZM151 210H153V209H151ZM154 210H156V209H154ZM183 210V209H182ZM182 210H179V211H182ZM255 210V211H256ZM55 211H54V213H55ZM99 211V210H98ZM98 211H97V209H94L93 211H92V213L90 212V213H88V214H92V215H95L96 216V214H98ZM104 211H106V210H104ZM118 211H119V209H118ZM117 211V212H118ZM122 211V210H121ZM124 211V210H123ZM139 211V210H138ZM141 211V210H140ZM148 211V210H147ZM146 211V212H147ZM159 211H160V209H159ZM164 211H166V210H164ZM190 211H192V210H190ZM198 211V210H197ZM197 211H196V213H197ZM251 211V210H250ZM249 210H248V214H251V212H250ZM258 211V210H257ZM257 211H256V213H257ZM260 211V210H259ZM36 212H37V210H36ZM42 212V211H41ZM51 212H52V210H51ZM75 212H76V210H75ZM111 212V211H110ZM116 212V213H117ZM145 212V213H146ZM155 212V211H154ZM161 212V211H160ZM163 212V211H162ZM189 212V211H188ZM188 212L186 213V214H188ZM218 212V213H219ZM253 212V211H252ZM261 212V211H260ZM264 212V211H263ZM31 213V212H30ZM47 213V214H48ZM77 213H78V211H77ZM109 213V212H108ZM152 213H153V211H152ZM152 213H150V214H152ZM195 213V212H194ZM199 213H200V211H199ZM231 213V212H230ZM245 213V212H244ZM246 213V215L248 216V214ZM259 213V212H258ZM19 214V213H18ZM28 214H29V212H28ZM34 214H36V213H34ZM111 214V213H110ZM110 214H109V216H110ZM141 214V213H140ZM149 214V213H148ZM160 214V213H159ZM163 214H164V212H163ZM174 214V213H173ZM184 214V213H183ZM234 214V215H233ZM240 214V213H239ZM31 215V214H30ZM33 215V214H32ZM31 215V216H32ZM38 216L40 215V214H37ZM56 215V214H55ZM70 215V214H69ZM73 215H75V214H73ZM122 215V214H121ZM126 215V214H125ZM137 216L139 215V214H136ZM144 215V214H143ZM161 215H162V213H161ZM175 215H177V214H175ZM180 215V214H179ZM215 215V216H214ZM264 215V214H263ZM16 216H17V214H16ZM77 216H78V214H77ZM84 216V215H83ZM89 216V215H88ZM112 216V218H113V216L114 215H111ZM127 216V215H126ZM125 216V217H126ZM133 216H134V218H135V214H133ZM149 216V215H148ZM147 216V217H148ZM150 216H153V215H150ZM155 216V215H154ZM174 216V215H173ZM181 216V215H180ZM179 216V217H180ZM260 216H262V214H260ZM2 217V216H1ZM28 217V216H27ZM34 217H35V215H34ZM46 217V216H45ZM45 217H43V220H41V219H37V217H35L34 218V220H35V223H36V226L37 227H42V228H47V226L49 225L48 223H49V221L47 222V221H44V218ZM52 217V216H51ZM58 217H59V214H58ZM90 217V216H89ZM108 217V216H107ZM120 217H122V216H120ZM139 217V216H138ZM141 217H142V214H141ZM165 217V216H164ZM182 217V216H181ZM183 217H185V216H183ZM242 217V216H241ZM14 218H15V216H14ZM20 218H21V215H20ZM24 218V217H23ZM25 218H26V216H25ZM42 218V217H41ZM55 218H56V216H55ZM79 218V217H78ZM84 218V217H83ZM82 218V219H83ZM123 218H124V216H123ZM123 218H121V219H123ZM160 218V217H159ZM171 218H173V217H171ZM176 218H177V216H176ZM219 218V219H220ZM240 218V217H239ZM246 218V217H245ZM259 218V217H258ZM30 219H31V217H30ZM30 219H28V220H30ZM47 219H52V218H48V216H47ZM66 219H67V217H66ZM77 219V218H76ZM88 218L86 217V222L88 221L87 220ZM108 219V218H107ZM116 219V218H115ZM117 219H120V218H117ZM125 219V218H124ZM123 219V220H124ZM127 219H129V218H127ZM147 219V218H146ZM153 219V218H152ZM174 219V218H173ZM184 219H186V218H184ZM218 219V218H217ZM236 219H237V217H236ZM243 219H244V215H243V218L241 219V222H243ZM247 219V218H246ZM21 220H22V218H21ZM26 220V219H25ZM28 220H26L25 222H26V224H29V223H27V221ZM33 220V219H32ZM58 220V219H57ZM60 220V219H59ZM59 220H58V222H59ZM62 220V219H61ZM63 220H64V218H63ZM72 220H74V219H72ZM95 220V219H94ZM132 220V219H131ZM141 220V219H140ZM144 220V219H143ZM175 220V219H174ZM178 220V222H179V219H177ZM228 220V221H227ZM245 220V219H244ZM2 222L4 221L3 219L1 220ZM16 221H17V219H16ZM52 221H54V219L52 220ZM75 221V220H74ZM84 221V220H83ZM91 221V220H90ZM90 221H89V223H90ZM104 221V219L103 218H100L99 220H98V222H99V225H101L102 224V222ZM118 221V220H117ZM130 221V220H129ZM135 221V219L133 220V222ZM137 221H139V219H137ZM146 221V220H145ZM145 221H143V222H145ZM157 221V220H156ZM165 221V220H164ZM167 221H168V219H167ZM188 222L190 221L189 219L187 220ZM195 221H196V219H195ZM217 221V220H216ZM215 221V222H216ZM239 221V220H238ZM263 221H264V218H263ZM5 222V221H4ZM14 223H15V221H13ZM19 222V221H18ZM33 223H34V221H32ZM95 222V221H94ZM112 222V221H111ZM127 222V221H126ZM125 222V223H126ZM131 222V221H130ZM140 222V221H139ZM152 222H153V220H152ZM159 222V221H158ZM163 222V221H162ZM178 222H176V224L178 223ZM181 222V221H180ZM179 222V223H180ZM186 222V221H185ZM214 222V223H215ZM218 222V221H217ZM241 222H234L235 224H237V223H241ZM8 223H10V222H5V224H7L8 225ZM20 223H21V221H20ZM24 223V222H23ZM23 223H21V224H23ZM34 223V224H35ZM51 223V222H50ZM62 223V224H61ZM61 226H60V230H62V231H67V225H66V221H61ZM78 223H79V221H78ZM137 223V222H136ZM141 223V222H140ZM146 223H147V221H146ZM151 223V222H150ZM168 223V222H167ZM172 223H174V221H172ZM191 223V222H190ZM196 223V222H195ZM194 223V224H195ZM198 223V222H197ZM202 223H203V221H202ZM221 223H223L224 224V222L223 221H221ZM248 223H249V226L250 227H254V225H256L257 226V224H259V225H261V224H264V223H262V220L261 221H257V219H254V218H251V220H250V222L248 221ZM247 223V224H248ZM4 224V223H3ZM25 224V223H24ZM23 224V225H24ZM56 225H57V223H55ZM68 225H69V223H67ZM74 224V223H73ZM83 224V223H82ZM85 224V223H84ZM86 224H88V223H86ZM86 224H85V226H86ZM144 224L145 223H143V226H144ZM148 224H149V222H148ZM147 224V225H148ZM158 224V223H157ZM161 224H163V223H161ZM183 224H185V223H183ZM193 224V223H192ZM206 224V223H205ZM204 223H203V225H205ZM222 224V225H223ZM14 225V224H13ZM18 225H19V223H18ZM54 225V224H53ZM52 225V227H54ZM59 225V224H58ZM77 225V224H76ZM75 225V226H76ZM79 225V224H78ZM89 225V224H88ZM111 225H112V223H111ZM126 225V224H125ZM128 225V224H127ZM126 225V226H127ZM151 225H153V223L151 224ZM165 225V224H164ZM173 225V224H172ZM190 225V224H189ZM258 225V227H260ZM16 226V225H15ZM14 226V227H15ZM20 226H22V225H20ZM26 226H28V225H24V227H26ZM82 226V225H81ZM107 226V225H106ZM109 226V225H108ZM139 226V225H138ZM159 226H160V224H159ZM158 226V227H159ZM185 226V225H184ZM183 226V227H184ZM192 226H195V225H192ZM198 226V225H197ZM196 226V227H197ZM200 226V225H199ZM201 226H202V224H201ZM226 226V225H225ZM230 226H232V224H230ZM233 226H234V224H233ZM237 226H238V224H237ZM244 226V225H243ZM248 226V227H249ZM262 226V225H261ZM2 227V225L0 226V228ZM10 227V226H9ZM8 227V229H10ZM12 227V226H11ZM29 227V226H28ZM80 227V226H79ZM124 227V226H123ZM152 227L153 226H151V229H152ZM172 227V226H171ZM179 227V226H178ZM187 227V226H186ZM203 227V226H202ZM207 227V226H206ZM239 227H240V225H239ZM5 228H7L6 226H5ZM21 228V227H20ZM20 228L18 229V231L20 230ZM48 228H49V226H48ZM74 228V227H73ZM81 228V227H80ZM87 227H85V229H86ZM135 228V227H134ZM145 228V227H144ZM148 228V227H147ZM153 228H155V227H153ZM166 228H167V226H166ZM185 228V227H184ZM183 228V229H184ZM190 228V230H192L193 228V230L192 231H195L196 229H195V227H189ZM200 228V227H199ZM218 228V227H217ZM255 228V227H254ZM2 229V231L3 230H5V229H3V227L1 228ZM0 229V230H1ZM16 229H17V227H16ZM22 229V228H21ZM97 229H98V227H97ZM97 229H96V232H97ZM115 229V228H114ZM126 229H128V228H126ZM137 229H140V228H138L137 227ZM137 229L135 230V231H137ZM164 229V228H163ZM180 229V228H179ZM186 229V228H185ZM221 229V228H220ZM238 229V228H237ZM250 229V228H249ZM13 230H14V232H15V229L13 228ZM26 230V229H25ZM43 230V229H42ZM74 230H76V229H74ZM73 230V231H74ZM84 230V229H83ZM92 230H94V226L93 225H90V229H89V234H90V232L92 231ZM99 230H101V228H99ZM98 230V231H99ZM102 230H103V228H102ZM120 230V229H119ZM132 230V229H131ZM143 230H145V229H143ZM147 230V229H146ZM153 230V229H152ZM176 230V229H175ZM219 230V229H218ZM218 230H217V232H218ZM222 230V229H221ZM233 230H234V228H233ZM232 230V231H233ZM236 230V229H235ZM244 230V229H243ZM6 231H7V233L8 234H6V235H9V233H11V232H9L7 229H6ZM10 231H12V229L10 230ZM20 231H22V230H20ZM45 231H47V232H49L50 233V231H49V229H45ZM44 231V232H45ZM77 231V230H76ZM86 232H87V230H85ZM124 231V230H123ZM134 231V232H135ZM160 231V230H159ZM164 231V230H163ZM185 232L187 231V232H189L188 231V229L187 230H184ZM197 231V230H196ZM231 231V230H230ZM237 231V230H236ZM235 231V232H236ZM246 231H247V229H246ZM260 231V230H259ZM17 232V231H16ZM38 232V231H37ZM52 232V231H51ZM55 232V231H54ZM68 232V231H67ZM94 233H95V230L93 231ZM100 232V231H99ZM119 232V231H118ZM141 232V231H140ZM145 232V231H144ZM147 232V231H146ZM161 232V231H160ZM214 232H215V230H214ZM216 232V233H217ZM245 232V231H244ZM248 232V231H247ZM32 233V232H31ZM34 233H36V231H34ZM70 233H72V232H70ZM75 233V232H74ZM73 233V234H74ZM102 233V232H101ZM123 233H125V231L123 232ZM129 233V232H128ZM139 233V232H138ZM138 233H136V234H138ZM153 233H155V231L153 232ZM173 233V232H172ZM175 233V232H174ZM181 234L180 233V231L179 232H177L176 234ZM184 233V232H183ZM190 233H191V231H190ZM189 233V235H191V236H189L190 237V240L191 241H194V240H196L194 237V234H190ZM220 233H222V232H220ZM224 233V232H223ZM221 234V236L223 237V235L224 234ZM241 233V232H240ZM246 233V232H245ZM249 234V237H250V241L248 240V243H246V242H244V241H242V239H243V237H242V239H241V243L238 245L239 247H240V249L242 250H244V251H247L246 252V254H245V257H243V259L242 260H238V258L235 256V253H234V250H230L229 251V254H227L228 253V250H227V255H228V257H227V263L228 264H264V228H262L261 227V236L260 237H258L257 236V234H256V232L255 231H251V232H248ZM16 234V233H15ZM19 234V233H18ZM17 234V235H18ZM45 234V233H44ZM47 234V233H46ZM62 234H64V233H62ZM72 234V235H73ZM78 234H80V233H78ZM86 234V233H85ZM96 234V233H95ZM100 234V233H99ZM109 234V233H108ZM122 233H120V235H121ZM131 234V233H130ZM142 233H140L139 235L142 237V235L144 234H142ZM167 234V233H166ZM169 234V233H168ZM167 234V235H168ZM179 234H178V237H179ZM187 234V233H186ZM198 234V233H197ZM201 234L202 233H200V236H201ZM218 234V233H217ZM232 234V233H231ZM242 234V233H241ZM1 235H2V233H1ZM4 235V234H3ZM38 235H39V233H38ZM53 235H55L56 236V234L54 233V234H50V235H47V236H53ZM68 235V234H67ZM67 235H66V237H67ZM75 235V234H74ZM94 235V234H93ZM116 235V234H115ZM127 234L125 233V235H123L124 237L126 236ZM147 235V234H146ZM149 235H151V234H149ZM159 235H161V233L159 234ZM171 235V234H170ZM174 235V234H173ZM183 235V234H182ZM196 235V234H195ZM213 235V234H212ZM236 235V234H235ZM238 235V234H237ZM246 235V234H245ZM14 237L16 236V235H13ZM12 236V237H13ZM34 236H36V235H34ZM41 235H39V237H40ZM44 236V235H43ZM107 236V235H106ZM122 236V237H123ZM131 237H132V235H130ZM137 236V235H136ZM140 236H138V238L140 237ZM145 236V235H144ZM175 237H177L176 235H174ZM199 236V237H200ZM207 236V237H206ZM220 236V235H219ZM232 236H233V234H232ZM244 236V235H243ZM4 237V236H3ZM7 237V236H6ZM6 237H5V239H6ZM27 237V236H26ZM63 237V236H62ZM119 237V236H118ZM118 237H116V239H118ZM121 237V236H120ZM146 237V236H145ZM144 237V238H145ZM149 237V236H148ZM148 237H146V238H148ZM154 237H155V235H154ZM165 237V236H164ZM174 237V238H175ZM181 237V236H180ZM186 237V236H185ZM198 237V238H199ZM212 237H210V238H212ZM221 237V238H222ZM229 238L231 237V236H228ZM249 237H247V238H249ZM17 238V237H16ZM16 238H14V239H16ZM54 238V237H53ZM72 238V237H71ZM80 238V237H79ZM79 238H76V239H79ZM126 238V237H125ZM143 238V237H142ZM143 238V239H144ZM150 239H151V237H149ZM148 238V241L150 240ZM158 238V239H157ZM157 242H158V240H160V239H164L163 237L162 238H160L159 239V237L157 236ZM182 238V237H181ZM194 238V239H193ZM219 238V237H218ZM235 238V237H234ZM238 238V237H237ZM246 238V237H245ZM9 239H10V235H9ZM8 239V240H9ZM19 239V238H18ZM22 239V238H21ZM27 239V238H26ZM42 239V238H41ZM51 239V238H50ZM57 239V237L55 238V240ZM59 239V238H58ZM63 239H66V238H63ZM106 239H107V237H105V235L104 234H100L99 236H90V235H87V237L86 238H84V240L82 241V244L81 245H83V248H84V245H86V246H88V248H89V252H87V254L86 255H88L87 256V259L89 260V262L91 261L90 259H93V260H95L96 262H95V264H108L107 262H106V259L107 258H111V255H110V252H109V249H107V247H106V249H103V250H101L102 252L99 254V255H95V252H97V248L98 247H100V246H98V244L101 242V243H104L105 241H106ZM111 239V238H110ZM127 239V238H126ZM135 239V238H134ZM134 239H132L131 241H134ZM166 239V238H165ZM188 239V238H187ZM1 240V239H0ZM31 240H34V239H32V237H31ZM36 240V239H35ZM47 240H48V238H47ZM75 240V238L73 239V241ZM112 240V239H111ZM125 240V239H124ZM129 240H130V238H129ZM142 240V239H141ZM154 240V239H153ZM189 240V239H188ZM198 240V239H197ZM196 240V241H197ZM208 240H210L211 241V239H208ZM221 240V239H220ZM228 239L226 238V241H227ZM247 240V239H246ZM2 241L3 240H1L0 242H1V246L3 245V243H2ZM13 241V240H12ZM21 241V240H20ZM30 241V240H29ZM40 241V240H39ZM59 241H62V240H60L59 239ZM75 241H77V240H75ZM114 241V240H113ZM122 241V240H121ZM139 241V240H138ZM147 241V242H148ZM152 241V240H151ZM162 241V240H161ZM170 241V240H169ZM172 241H173V239H172ZM182 241V240H181ZM199 241V240H198ZM199 241V242H200ZM209 241V242H210ZM223 241V240H222ZM224 241H225V239H224ZM225 241V242H226ZM229 242H230V239L228 240ZM227 241V242H228ZM236 243H237V241L236 240H234ZM234 241L232 242V243H234ZM11 242V241H10ZM41 242V241H40ZM46 243H47V241H45ZM53 242H55L54 240H53ZM67 242V241H66ZM66 242H64V243H66ZM77 242H79L80 243V241H77ZM155 242V241H154ZM171 242V241H170ZM174 242H175V240H174ZM187 242V241H186ZM12 243H14V242H12ZM18 243V242H17ZM23 241H21V245H23ZM37 243V242H36ZM42 243V242H41ZM68 243V242H67ZM73 243V242H72ZM116 243V242H115ZM121 243V242H120ZM150 243V242H149ZM159 243V242H158ZM188 243V242H187ZM191 243V242H190ZM189 243V244H190ZM11 244V243H10ZM15 244V243H14ZM19 244V243H18ZM27 244H28V241H27ZM26 244V245H27ZM32 244H33V242H32ZM32 244H31V246H32ZM59 245H60V243H58ZM105 244V243H104ZM114 243L112 242L111 243V246L113 245ZM118 244V243H117ZM126 244V243H125ZM125 244H123V249L125 248L124 247V245ZM140 244V243H139ZM147 244V243H146ZM145 244V245H146ZM164 244H165V247H167V244H166V242H164ZM164 244H162V245H164ZM173 244V243H172ZM221 244H222V242H221ZM225 244V243H224ZM7 246H8V244H6ZM13 245V244H12ZM37 245H39V244H37ZM36 245V246H37ZM47 245V244H46ZM49 245V244H48ZM47 245V246H48ZM52 245V243L50 242V246ZM56 245H57V243H56ZM69 245V244H68ZM73 245V244H72ZM80 244H78V246H79ZM81 245H80V247H81ZM103 245V244H102ZM120 245V244H119ZM119 245H117L116 246V248L117 247H119ZM122 245V244H121ZM151 246H152V244H150ZM154 245V244H153ZM161 245V244H160ZM171 245V244H170ZM207 245H208V247L210 248V250L207 248ZM223 245V244H222ZM230 245V244H229ZM6 246V247H7ZM34 246V245H33ZM46 246V247H47ZM49 246V247H50ZM55 246V245H54ZM61 246V245H60ZM74 246H76V245H74ZM114 246V245H113ZM157 246V245H156ZM194 246V245H193ZM231 246V245H230ZM5 247V248H6ZM14 247V246H13ZM21 246H19L18 248H20ZM39 247H41L40 245H39ZM52 247H53V245H52ZM71 247V246H70ZM69 247V248H70ZM80 247H78V248H80ZM101 247H103V246H101ZM100 247V248H101ZM105 247V246H104ZM142 247V246H141ZM159 247V246H158ZM165 247H164V250H167V249H165ZM172 247V246H171ZM185 247H186V245H185ZM191 247V246H190ZM195 247V246H194ZM198 247V246H197ZM228 247L229 246H227L226 245V249H228ZM235 247H237L236 246V244H235ZM27 248V247H26ZM32 248V247H31ZM33 248H36V247H33ZM43 248H44V246H43ZM68 248V249H69ZM71 248H73V247H71ZM112 248V247H111ZM129 248H131L130 247V245H129ZM135 248V247H134ZM143 248V247H142ZM147 248V247H146ZM202 248V249H203ZM208 249V251H207V249ZM232 248H233V245H232ZM15 249H16V246H15ZM24 249H25V247H24ZM27 249H29V248H27ZM39 249H41V248H38V251H39ZM45 249V248H44ZM43 249V250H44ZM48 249V248H47ZM76 249H77V246H76ZM80 249H82V248H80ZM85 249V248H84ZM87 249V248H86ZM127 249H128V246H127V248H126V252H130V250L129 251H127ZM136 249V248H135ZM149 249V248H148ZM160 249V248H159ZM171 249V248H170ZM170 249H169V251H170ZM201 249V248H200ZM225 249V250H226ZM230 249V248H229ZM239 249V250H240ZM3 250V249H2ZM5 250V249H4ZM12 250H14V249H12ZM22 250V249H21ZM21 250H19L18 252L20 253L21 252ZM37 250V249H36ZM42 250V249H41ZM46 250V249H45ZM54 250V249H53ZM62 250V249H61ZM61 250H59V251H61ZM65 250V249H64ZM112 250V249H111ZM134 250V249H133ZM139 251H141L140 249H138ZM149 250H151V249H149ZM154 250V249H153ZM153 250H151V253H152V251ZM161 250V249H160ZM164 250H161V251H164ZM175 250V249H174ZM194 250H197V249H194ZM224 250V249H223ZM240 250V251H241ZM6 251H7V249H6ZM31 251V250H30ZM35 251V250H34ZM47 251V250H46ZM51 251V250H50ZM56 252L58 251V250H55ZM57 252V253H60V252ZM63 251V250H62ZM61 251V252H62ZM68 251V250H67ZM72 251V250H71ZM78 251V250H77ZM81 251V250H80ZM83 251H85L86 252V250H83ZM98 251H99V249H98ZM132 251V250H131ZM137 251V250H136ZM155 251V250H154ZM177 251H180V250H177ZM192 251V250H191ZM197 251H199V250H197ZM197 251H196V253H197ZM208 253H207V252ZM24 252V250L21 252V253H23ZM28 252V251H27ZM45 252V251H44ZM49 252V251H48ZM54 251H52V253H53ZM84 252V253H85ZM121 252V251H120ZM125 252V251H124ZM148 253H150L149 251H147ZM159 252V251H158ZM164 252H166V251H164ZM173 252V251H172ZM182 252H185V251H181V253ZM195 252V251H194ZM193 251L188 255V264H194L193 262L195 261V259H196V257L195 256H198V255H196L195 253H194ZM5 253V252H4ZM16 253H17V249H16ZM41 253L43 254V251H41ZM69 253V255H70V252H68ZM73 253V252H72ZM79 253V252H78ZM136 253V252H135ZM143 253V252H142ZM146 253V252H145ZM161 253L162 252H160L159 253V255H161ZM169 253V252H168ZM171 253V252H170ZM174 253H175V251H174ZM174 253H173V255H174ZM186 253L188 254V251H186ZM198 253H201V252H198ZM237 253H239L238 251H237ZM14 254V253H13ZM27 254L28 253H24V254H22L23 255V257H25V256H27ZM40 254V253H39ZM45 254V253H44ZM48 254V253H47ZM50 254V253H49ZM48 254V255H49ZM54 254V253H53ZM62 254V253H61ZM82 253H80V255H81ZM122 254H124V253H122ZM126 254H128V253H125V257L127 256ZM138 254V253H137ZM154 253H152V255H153ZM158 254V253H157ZM178 254V253H177ZM184 254V253H183ZM223 254H225V252L223 253ZM225 254V255H226ZM240 254V253H239ZM22 255H20V257H18V255H15L17 258H19V260H21L20 258H23V257H21ZM32 255V254H31ZM52 255V254H51ZM62 255H64V252H63V254ZM62 255L60 256V257H62ZM67 255V254H66ZM116 255V254H115ZM135 255V254H134ZM140 255V254H139ZM144 255V254H143ZM204 255V254H203ZM242 255V254H241ZM14 256V257H15ZM29 256H30V252H29ZM33 256H34V254H33ZM38 256V255H37ZM40 256V255H39ZM45 256V255H44ZM43 256V257H44ZM57 256H58V254H57ZM68 256V255H67ZM66 256V257H67ZM71 256V255H70ZM82 256V255H81ZM85 256V255H84ZM121 256V255H120ZM129 256H132L131 254L129 255ZM138 256V255H137ZM150 257H151V255H149ZM158 256V255H157ZM167 256V255H166ZM165 256V257H166ZM169 256V255H168ZM179 256H181V254L179 255ZM13 257V256H12ZM13 257V258H14ZM53 257V256H52ZM59 257V256H58ZM78 257H79V255H78ZM86 257V256H85ZM122 257V256H121ZM135 257V256H134ZM133 257V263H135L134 262V258ZM140 257H142V255L140 256ZM159 257V256H158ZM203 257V256H202ZM9 258H11V257H9ZM54 258H56V256L54 257ZM70 258H72V257H70ZM76 257H74V259H75ZM131 259H132V257H130ZM143 258H144V256H143ZM167 258V257H166ZM176 258H177V256H176ZM187 258V257H186ZM199 258V257H198ZM222 258H223V256H222ZM12 259V258H11ZM61 259V258H60ZM82 259V260H81ZM81 259H79V260H81L82 261V263H83V261L85 260L84 258H81ZM86 259V260H87ZM114 259V258H113ZM119 259V258H118ZM118 259H117V255L115 256V261L112 263V264H119V261H118ZM121 259V258H120ZM137 259V258H136ZM147 259H150V258H147ZM172 259V258H171ZM224 259V258H223ZM4 260V259H3ZM9 260V259H8ZM15 260V259H14ZM28 260V259H27ZM27 260H25V261H27ZM31 260V259H30ZM40 260V259H39ZM43 260H45V259H43ZM42 260V261H43ZM48 260V259H47ZM78 260V259H77ZM138 260V259H137ZM144 260H146V259H144ZM151 260V259H150ZM158 260V259H157ZM156 260V258H154V259H152V261H153V264H154V262L155 263H158V261ZM178 260V259H177ZM177 260L175 261V263L177 262ZM198 260V259H197ZM224 260H226V259H224ZM11 262H14V261H12V260H10ZM18 261V260H17ZM21 261H24V260H21ZM24 261V262H25ZM32 261V260H31ZM41 261V262H42ZM46 261V260H45ZM44 261V262H45ZM57 261H60V260H57ZM68 261V260H67ZM108 261V260H107ZM113 261V260H112ZM132 261V260H131ZM143 261V260H142ZM149 261V260H148ZM205 261V262H204ZM2 262V261H1ZM35 262V261H34ZM48 262V261H47ZM46 262V263H47ZM65 262V261H64ZM74 262H75V260H74ZM85 262H87V261H85ZM179 262H181V261H179ZM179 262H177V263H179ZM196 263H197V261H195ZM15 263V262H14ZM26 263V262H25ZM38 263H40L39 261H38ZM61 263V262H60ZM73 263V262H72ZM121 263V262H120ZM132 263V262H131ZM150 263H151V261H150ZM165 263V262H164ZM170 263V262H169ZM174 263V262H173ZM172 263V264H173ZM195 263V264H196ZM209 262H207L206 264H208ZM6 264V263H5ZM21 264V263H20ZM23 264V263H22ZM32 264V263H31ZM36 264V263H35ZM44 264V263H43ZM49 264V263H48ZM64 264V263H63ZM75 264V263H74ZM78 264V263H77ZM80 264H81V262H80ZM86 264V263H85ZM88 264H90V263H88ZM92 264V263H91ZM126 264V263H125ZM128 264V263H127ZM136 264H137V262H136ZM144 264H145V262H144ZM147 264V263H146ZM158 264H160V263H158ZM180 264V263H179ZM181 264H184V263H181ZM223 264H225V262H223Z\"/></svg>",
    "mask_w": 264,
    "mask_h": 264
}]
</instances>
